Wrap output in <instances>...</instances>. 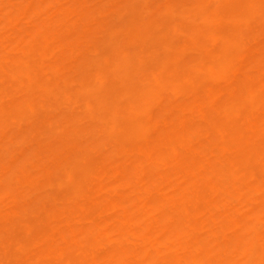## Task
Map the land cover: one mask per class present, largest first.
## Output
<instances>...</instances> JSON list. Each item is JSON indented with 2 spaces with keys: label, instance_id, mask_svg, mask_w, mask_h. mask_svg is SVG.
Here are the masks:
<instances>
[{
  "label": "rangeland",
  "instance_id": "obj_1",
  "mask_svg": "<svg viewBox=\"0 0 264 264\" xmlns=\"http://www.w3.org/2000/svg\"><path fill=\"white\" fill-rule=\"evenodd\" d=\"M11 1V2H10ZM15 0H0V39H1V41H0V50L2 51V50H4V53H6V55H7V57H9V55H11V57H12V59L14 58V57H16L17 56V53H16V51H18L17 49H19L20 48V46H22L23 47V45L25 46L24 48L25 49H27V50H29V46L31 45V44H33V45H31V47L32 46H36L37 44H38V40L41 38V36H43V34H45V36H44V41H41V39H40V41L39 42H43L44 44V46L49 50V48H51V47H54V49L53 48H51V50H47L48 51V53H47V58L45 59V60H47L48 59V62H46L45 60H44V52H45V55H46V50L44 49V50H42V53L43 54H40V53H38V52H36V53H38L39 55H40V58H42V60H39L40 58H39V56H38V59L36 58V56L34 55V54H32V52L34 51L35 52V48L34 49H30V51L29 52H31V55H32V57H33V55H34V57L33 58H35V59H37V60H35L34 61V59L32 60V62H33V64L31 63V62H29V63H31L32 64V66H34L35 64H37L38 63V61L39 62H41V63H43L44 64V66L46 67V65H47V67L49 66V69L50 70H48V68L46 69L45 67H43L42 66V64H41V67L43 68L42 70H43V72H44V76H46V78H44V76H41V75H43V73L42 74H40V79H41V77H42V81L44 80V79H49L50 77V79L52 80H54V82L55 81H57L55 84L57 85V89L55 88L56 86L54 85V82H53V85H52V81L50 82L51 84H49L48 82L50 81V79H49V81L48 80H46L47 82H42L41 81V84L42 83H48V84H46V88H44V84L42 85V88L43 89H45L46 90V92H47V94H46V92L44 91V93L42 94V95H40L39 97H42V99H40V98H38V99H40L39 101H37V103L39 102V104L40 105H38L37 106V103H35V104H30L31 102H33L34 100L33 99H35V97L37 96L36 94V90H37V87H41V86H39V85H37L36 86V89H34V92L36 93L35 94V96H34V94L32 93V89L34 88V86H32L33 88L29 91V90H27L26 89V91H25V85L23 86L22 85V82H20V85L18 84L19 82H17L16 80H18V78L20 77L18 74H16L17 76H19V77H17V79H15V82H14V78L16 77V75L14 76V74L12 73V75L14 76V78L12 77V76H6L9 72H7V73H5L6 75H4V69L7 67V68H9L10 66H8L7 64L9 63H7V60L9 59V60H11L10 59V57L7 59V57L6 58H3V60H6V62L5 63H7V64H5V65H7L6 67H5V65H3V60L1 61V63H2V65H3V68H2V66H0V68H2L3 69V71L4 72H2V71H0V100H2V101H0V103L3 105H5V107H4V105L1 107L2 109L1 110H5V111H8V112H5V113H3L4 111H2V113L4 114V116H7V118H5V117H2L3 115H1V117H0V139H4V140H0L1 142L3 141V144L2 145H0V159L1 160H3L4 162H2L1 160H0V163L1 164H4L5 163V161H6V163L4 164V166L3 167H5L3 170L2 169H0L1 170V172H0V174H1V176H0V183H1V178L3 179V177H4V179L6 178L5 176L7 175V177L9 178H7L8 179V182L10 183V181L12 182V181H14L13 179H15V181H18V178L20 177V175H18V176H16V177H14L12 174L13 173H11V172H13L14 170L15 171H17L16 169H14L13 171H12V166H10V167H8V165H11V163L10 162H15V159H17L16 157H17V155L16 156H14L13 155V152H12V150H14L13 149V147L15 148V150H16V148L20 145L19 143L21 142V141H23V139H24V141L23 142H25V143H21V145H22V147L24 146V144H25V148L27 149L28 148V145H30L29 146V148H32V149H28L30 152H31V150H34V149H37V151L36 150H34V152H32L31 154H34V156L32 155V158H34L33 160H32V158H31V154L29 155V152H28V155H29V158H27L25 155H24V157H22V159L21 158H19V157H21L22 155H23V150H21L20 149V146L17 148V151L19 152V153H17V154H20L19 156H18V162L16 163V165L13 163V166H17L18 168L20 167V168H22L23 166H24V169H25V165L26 164H28V161H29V163L30 164H28V165H26L27 167L29 166L31 169L34 167L35 168V166H33L35 163V165H41L42 163H40V161L41 162H44L43 164H47L46 166H48V164H50V163H52L53 161H56V159H57V164L55 163H53L55 166H53V164H52V167L49 165L48 167H51L52 169H55V168H57L58 166L61 168H59V171H57L58 169H55V172L52 170V169H50L49 168V170H50V172H51V170L54 172V174H55V176H53L52 174L53 173H47V168H46V170L44 169L45 167H42V165L41 166H39V168H38V166H36V168L35 169H32V171H34V173H32V174H34L33 176H35V177H33L32 175H31V173H30V175L29 174H27V175H29L30 176V178H34V179H37V178H40L39 179V181H36L37 183L39 182V183H41L42 181H40V180H43L41 177H43V178H45L46 180H48V179H51V180H53V178H51V176L50 175H52L53 177H54V181H56V180H58L57 182L58 183H56V184H54V185H56V186H54L53 185V183H54V181H53V183H49V184H51V185H49L48 184V181H47V184L45 183V184H37V185H47V188L48 189H50V191L48 190V191H46L47 190V188H45V187H43L44 189V191L43 192H47L46 194H44L43 195V192H41L40 193V191L41 190H39V192H37L40 196H39V198H37V199H39V200H41L42 198L43 199H45V200H47L48 198V196L50 197V196H52V194L54 195L53 196V200L54 199H56V198H59V199H56L57 200V202L59 201V203H60V201L61 200H63V204L62 203H60V205L59 204H55V202L56 201H52V202H50L49 204H48V201L46 202L45 200L43 201V200H41V201H39V200H37L36 198L33 200L32 198L33 197H31L30 196V198L28 197V198H26L25 200H27V199H30L31 201H39V202H41L40 204H38L37 202H35V203H37V204H35V207H38L37 209H34L33 210V212L31 211H28L29 210V206H27L28 208V210H26L25 209V207L23 206V204L25 203V201H23V203H21L20 205H19V203L18 204H16L17 206H18V209L20 210V207H21V205H22V212L23 211H25V213L23 212H21L20 211V213H22L23 215L21 216V214L19 215V216H17V217H19V218H17L16 216H13V217H15V222H14V218H12L13 219V221H12V219L10 218V216L14 213L15 215L16 214H19V213H17V212H19V210H17V206H15L14 204H13V206H11V202H13V199L14 198H17V197H19L20 195L22 196L23 194L22 193H19V191H22V190H18V192H14L15 191V188L17 189H21L22 187L21 186H19V184L16 182V184H18L17 186L15 185V188L14 187H12V185L13 184H9L8 183V187L9 186H11V190H9L8 188H7V186H5L7 183H4L3 182V180H2V182L3 183H1L0 185H1V187L0 188H6V190L7 191H5V192H8V193H10V192H12V193H10V195L13 197V196H15L14 194H16V195H18V193H19V196H16V197H13V198H11V196L8 194L7 195V193L5 194V192L4 193H2L1 194V189H0V194L3 196V195H7L8 197H10V198H8L7 196H3V197H6L7 199H8V202H9V200H10V203H8L7 202V199H5V198H2V196H0V203L2 204H0V218H1V220H0V222L2 223H0V226L2 227H0L1 229H3L2 231H4V233L3 232H1V230H0V236L2 237V234H5L6 235V237L7 238H4L3 239V237H2V239H0L1 241L0 242H2V243H4V245L3 244H1L0 245V248H1V250L0 251H2L1 253H4L5 251V255L4 256H2L3 254H0L1 256H0V258H1V261H0V264L1 263H6V264H16L17 262V264H32V262H34V261H30V260H36V259H38V261L36 262H34V263H36V264H40L41 262H43V264L44 263H46V264H101V263H103V262H105L106 261V263L105 264H118V261H119V264H132V262H134L135 264H167V261H168V263L169 264H175V263H177V264H205L206 263V261H207V263L206 264H222L223 262H224V259H222V258H225V257H230V260H232L233 261V263H234V261L236 262V263H234V264H241L242 262L244 263L245 261H247V264H248V259H249V257H250V254H251V248L250 247H246L245 245H244V241L243 242H238L239 240H243V237L241 238V235L242 234H246L247 236L250 234L251 235V237L256 233L255 232V230H256V226H258V228L260 227V229L262 230V233H261V230L260 231H257L258 230V228H257V232L258 233H256V234H259V233H261V235H254L255 237H257V236H262L261 238H262V240H263V238H264V232H263V230H264V193H263V191H264V185H262V184H264V167L262 166V165H259L260 164V162H259V159H262V161H261V163L264 165V152L261 150L263 147H264V145L262 146V139H264V136H262V135H264V132H263V134H262V131L264 130V123L263 124H261L262 122H264V99H261V98H263V96L262 95H264V47H262V46H264V1L262 0H254V2H253V0H234L235 2H237V3H235L233 0H219V1H221V2H219L218 0H212V2H214V4L211 2V0H204L203 1V3L205 4V6H201V5H203L202 4V2H200V6H198L200 9H201V7L203 8V7H206V9H208V7L209 6H211V7H209V9H211L212 8V6L214 7V5L216 6V5H218V3H219V5L221 4L222 5V7H223V9L221 8V5L219 6H216V7H218L217 9H218V11H220L221 10V13H223L224 11H225V14L224 15H227L228 13H230L231 11L234 13H232L233 15H236V13H238V12H240L241 13V11H247L249 14L251 13H255L256 12V14H254L255 16H257V18L252 14V15H249V14H247L246 12H245V14H246V16H245V14H242L241 13V15H243V16H245L246 18H247V22L246 23H248L247 25H246V23L244 22V24L245 25H243L242 24V22L241 21H236V20H233V19H227L228 21H230V22H228V21H223V23L221 22V20L219 21V22H217V24L219 23V25H216V24H214V25H216L217 27H215L217 30H216V32H218L219 34L221 33V37H223V39L225 38L224 36H226V33H227V36H229V37H227L226 39H228V38H230V35H231V37H232V35L234 36V37H232L233 38V40H235V39H238V38H240L241 36V38L239 39V43H238V40H237V42H236V40H235V43H234V46L236 45V43L238 44V47H234V48H236L235 50L237 51V53L235 54V52H234V54H233V56H232V53L230 54V56H229V59H231L232 57V62H233V65L235 66V67H237L235 70H234V66H232V70H231V75H230V73L228 72V70L230 71V69H228L227 70V74H226V76L227 75H229V76H227V78H228V82H229V80L230 81H234L235 83H244L243 85L245 86V80L247 79L248 80V78H246V77H249V79H251V82H250V80H248L249 81V83H252V86H253V88H255V93L257 92L258 93V91H256V90H259L260 91V95H261V97L259 96V99H258V94H255V96H256V98L255 99H258V101L256 100L255 101V103L257 102L258 103V105L256 104V107L255 106H253V108L252 107H250L251 109H256L257 107V109H256V111L254 110H245L244 109V107H243V111L241 110V112H242V114H241V116H242V118L240 117V119H238V121H237V119H235V118H233V116L231 117V120L229 119L228 121H230L229 123H226V122H223L224 121V119L222 118V116L218 113V110L219 109H217L215 106H217L220 102H222V103H224L223 101L224 100H226V99H223V101H220L221 100V98H222V96H221V98L219 99V97H216L217 99H215V101H219V102H217L216 104L217 105H214L213 107L211 106V105H213L212 103L209 105L208 104V102H209V100L207 99V104L205 103V101H206V98L208 97L207 95L209 94L208 92H209V90H208V88H209V86L210 87H212V89H217L218 90V87H219V85H220V82H223L224 80L223 79H221V80H217V81H219V85L218 84H215L214 82H213V84L217 87H214L213 85H211L212 84V82H210V80L208 79V78H206V81H207V79L209 80V81H207L208 83H209V85H208V83H205L204 81H205V79H204V76L202 75V77L200 78L198 75H197V77L195 78L194 76H196L195 74H197V73H194V72H192L193 71V69H192V67H191V65H192V63L195 61V63H198L199 61H200V63H202L203 62V57L204 56H206L207 54H209L208 52H207V50L211 53V51L212 50H214L213 49V46L215 45L214 43H216L215 42V40H216V36H219V34H217V33H210L209 34V31L212 29V28H214L213 26H210L209 27V31L207 32V29L206 28H208V26L206 25L207 23H204L205 25H202V26H205V27H203V29L205 28V30H206V32L209 34V36H208V34L206 35L205 33L203 34L202 33V31H200V30H202V26L200 25L201 23L203 24V22H201V23H199V27H198V22H196L194 25L196 26V28L194 29V25L193 24H191V25H189V26H192V27H189V28H192V31H193V29H194V31L193 32H195L196 30H199L198 32H197V34H196V32H195V34L197 35H195V37L193 36V37H191V38H196L197 37V39H193V40H195V42H193V43H191L192 41L191 40H189V38L187 39L186 37H188V36H184L187 40H189V41H186V39H184L183 38V36L180 38L179 37V35L178 34H176L175 35V37H176V39L178 38V40H180V42H181V40H185V41H182V45H181V43L177 46V42H173V44H174V52H171L172 53V55L174 54V53H177L176 54V56H175V59H173L172 57H174V56H172L171 54V56H170V60H172L173 59V64H172V66H171V64L169 63V61H167V64H170V66L171 67H173L174 69H175V67L174 66H178L179 64H178V61H180L181 59H179V58H182L183 57V55L185 56H188V62L187 61H185V59L184 58H186V56L185 57H183V61H185V62H183L182 60L180 61V67L178 68V70H177V68L175 69V70H177V72L176 71H174V74H175V76H176V78L178 79V80H180V81H177V82H181V83H183V84H180L179 83V85H178V87H181V85H182V90H181V88L177 91V93H174L175 95H173L174 97H177V94H178V96L179 97H181L180 95L181 94H183V93H185L186 94V92H183L182 93V91H183V85L185 84V82H188V83H190L191 84V86H189L190 84H185V88H184V91H186V88H187V90L190 88V87H192L193 85L192 84H195V83H198V82H201V83H199V84H197L196 85V87H197V89H198V91L194 88V90H193V88H192V92L193 91H195L196 93L197 92H199V93H201V92H203V94H204V96H206V98L205 97H201L202 95L201 94H199V95H196V93H194V95L195 96H199V97H196V99L197 98H199L201 101H199V99H197L196 101L198 102V104L196 103V101H195V104L192 106V102H191V104H190V106H192V109H191V107L190 108H188V106L186 105L187 103H189V101H188V97L190 96V97H192V98H195V97H193L192 96V94L190 93L191 91L190 90H188V93H187V95H189L188 97L185 95V94H183V95H185L186 96V99L187 100H184V99H182V98H185V96L184 97H182L181 99L182 100H184V102L186 101V103H183V101L181 102L183 105H179V102L175 99V101H177L178 103H176L175 104V101L173 100V103H174V107L173 106H171L172 104H171V98H173V97H168L169 99L168 100H170V101H165V99H166V93H168V91L169 90H171V89H169V90H167V92H164L167 88H165V90H164V88L163 89H161L162 91H163V95H161V94H158V95H161L160 96V98H156V100H155V103L157 104H153V106L151 107L150 106V108L152 109L153 108V110H154V108L155 107H157V108H155V110H159V111H161V107H163L162 108V111H163V113H165L164 115L163 114H160V112H159V115H163V116H158V114L156 113L155 114V112H152L153 110H151L150 109V111L151 112H149L145 117H146V120H147V122L149 121V120H151L152 119V121H150L149 123H151V124H154L153 125V127L155 128V129H153L152 127H150L149 126V128H151V129H149L150 131L148 132H146V134H145V136H143V138L144 139H132V140H126V139H123V138H120L119 136L118 137H116L118 134H119V131H117V133L115 134V135H113L112 137H113V139H114V137H115V139H117V140H115V142L113 141V139H111L109 142L110 143H108L107 141H108V139H110V137L107 139V137L104 135L103 137H102V131H100V130H103V129H101V128H103L104 126H112L113 125V123H115L113 126H114V128L115 129H120L121 128V126H122V128L124 127V126H126V122H128V119H127V117H126V115L125 114H123V115H125V117H126V119H124L125 117H119V115H118V113H114V114H111V116L112 115H115V116H117L115 119L113 118V120H111V122H109V124H107L108 122H103V123H101L102 125L101 126H103V127H99V129L100 130H97V129H93L94 127H95V125H91L92 124V121L93 120H104V118H102L101 116H99L100 118H97V117H95L94 115H96V116H98L97 114L99 113V115L101 114L102 115V113L104 112V113H106V111H103L104 109H106V106H107V104L109 105L110 104V102H111V104H112V101L115 99V98H117V95H114L116 92L115 91H113V92H115L114 94H113V96H115L114 97V99L113 98H110V96H109V94L112 96V90H114V86L115 85H113L112 84V80H110L109 82V84H108V86L109 85H111L110 87H108L107 86V84L105 85L106 86V88H105V90H103L102 92H100L102 95L103 94H105V93H103V92H106V91H108L109 93H106L107 95H108V97L110 98V99H113L112 101L111 100H109L108 98H107V100H105L106 99V97H107V95L106 96H102V98H100L101 99V101H99V102H101L102 104L101 105H103V100H105V101H107V102H109V103H107V102H104V104H106V106H105V108H104V106L102 107L100 104V106L97 104V106H96V103L98 102H91V103H93V105H94V103H95V107L93 106V107H91V103L89 104V102L92 100L91 98L93 97L92 95V93L93 92H91V98H90V100L89 99H87V95H88V92L86 93V92H83V93H81V92H79L78 91V89H77V86H78V81L80 80V79H78V81L75 83V81H73L74 79H75V77H77L76 76V71H77V69L78 68H72L73 66H74V64H75V66H77V65H82L83 67L82 68H84V65L86 64L85 62L83 63V61H85V60H90L91 58H93V60H91V62L90 61H86V62H88L87 64H89V62H90V64H92V65H96V62H97V59H98V61H99V63L97 62V67L100 69V67L99 66H101V65H99L100 63H101V61L100 60H103L104 61V59H99V58H102V55H103V51H104V49H106V48H104L103 49V47H102V49H103V51L101 50V49H98L99 47L98 46H106V44H108V43H106V42H108V41H106V42H103V41H105L104 39H106L107 40V38L109 39V35H107L109 32H111V31H113L116 35H119L120 36V34H122L121 36H123V35H125V32H126V34L127 33H129L128 31H130V28L128 29V31L125 29V31L122 29L124 26H122L121 25V23H123V25H125V24H127L128 23V21H129V19L131 18V15H132V13H130L129 12V10L128 11H124V10H122V11H124V12H122V11H119V13H126V15H124V14H121V20H120V17H119V14L118 13H116V15L114 16V10H113V8H115V7H117V9H118V7H120L122 4H125L126 3V1L127 0H120L121 1V3L120 2H118V0H114V2H112L113 0H64V2H63V0H47L46 2H43L42 0H35L36 1V5H35V2L33 1L32 2V0H30L31 1V3L34 5V6H36V8L39 10V8H38V6L41 4L42 5V2H43V4L45 5H42V11H38V12H40V13H38L36 10V8H34L35 9V11L36 12H34V9H33V11H32V9H30L31 10V12H30V10L28 9V12L29 13H26V9H25V7L24 6H29V3L27 4V0H21V2H23V3H21L19 0H16L17 2V5L15 4V2H14ZM29 1V0H28ZM41 1V3L39 4V5H37V3H39ZM55 1V2H54ZM59 1V2H58ZM92 1H94V2H92ZM105 1V2H104ZM117 1V2H116ZM130 1V0H129ZM151 1V2H150ZM150 1H148V2H150L151 3V7H150V12L149 13H151V14H155V15H160V14H158L159 13V9H161L162 10V7L164 8L165 7V5H166V0H164V1H162V0H158V2H157V0L155 1V4H157V3H159L160 4V2H165V3H162L160 6H162L161 8L160 7H158V12H157V6H159V4L158 5H153L152 4V2H154V1H152V0H150ZM171 1V2H170ZM183 1L184 0H169V5H170V3L171 4H173V7L174 8H176V10H179L178 8H180L181 10H184V7H186L185 9H186V13H194L195 14V17H194V19L196 18V17H198L199 19H201L200 17H199V15H201L202 14V12L204 11V9L205 8H203V11H202V9H201V12H199V13H201V14H199L198 13V11H200L199 10V8L195 5V4H193V3H195V1L193 2L192 0L190 1V2H188V0H185L186 2H188L187 4L184 2L183 3ZM199 1H202V0H199ZM206 1V2H205ZM223 1L225 2V3H223ZM249 1V2H248ZM258 1V5L256 4V2ZM12 2H14V6H12L13 5V3ZM26 2V3H25ZM91 2V3H90ZM97 2H98V5H97ZM108 2V3H107ZM110 2H112V3H114L115 4V6H112L113 4L112 3H110ZM122 2H124V3H122ZM128 2V1H127ZM173 2H175L177 5H175ZM178 2V3H177ZM183 4H182V3ZM192 2V3H191ZM218 2V3H217ZM244 2V3H243ZM259 2H261V3H259ZM20 3V4H19ZM62 3H65V4H62ZM73 3V4H72ZM104 3H106L105 5H104ZM118 3V4H117ZM119 3H120V5H119ZM189 3H191V5H190V7H189ZM207 3V4H206ZM224 5H223V4ZM253 3V4H252ZM3 4V5H2ZM8 4V5H7ZM11 4V5H10ZM22 4H24V5H22ZM61 4V5H60ZM84 4H86V5H84ZM101 4H103V5H101ZM118 6H117V5ZM212 4V5H211ZM227 4V5H226ZM7 7H6V6ZM16 5V6H15ZM40 5V6H41ZM72 5V6H71ZM92 6V8L90 7V6ZM111 5V6H110ZM164 5V6H163ZM175 5V6H174ZM182 6V8L180 7V6ZM186 5H188V6H186ZM193 5V6H192ZM226 5V6H225ZM229 5V6H228ZM236 5V6H235ZM237 5H239V6H237ZM247 5V6H246ZM250 5H252V6H250ZM254 5V6H253ZM257 5V6H256ZM11 6V7H10ZM23 6L24 8H21V7ZM51 6V7H50ZM59 6V7H58ZM66 6V7H65ZM78 6H80V7H78ZM83 6H84V8H83ZM87 6V7H86ZM156 6V7H155ZM172 6V5H171ZM176 6H179L178 8L176 7ZM195 6V7H194ZM256 6V7H255ZM3 7H5V8H3ZM14 7V8H13ZM45 7V8H44ZM78 7V8H77ZM89 7V8H88ZM107 7H112V10L111 9H105V8H107ZM155 7V8H154ZM189 7V8H188ZM196 9H198V10H196V13H198V15H196V13L194 12V8ZM216 7H214L215 9H216ZM230 7V8H229ZM262 9H261V8ZM18 8V9H17ZM56 8H58V10L60 11V9H61V11H64V12H61V14H58V13H60V12H58L57 11V9ZM71 8H74V14H76L75 16V19L77 18L79 21H80V19H81V17L83 18V19H81V22L78 24V23H76V24H78V25H76L75 24V28L73 27H70L71 26V23H73V22H67V23H65V21H68V20H64L63 18L66 16V18H67V14L69 15L70 14V12L68 11L69 9H71ZM76 8V9H75ZM190 8H192L191 10H189ZM214 8H213V10H214ZM239 8V9H238ZM250 8H251V10H250ZM6 9V10H5ZM11 9V10H10ZM15 9H16V11L17 12H20V13H18V14H21V10L22 11H24V10H26V11H24V14H25V16L23 15V12H22V15L20 16V15H16L15 13H17V12H15ZM20 9V11H18ZM98 9H100V10H98ZM115 10V11H118V10ZM189 11H188V10ZM205 9V10H206ZM208 9V10H209ZM86 10V11H85ZM102 10H104V12H105V14L108 12L109 13V15L112 17V19L114 18V17H116V18H114L113 20H111L110 19V17H108L109 15H108V13H107V15L105 16V15H102V14H104V12H102ZM111 10V11H110ZM160 10V11H161ZM222 10H223V12H222ZM230 10V11H229ZM254 10V11H253ZM258 10V11H257ZM3 11H4V14H3ZM14 11V12H13ZM52 11V12H51ZM67 13H66V12ZM71 12H72V9L70 10ZM78 11V12H77ZM87 11H90V12H88L87 13ZM94 11V12H93ZM191 11V12H190ZM193 11V12H192ZM236 11V12H235ZM8 12H10V13H13V14H15V17L14 18H16V19H14L13 18V14H11L10 15V18H11V16H12V18L14 19V20H17L16 22L14 21V20H12V19H10L8 16H6L7 15V13ZM57 13V14H55L54 15V13ZM101 12H102V14H101ZM110 12H113V13H110ZM129 12V13H128ZM153 12V13H152ZM31 13H33V14H31ZM42 13V14H41ZM63 13L64 14H66V15H64V17L63 16H60V15H63ZM79 13V14H78ZM84 13H85V15H84ZM149 13H148V15H149ZM161 13H162V11H161ZM227 13V14H226ZM240 13H238L239 15H240ZM261 13V14H260ZM26 14H29L28 15V17H26L27 15ZM81 14H83V15H81ZM87 14V15H86ZM93 14H94V20L93 19H91V18H93ZM97 14V15H96ZM128 14H130V15H128ZM150 14V15H151ZM163 14V17L165 16V14L164 13H162ZM237 14V15H238ZM9 15V14H8ZM31 15H35V17H33L32 16V19L30 18L31 17ZM37 15V16H36ZM57 15V16H56ZM117 15H118V17H117ZM155 15H151V16H153L154 18H161L163 21L166 19V21L167 22H169L170 20H172V19H174V16H176V17H178L179 18V16L180 15H174L173 17H171V16H167V14H166V16H165V18H162V15H160V17H157V16H155ZM228 15H230V14H228ZM260 15V16H259ZM4 16H6V17H4ZM23 16L25 17V18H23ZM44 16H46V17H44ZM49 16V17H48ZM55 16V17H54ZM60 16V17H59ZM71 16V15H70ZM79 16H81L80 18H79ZM128 16H130L129 17V19H128ZM150 16V21L153 19V21H154V18L153 17H151ZM191 16V15H190ZM192 16H193V14H192ZM250 16H253V18L251 17V19H253V20H251V21H249L250 20ZM44 17V18H43ZM89 17V18H88ZM123 17V18H122ZM126 17V18H125ZM7 18V20H5ZM30 18V19H29ZM33 18H35V19H33ZM38 18H41V19H38ZM70 18V17H69ZM72 18V20L74 19V16L73 17H71ZM99 18V19H98ZM103 18L105 19V21L104 22H102V23H104L105 24V22H106V26L104 25V24H102V23H100V24H102L103 26H105V27H103L102 25V29H97L96 28V26L99 24L98 23V21H103ZM125 18V19H124ZM148 18H149V16H148ZM181 18H183V17H181ZM249 18V19H248ZM25 19V20H24ZM28 19V20H27ZM55 19V20H54ZM63 19V20H62ZM68 19V18H67ZM89 20V22L87 21V20ZM102 19V20H101ZM119 19V20H118ZM123 19V20H122ZM186 19V18H185ZM199 19H197V20H199ZM259 19H261V20H259ZM8 20H9V22H8ZM20 20V21H19ZM38 20V21H37ZM44 20V21H43ZM78 20H75V21H77V22H79ZM92 22H91V21ZM127 21V22H124V21ZM157 20V19H156ZM156 20L154 21V24H159L158 22L157 23H155L156 22ZM160 19H158L157 21H159ZM161 20V21H162ZM169 20V21H168ZM174 20H178V21H176V22H178V24L180 23V18L179 19H177V18H175ZM196 20V21H197ZM223 20H225V19H223ZM263 20V21H262ZM10 21H11V23H10ZM31 21H33V22H30ZM54 21V22H53ZM62 21V22H61ZM69 21H71V19L69 20ZM113 21V22H112ZM122 21V22H121ZM148 21H149V19H148ZM153 21H151L150 23H152ZM161 21H159L160 22V24L163 22H161ZM181 21H182V19H181ZM200 21V20H199ZM235 23H234V22ZM8 22V23H7ZM39 22V23H38ZM70 24V26H69V24H68V26H66V27H68V30H67V28H66V30H65V28H63L65 31H63V29H62V27H65V24ZM97 23V25L95 26V24ZM165 22V21H164ZM162 23L161 25H157V27L159 28V29H161V27H162V29H164V27H166L165 29V32L167 31V25H168V29H169V24H167V23ZM183 22H184V24H186V23H188V22H186L184 19H183V21H182V25H184L183 24ZM186 22V23H185ZM190 22H191V20H190ZM193 22V21H192ZM191 22V23H192ZM225 22H227V23H230V24H227V23H225ZM260 22H261V24H260ZM15 23V25H12V24H14ZM35 23V24H34ZM37 23V24H36ZM48 23V24H47ZM63 23V24H62ZM75 23V22H74ZM73 23V24H74ZM87 23H91V25H92V27H94L93 29H95L96 30V32H93V34H92V36H91V32L93 31H91V32H89V33H87V34H89V35H87V37H86V34H85V32H87V31H85V30H83L84 28H87L88 29V27H90V26H88V25H90V24H87ZM170 23V22H169ZM233 23V25H231ZM237 23V24H236ZM3 24V25H2ZM17 24V25H16ZM22 24H24V26H22ZM51 24V25H50ZM54 24V25H53ZM87 24V25H86ZM108 24V25H107ZM148 24V23H147ZM153 23L151 24V27H148L147 28V30H152L153 31V29L155 28V25H154ZM164 24H167V25H164ZM190 24V23H189ZM235 24V25H234ZM250 24V25H249ZM2 25V26H1ZM58 25V26H57ZM62 25H64V26H62ZM85 25V26H84ZM150 25V24H149ZM148 25V26H149ZM163 25V26H162ZM181 25V24H180ZM182 25H181V27H180V29L181 28H183L182 27ZM187 25V24H186ZM232 26L231 28H230V26ZM254 25H256V26H254ZM257 25H259V26H257ZM4 26V27H3ZM8 26H9V28H8ZM18 26V27H17ZM27 26V27H26ZM29 26V27H28ZM46 26H47V28H46ZM50 26H51V28H50ZM73 26V25H72ZM88 26V27H87ZM121 26V27H120ZM126 26V25H125ZM152 26H154V27H152ZM237 26V27H236ZM245 28H244V27ZM251 26V27H250ZM21 27V28H20ZM55 27H57L56 29H59L58 31L56 30V32L54 31V34H52L53 32H52V30L55 28ZM84 27V28H83ZM99 27V26H98ZM129 26H127V28H128ZM184 27H185V25H184ZM226 27V28H225ZM238 27H241L240 29H243V31H244V29L246 30V32L244 31V34H246V38H243V37H245V35L243 34V33H239V32H241V31H239L240 29L238 28ZM253 27H254V29H253ZM261 27V28H260ZM2 28H4V30L5 31H3V29ZM8 30H7V29ZM18 28V29H17ZM20 28V29H19ZM22 28H23V32H24V28H26L27 30H28V33H30L29 31H31V33H32V31L34 30V28H35V30L33 31V33H34V36H36V34L35 33H37V36L39 35V33H40V31H41V33L44 31V33H42L40 36H38L37 38H39V39H37V42H36V40L34 39V38H31L29 35H31V34H28L27 32H25V34H27L26 36L28 37H26V36H24L23 37V35H20L19 34V30H22ZM28 28H32L31 30H29ZM106 28V29H105ZM121 28V29H120ZM149 28H152V29H149ZM158 28H155L156 29V34H157V31L159 30ZM188 28V27H187ZM197 28H199V29H197ZM201 28V29H200ZM221 28H222V30H221ZM225 28V29H224ZM228 28H230V29H233V30H230V29H228ZM234 28H238L236 31H234L235 29ZM247 28V29H246ZM10 29V30H9ZM25 29V30H26ZM51 29V30H50ZM79 29V30H78ZM110 31H109V30ZM155 29H154V31H153V33H148V34H150V35H152V34H155ZM158 29V30H157ZM185 29V28H184ZM184 29L182 30H177V32L179 33V32H181V31H183V34L187 31V33H188V30L190 31L191 29H188V30H186V31H184ZM252 29V30H251ZM261 29V30H260ZM18 30V31H17ZM94 30V31H95ZM120 30H122V31H120ZM204 30V31H205ZM214 30V29H213ZM230 30V31H229ZM248 30V31H247ZM255 30V33L253 32ZM17 32V34H19L20 36H22V37H19V39H21V38H23L22 40V43L21 42H19V45L18 44H15V43H17V42H14V41H12L13 40V38H14V36H15V38L17 37L18 38V36L17 35H15L16 33H14V32ZM38 31H39V33H38ZM49 31L50 32H52V33H49ZM60 31V33H58V34H60L61 35V37L58 35V34H56L57 32H59ZM72 31V32H71ZM82 31H85L83 34H82ZM109 31V32H108ZM117 31V32H116ZM118 31H120V32H118ZM152 31H149V32H152ZM160 31H162V30H160ZM159 31V32H160ZM212 31V30H211ZM210 31V32H211ZM221 31V32H220ZM232 31V32H231ZM237 31H239V32H237ZM258 31V32H257ZM260 31V32H259ZM10 32V33H9ZM13 32V33H12ZM49 33L50 35H48V36H50L51 37V35L52 36H54L55 35V37H54V39L56 38V36L58 37V38H56L55 40L52 38V40H51V38L49 37L48 38V36H46V34L47 33ZM65 32V33H64ZM69 32V34H67ZM102 32V33H101ZM106 32V33H105ZM158 32V33H159ZM162 32H164V31H162ZM164 32V33H165ZM168 32H169V30H168ZM167 32V33H168ZM200 32V33H199ZM212 32H215V31H212ZM224 32V33H223ZM226 32V33H225ZM236 32L237 33H239V34H236ZM249 32V33H248ZM250 32H251V34H250ZM33 33H32V35H33ZM61 33H63V35H67V38H69V36H71L70 37V39H66L65 38V36H63ZM71 33H73V34H71ZM95 33H96V35H95ZM118 33V34H117ZM167 33H165V34H167ZM169 33H171V32H169ZM190 33V32H189ZM188 33V34H189ZM201 33H202V35H204V36H202L201 35ZM260 33V34H259ZM85 34V35H84ZM160 34V33H159ZM165 34H162V35H158L157 34V36H159V37H157L156 35V37H152L151 36V38L149 37L150 35H148L147 37H148V39H146V40H143V38H140V39H138V38H135V41H137V40H143L144 42H142L141 41V43H138V42H140V41H137V43L140 45V46H135V48H137L138 47V49L139 50H141V49H143L144 47H145V44H146V46L147 47H145L144 49H145V54H147V55H149V51H147L146 50V48H148V47H150V42H148L149 40H151V43H152V41H153V43H154V45H152V47H150V48H148L149 50L151 49V50H154L155 49V53L157 54V55H159V53H157V51H156V48L158 49V47H161V46H158V47H155V45H157L154 41H156L157 40V38L158 39H161L162 40V38H163V35H165ZM174 34V33H173ZM180 34V36H181V34L182 33H179ZM191 34H192V32H191ZM217 34V35H216ZM222 34H225L224 36H222ZM235 34V35H234ZM249 34V35H248ZM7 35H8V37H7ZM31 35V36H32ZM82 35V36H81ZM95 35V36H94ZM170 35H172V34H170ZM192 35H194V34H192ZM236 35H239L238 36V38H235V37H237ZM251 35H252V37H254V38H251ZM255 35V36H254ZM258 35V36H257ZM88 36H90V37H88ZM97 36V37H96ZM98 36H99V38H98ZM120 36V37H121ZM126 36H128V35H126ZM125 36V37H126ZM154 36V35H153ZM162 36V38H160ZM166 36V35H165ZM167 36H169V35H167ZM189 36H191V35H189ZM199 36H201V40H199L200 39V37ZM206 36L208 37V38H206ZM219 36V37H220ZM2 37V38H1ZM103 37H106V38H103ZM124 37V38H125ZM172 37H174L173 35H172ZM199 37V38H198ZM263 39H262V38ZM14 38V39H15ZM16 38V39H17ZM30 38H31V40H30ZM36 38V37H35ZM47 38L49 39V44H51L50 45V47H48V43H47ZM59 38H60V40H61V42L60 41H57L56 42V40H59ZM73 38V39H72ZM123 38V39H124ZM130 38V37H129ZM129 38L127 37V39H128V41H129ZM145 38V37H144ZM150 38V39H149ZM152 38H154V39H156V40H152ZM180 38V39H179ZM183 38V39H182ZM211 38V39H210ZM243 38V39H242ZM256 38V39H255ZM19 39H17L18 41H19ZM32 39H33V41L34 42H32ZM66 39V41H65V43H68V44H65V45H69V44H71V45H69V48H68V50H67V48L65 47V45L63 44V42H64V40ZM84 39H86L88 42H90L91 43V41L93 42V43H91L92 44V46H91V44L90 43H88L86 40H84ZM103 41H102V40ZM121 39V38H120ZM122 39V40H123ZM171 39H173V38H171ZM170 39V40H171ZM176 39H173V41H175ZM212 39H213V41H212ZM215 39V40H214ZM222 39V40H223ZM226 39H224L223 41H226ZM241 39H242V42H241ZM258 39V40H257ZM6 40V41H5ZM17 40H15V41H17ZM26 40V41H25ZM29 40V41H28ZM46 40V41H45ZM71 42H70V41ZM74 40V41H73ZM84 40V41H83ZM133 41V49H134V43H135V41H134V39H132ZM207 40V41H206ZM218 40H220V39H218ZM218 40H217V43L219 44L221 41H219L218 42ZM229 40H231V39H229ZM255 40H257L258 41V44H256L257 43V41H255ZM31 41V42H30ZM50 41H51V43H50ZM79 41V42H78ZM126 43H124V42H122L121 41V43H123V47H125V49L127 48H129V46L131 47L132 46V44L130 45V44H128V41H126V40H124ZM203 41H204V43H203ZM245 41H248L247 43H245ZM250 41H251V43H250ZM11 42H14V44H12ZM54 42H56V44H54ZM81 42V43H80ZM84 42H87L86 44L84 43ZM156 42H158V41H156ZM159 42H160V40H159ZM189 42V43H188ZM234 42V41H233ZM240 42H241V45H240ZM6 43V44H5ZM10 43L12 44V45H10ZM28 43V44H27ZM37 43V44H36ZM45 43H47L46 45H45ZM59 43H60V45H59ZM78 43V44H77ZM96 43H98V44H96ZM105 43V44H104ZM130 43V42H129ZM143 43H145L144 45H141V44H143ZM175 43H177L176 44V47H177V50H178V52H176L175 50H176V47H175ZM196 43V44H195ZM211 43V44H210ZM254 43V44H253ZM263 43V45H261ZM9 44V45H8ZM20 44H22V45H20ZM57 44L59 45V47L58 48H63V49H65V50H58V48H57ZM61 44H63L64 46L62 47L61 46ZM89 44V45H88ZM125 44H128V45H125ZM149 44V45H148ZM161 44V43H160ZM183 44H185V45H183ZM189 44V45H188ZM191 44L193 45V46H191ZM214 44V45H213ZM217 44V45H218ZM252 44V45H251ZM14 45V46H13ZM19 46L18 48L16 47V46ZM53 45V46H52ZM55 45V46H54ZM96 47H95V46ZM125 45V46H124ZM187 45V47L186 48H188V49H191L190 51H193L194 49V51H198L199 53V57H197L198 56V54L196 53V52H192L193 53V57H191L192 56V54H191V52L188 50V49H186L187 51H184V46H186ZM202 47H201V46ZM217 45H215V46H217ZM240 45V46H239ZM12 46V47H11ZM43 46V47H44ZM80 46H82V47H80ZM86 46H88V47H86ZM91 46V47H90ZM109 46V45H108ZM144 46V47H143ZM180 46V47H179ZM196 46V47H195ZM198 46H200L199 48H198ZM209 46V47H208ZM214 46V47H215ZM219 46V45H218ZM217 46V47H218ZM242 46V49L240 48ZM14 47V48H13ZM21 47V48H22ZM27 47V48H26ZM72 47V48H71ZM141 47H143V48H141ZM178 47H179V49H180V51H179V49H178ZM183 49H182V48ZM190 47V48H189ZM192 47H193V49H192ZM211 47V48H210ZM250 47V48H249ZM19 49V50H25V49ZM71 48V49H70ZM83 48V50L84 51H81V49ZM88 48V49H87ZM89 48L91 49V50H89ZM97 48V49H96ZM162 48V47H161ZM201 48V49H200ZM204 48V49H203ZM207 48H209V49H207ZM238 48V49H237ZM14 49V50H13ZM74 49V50H73ZM85 49H87V50H89V53L91 52L92 54L94 53V52H96L97 50L99 51V52H96L97 54L99 53L100 54V52H101V57H98L97 58V56H99V54L98 55H95L94 57H93V55L92 56H90L89 54H88V52H87V50H85ZM108 49V48H107ZM126 49V50H127ZM129 49H131L134 53L136 52L137 53V51L138 50H133L132 49V47L131 48H129ZM205 49H207L206 51H205ZM217 49V48H216ZM241 49V50H240ZM260 49V50H259ZM108 50H110V49H108ZM108 50H106V52L108 51ZM159 50V49H158ZM161 50H163V49H161ZM251 50V51H250ZM21 51H18V52H20V54H21ZM59 51V52H58ZM129 51V50H128ZM128 51H127V53H128ZM202 51V52H201ZM240 51V52H239ZM22 52H24V51H22ZM25 54H29V52L28 51H26L25 50ZM79 52H80V54L82 55H80L79 54ZM85 52H87L86 54H85ZM105 52V51H104ZM105 52V54L106 55H109V52L108 53H106ZM143 52H144V50H143ZM143 52H140L138 55L139 56H136V58H137V62H139L140 61V59H142V58H140V55L143 53ZM158 52H160V50L158 51ZM162 52V51H161ZM160 52V53H161ZM185 52H186V54H185ZM188 52V53H187ZM190 52V53H189ZM205 52V53H204ZM207 52V53H206ZM263 52V53H262ZM2 53V52H1ZM8 53V54H7ZM60 53V54H59ZM68 53L70 54V55H68ZM82 53H84V54H82ZM151 53V52H150ZM153 53V52H152ZM155 53H153V54H155ZM179 53V54H178ZM184 53V54H183ZM196 53V54H195ZM203 53V54H202ZM239 53H241V54H239ZM24 54V53H23ZM24 54V56L28 59V60H31V59H29V56L30 55H25ZM65 54V55H64ZM75 54H77L76 56H75ZM104 54V55H105ZM129 55L131 54V53H128ZM162 54H164L163 52H162ZM162 54H160V56H163ZM205 54V55H204ZM238 54V55H237ZM260 54V56H261V59H260V56H258ZM6 55H4L3 54V56L2 57H4V56H6ZM83 55H85L84 56V58L85 59H83ZM89 57V59L87 58V56ZM103 55V56H104ZM133 55H135V54H133ZM144 56V57H146L145 58V60L144 61H146V62H149L150 63V65H151V62L153 63L155 60V58L153 59V57L151 56L150 57V59L151 60H149V61H147V59H149L148 58V56ZM152 55V54H151ZM175 55V54H174ZM197 55V56H196ZM203 55V56H202ZM238 57H237V56ZM240 55V56H239ZM132 56V55H131ZM182 56V57H181ZM190 56V57H189ZM196 56V57H195ZM235 56H236V58H235ZM245 56V57H244ZM74 57H75V59L78 61H76V60H74ZM81 57L82 58V60H81V58L79 59V58ZM154 57H155V55H154ZM157 57V56H156ZM194 57L195 58H197V60L198 59H200L198 62H196L197 60H194ZM87 58V59H86ZM131 58V61L133 62V64H135L134 63V61L132 60L133 58L132 57H130ZM161 57H159V59H160ZM190 58H191V60H190ZM205 58V57H204ZM158 59V57H157V59L156 60H159ZM178 59V61H175V60H177ZM187 59V58H186ZM206 60L208 59V55L206 56V58H205ZM237 59H238V61H237ZM252 59V60H251ZM263 59V60H262ZM8 60V61H9ZM51 60V61H50ZM143 60H142V62H140V64H144L145 66H144V68L143 69H146V70H148V67H149V63L148 64H146V62L145 63H143ZM190 60V61H189ZM194 60V61H193ZM202 60V61H201ZM243 60V61H242ZM260 60V61H259ZM261 60H262V62H261ZM57 61H59V62H57ZM80 61H82V62H80ZM102 61V62H103ZM136 61V60H135ZM192 61V62H191ZM205 61V60H204ZM229 61V60H228ZM34 62H37V63H34ZM45 62H46V65H45ZM65 62V63H64ZM74 62V63H73ZM83 63V64H77L76 65V63ZM136 62V63H137ZM156 62V61H155ZM171 62V63H172ZM177 64V65H175V63ZM187 62V63H186ZM189 62H191V63H189ZM232 62H230L229 64H231ZM12 63V62H11ZM11 63H9L10 65H11ZM105 63V64H104ZM188 64V65H186V64ZM241 63V64H240ZM257 63V64H256ZM39 64V63H38ZM57 64H59V66L57 65ZM67 64H69V65H67ZM73 64V65H72ZM89 64V65H90ZM154 64V63H153ZM183 66H182V65ZM185 64V65H184ZM228 64V65H229ZM238 64V65H237ZM52 65H53V67H52ZM94 65V67H92V68H95V70H97L98 68H96V66ZM106 66L107 64H106V62H103V66ZM136 65V64H135ZM196 65V64H195ZM254 65V66H253ZM37 66V65H36ZM39 66H40V64H39ZM61 66V67H60ZM68 66V67H67ZM74 66V67H75ZM78 66V67H79ZM103 66H101L102 68H104ZM155 66V65H154ZM169 65H168V68L170 67ZM186 66V67H185ZM189 66V67H188ZM194 66V65H193ZM231 66V65H230ZM230 66H228V67H230ZM240 66V67H239ZM242 66V67H241ZM250 66H253V67H250ZM261 66V67H260ZM35 67V66H34ZM62 68L63 67V69L61 70V69H59V68ZM67 67V68H66ZM85 67H87V65L85 66ZM89 67V66H88ZM87 67V68H88ZM143 67V66H142ZM151 67V66H150ZM153 67V66H152ZM184 69H183V68ZM190 67H191V69H190ZM244 67V68H243ZM56 69L57 70V73H55L54 71H51V70H53V69ZM69 68V69H68ZM81 67L79 68V71H84V73H86V70H84V69H82ZM90 68V67H89ZM101 68V69H102ZM173 68H169L170 70L171 69H173ZM181 68V69H180ZM189 68V69H188ZM194 68V67H193ZM206 68V67H205ZM239 68V69H238ZM241 68V69H240ZM246 68V69H245ZM249 68L250 69H252V71L251 70H249ZM255 68L257 69V68H259L258 70H260V71H262V72H260V71H258V70H255ZM262 68V69H261ZM68 69V70H67ZM73 69H75L76 71H73V72H71V70H73ZM186 69V70H185ZM254 69V70H253ZM1 70V69H0ZM47 70L48 71H51L50 73H51V75H50V73H49V75L50 76H48L47 74H48V72H47ZM95 70H91V71H95ZM169 70V74H170V72H172L173 73V71H170ZM180 70H181V72H180ZM185 70V71H184ZM189 70H191V71H189ZM235 72H234V71ZM246 70V71H245ZM65 71H66V73H65ZM79 71H77V72H79ZM82 71H81V73H82ZM189 71V72H188ZM232 71H233V73H234V76H236V78L235 77H233V73H232ZM244 71H245V73H244ZM248 71H251V75L250 74H247V73H249ZM254 71L256 72V75L254 74ZM45 72H47V74L45 73ZM68 72H69V75H68ZM176 72V73H175ZM189 74H191V75H193L194 74V78H192V79H194V81H196V82H194L193 80H191V75L188 77V75H185V77H183L184 75L183 74H187V73ZM253 72V73H252ZM53 73H55V75L56 74H61L62 73V75L63 74H67L68 76V79H67V77L66 76H60V80H61V78H66V79H62V81H60L59 82V78L58 77H56L55 75V78H54V76L52 77V74ZM71 73H73V75H75V77L73 76V75H71ZM87 73H88V70H87ZM91 73V72H90ZM193 73V74H192ZM229 73V74H228ZM237 73H238V75H239V77H238V75H237ZM242 73V74H241ZM244 73V74H243ZM261 73V74H260ZM10 74V73H9ZM80 74V73H79ZM177 74V75H176ZM179 74H181V75H179ZM240 74H241V77H240ZM247 74V75H246ZM253 74V75H252ZM3 75H4V77H3ZM78 75V74H77ZM200 75V74H199ZM246 75V76H245ZM250 75V76H249ZM263 75V77H261V76ZM59 76V75H58ZM69 76H71V78L69 79ZM78 76H81V74L80 75H78ZM85 76V75H84ZM86 76H87V74H86ZM91 76V75H90ZM90 76H88V77H90ZM93 76V75H92ZM173 75H171V76H169L170 78L172 77ZM175 76H173L172 78H174ZM178 76V77H177ZM189 78V79H187V77ZM87 77V78H88ZM233 77V78H232ZM242 77H243V80H241L242 79ZM260 77H261V79H260ZM44 78V79H43ZM77 78H80V77H77ZM77 78L75 79V80H77ZM86 78V79H87ZM92 78V77H91ZM91 78L89 79L90 81H91ZM171 78V80L172 81H174V82H176V78H174V80ZM181 78V79H180ZM182 78L184 79L183 81H182ZM200 78V79H199ZM238 78V79H237ZM253 78L255 79V81L253 80ZM259 78V79H258ZM7 79H9L11 82H4L3 80H7ZM20 79H21V81H23L25 78L23 77H20ZM19 79V80H20ZM55 79H57V80H55ZM176 79V80H175ZM199 79V80H198ZM234 79V80H233ZM237 79V80H236ZM240 79V80H239ZM9 80H7V81H9ZM13 80V81H12ZM18 80V81H19ZM66 80V81H65ZM68 80H69V83H68ZM85 80L84 79V77L82 76V79L79 81V82H83V81ZM1 81L3 82L2 84H1ZM65 81V82H64ZM88 81V80H87ZM108 81V80H107ZM239 81V82H238ZM263 81V82H262ZM17 82V83H16ZM61 83V85L60 86H62L63 85V87H65V88H63V87H60L59 86V83ZM66 82H67V84L68 85H66ZM194 82V83H193ZM227 82V81H226ZM228 82H227V84H228ZM234 82L232 83V82H229L230 84H224V86L226 85V86H228L229 88H233L234 89V87L236 88V87H239L240 86V84H236V86L235 85H233L234 84ZM256 82V83H255ZM7 83V84H6ZM65 83V84H64ZM73 83V86L72 85H69V84H72ZM113 83H115L116 84V82H113ZM211 83V84H210ZM231 83H232V85H231ZM248 83V82H247ZM247 83H246V87H247ZM5 84V85H4ZM15 84H17V85H19V86H21L20 88L18 87V86H16L15 87ZM76 84V85H75ZM178 84V83H177ZM208 85V87H207V89H204L205 87H203V86H205V85ZM256 84L258 85V86H256ZM222 86H223V83L221 84ZM231 85V86H230ZM243 85H241V88L242 87H244ZM5 86V88H3ZM7 86V87H6ZM9 86V87H8ZM22 86L24 87V88H22ZM48 86V87H47ZM53 86V87H52ZM59 86V87H58ZM67 86V87H66ZM69 86V87H68ZM72 86V87H71ZM113 86V87H112ZM225 86V87H226ZM232 86H234V87H232ZM251 86V85H250ZM251 86V87H252ZM256 86V87H255ZM12 87V88H11ZM107 87H108V89H107ZM189 87V88H188ZM194 87V86H193ZM214 87V88H213ZM15 88V89H14ZM19 88V89H18ZM28 88V87H27ZM51 88H52V90H51ZM59 88H63L64 90H62V89H60V90H62V91H65L62 95H63V97L64 98H59L60 96H62L61 94H58L59 95V99H58V102L60 103V104H57L58 102H56L57 101V99L56 100H54L53 99V101L52 100H50V99H52V98H55V95H57L56 94V92H57V90H59ZM113 88V89H112ZM115 88H116V90H117V85L115 86ZM200 88V89H199ZM220 88V87H219ZM229 88H225L224 89V87H222L221 89H223L222 90V92H218V91H214V92H217V93H215L216 94V96L217 95H221V93H222V95L224 94V92L223 91H225V95L224 96H227V94L229 93L230 94V90L231 89H229ZM258 88V89H257ZM5 89H6V91H5ZM24 89V90H23ZM28 89H30V88H28ZM40 89V88H39ZM55 89H56V91H55ZM76 90V95L78 94H80L79 96H80V99L78 98L79 96L77 95V96H75L74 95V93H73V91L72 90ZM110 89V90H109ZM112 89V90H111ZM201 89H202V91H201ZM210 89V88H209ZM221 89H219V91L221 90ZM237 89H239V88H237ZM237 89H235L236 91H237ZM244 89H246V88H244ZM243 89V90H244ZM8 90V91H7ZM15 90H16V92H22V91H24V95H23V93H21L20 95H19V98H17L18 96V94L19 93H15ZM18 90V91H17ZM20 90V91H19ZM41 90V91H42ZM53 90H54V92H55V95L53 94ZM60 90H59V92H60ZM161 90H159V92L161 93L162 91ZM181 90V92H179ZM201 92H200V91ZM204 90L206 91H208V92H206L207 93V95H205V93H204ZM241 90V89H240ZM243 90H241L240 92H242ZM262 90V91H261ZM40 91V92H41ZM78 91V92H77ZM190 91V92H189ZM228 91V92H227ZM235 91V92H236ZM239 91V90H238ZM12 93V95H16V96H12L11 95V93ZM13 92H14V94H13ZM28 92H31L32 94H33V97H31L32 96V94H30V96L28 95ZM40 92L38 93V94H40ZM66 92H67V94H66ZM158 92V93H159ZM170 92H172V90L170 91ZM180 94H179V93ZM86 93V94H85ZM96 93V92H95ZM98 93V92H97ZM100 93H98L99 95H101ZM219 93V94H218ZM237 93V92H236ZM3 96H2V95ZM46 94V95H45ZM69 94V95H68ZM90 94V93H89ZM97 94V95H98ZM166 94V95H165ZM170 94V93H169ZM173 94V93H172ZM45 95V96H44ZM54 95V96H53ZM73 95V96H72ZM96 95V96H97ZM165 95V96H164ZM182 95V96H183ZM219 95V96H220ZM11 96V97H10ZM49 96V97H48ZM50 96H51V98H50ZM53 96V97H52ZM96 96L94 95V99H99V98H96ZM169 96V95H168ZM223 96V97H224ZM8 97H10V98H8ZM13 97V98H12ZM22 97V98H21ZM46 97H48L49 98V100H45L46 99ZM82 97V98H81ZM104 97V98H103ZM201 97V98H200ZM8 98V99H7ZM15 98H17V99H15ZM33 98V99H32ZM44 98V99H43ZM47 98V99H48ZM68 98H69V100H70V102H69V100H68ZM178 98V97H177ZM203 98H205L203 101H204V109H202V108H200L201 106H202V104H201V102H203L202 101V99ZM5 99V100H4ZM10 99H11V101H12V103L14 104V106H12L13 104L10 102ZM16 101L15 103L13 102L14 100ZM19 99V101L20 100H24V99H26V100H29V102L30 103H28V102H26V103H24V101H21V102H19L18 103V106H19V104H21V108L20 107H18V109H17V100ZM31 99L33 100V101H31ZM37 99V100H38ZM60 99H65L64 101H68L67 103H65L64 104V101L63 102H61V100ZM99 99V100H100ZM157 99H159V102H158V100ZM160 99H161V101L163 102V103H160ZM164 99V100H163ZM180 99V98H179ZM189 99H191V98H189ZM60 100V101H59ZM83 100V101H82ZM89 102H88V101ZM109 100V101H108ZM116 100L117 99H115L114 100V102L113 103H116ZM167 100V99H166ZM192 100V99H191ZM195 99H193L192 101H194ZM4 101V102H3ZM8 102V103H6V102ZM41 101V102H40ZM103 101V102H102ZM165 101V102H164ZM42 102L43 103H46V105L44 104H42ZM51 102V103H50ZM54 102V103H53ZM73 102V103H72ZM82 102V103H81ZM98 102V103H99ZM117 102H118V100H117ZM160 103V104H158V103ZM167 102H168V104H170V106L169 105H165V104H167ZM259 102H260V104H259ZM261 102H263V103H261ZM47 103H49L48 105H50V106H48L47 105ZM57 105H56V104ZM62 103V104H61ZM72 103V104H71ZM210 103V102H209ZM0 104V105H1ZM25 104H26V108L28 109H26L25 108ZM29 104V105H28ZM42 104V105H41ZM53 104V105H52ZM69 104H71L70 106H69ZM84 104V105H83ZM110 104V105H111ZM177 104H178V106H177ZM184 104H185V106L189 109H187L185 106H184ZM197 104V105H196ZM200 104H201V106H200ZM221 104V103H220ZM8 105H10V106H8ZM23 105V106H22ZM32 105V106H31ZM64 106V109H63V111L61 110V108H63V106ZM67 105V106H66ZM73 105H75L74 106V109L76 110H74V111H71V109L70 108H73ZM109 105V106H110ZM114 105V104H113ZM12 106V107H11ZM15 106H16V108H15ZM35 106V107H34ZM43 106H47V107H45V108H48V109H43L44 107ZM52 106V110H54V108L57 106L59 109H56L55 108V110H54V112H52V111H50L49 109H51L50 107ZM60 106H62L61 108H60ZM70 107L69 109H70V111L68 110V111H64V110H66V108L67 107ZM78 106V107H77ZM84 106V107H83ZM99 106V107H98ZM112 106V105H111ZM110 106V107H111ZM159 106H160V108H159ZM166 106V107H165ZM179 106H184L187 110H185V108H183V107H181V109H183V111L182 112H186V111H188V113H189V111H190V109H191V111H190V113L188 114L187 112H186V114H188L187 116H185V114L183 113V114H181V115H179L178 114V112H180L179 111ZM197 106V107H196ZM211 106V107H210ZM261 106H262V108H261ZM3 107H4V109H3ZM9 107H11V108H9ZM24 107V108H23ZM41 110V111H39V109ZM66 107V108H65ZM76 107V108H75ZM110 107H108L107 109H109ZM171 107V109H172V111H173V109H174V114H177V115H175V117L176 116H183L184 118H182V117H179V118H182L183 119V121H184V119L186 120V121H182L181 119L179 120V124H181V121L183 122V124H185V126H183V129L185 128V127H190V132L191 133H189V131H188V128L186 129V132H188L189 134H191V135H189L188 133V135H189V137L187 136V138H188V142H186L187 140H185V138H186V136L185 137H183L182 138V136H183V132H185V131H183V129L182 128H179V124H178V120L177 119H179V118H173V117H171L172 115H173V113H171L170 111V109L168 110V109H165V108H170ZM208 107L210 108L209 109V111H208ZM219 107V106H218ZM5 108H8V109H5ZM24 110H23V109ZM33 108H36L35 109V111H36V114L34 113L35 111H33ZM92 108H97V110L96 111H98V109L99 108H101V110H102V108H104L102 111V113L100 112V110H99V112H97L96 114L94 113V112H96L95 111V109L93 110L94 112H93V114H92V110H90V109H92ZM159 108V109H158ZM178 109L177 111L175 110V109ZM213 110H212V109ZM215 108H216V113H214V110H215ZM262 110H261V109ZM19 109H22V110H19ZM25 109H26V111H28V112H26L25 111ZM260 109V110H259ZM1 110H0V112H1ZM47 110H48V112H47ZM60 110H61V112H63L62 113V116H61V114H56V112L57 113H61L60 112ZM73 110V109H72ZM166 110H168V114H166ZM204 111V112H201V111ZM86 111H87V114H86ZM89 111H91V112H89ZM162 111H161V113H162ZM175 111L177 112V113H175ZM197 111V112H196ZM246 111V112H245ZM263 111V112H262ZM39 112H41V113H39ZM44 112H45V114H44ZM68 113V114H66V113ZM70 112H71V114H70ZM88 112H89V116H88ZM156 112H158V111H156ZM192 112V113H191ZM240 112V113H241ZM252 112V113H251ZM255 112V113H254ZM2 113H0V114H2ZM8 113V114H7ZM18 114V115H20L21 114V116L22 115H24L25 116V114H26V116H25V119H24V117L22 116V118L24 119V120H22V118H21V120L23 121V123L21 122V120H18L16 123H18L15 127H14V125H15V123L13 124V122L15 121V118H14V115L11 117L10 116V114ZM33 113L35 114V115H33ZM43 113V114H42ZM48 113H51V114H48ZM64 113H65V115H66V117H67V119H66V121H64L65 120V115H64ZM74 113V114H73ZM103 113V114H104ZM154 113V114H153ZM7 114V115H6ZM55 114V115H54ZM78 116H77V115ZM120 115H122V113L120 112L119 113ZM152 114L154 115L153 116V118H152ZM195 114V115H194ZM214 114H216L217 115V117H218V119H217V117H215L216 115H214ZM246 114V115H245ZM18 115H17V118H18ZM28 115H30V116H28ZM42 115H44V118H45V121H44V118H42L43 116ZM45 115H47V116H45ZM48 115H49V117H48ZM53 115L55 116V117H53ZM71 115V116H70ZM74 115V116H73ZM81 115V116H80ZM105 115V114H104ZM104 115H103V117H104ZM149 115V116H148ZM151 115V116H150ZM156 115L158 116V117H156ZM167 115H171L170 117L172 118V120H170L168 117H167ZM248 115L250 116V117H248ZM30 117V118H26V117ZM32 116H33V118L35 117V116H38L37 118L39 119V118H41V119H39V120H36L37 118L35 117L34 119L35 120H33V118H32ZM50 116H52L53 117V119L54 120H52V117H50ZM59 116H61V117H59ZM72 116H73V118H72ZM107 116V115H106ZM105 116V117H106ZM110 115H108L107 116V118L108 117H111ZM165 116V117H164ZM213 116L215 117V119L217 120L216 122H215V127H213V125H212V122H213V120L212 119H214L213 118ZM236 117H238V116H240L239 114H237V115H235ZM15 117H16V115H15ZM48 117V118H47ZM59 117V118H58ZM63 117V118H62ZM71 117V118H70ZM74 117H76L77 118V120H76V118H74ZM160 117H163V119L162 118H160ZM186 117L188 118V119H190V120H188V119H186ZM193 117V118H192ZM49 118H51V120L49 119ZM60 118L61 119H63V122L60 120ZM95 118V119H94ZM102 118V119H101ZM154 118L156 119H158L159 120V123H156V121L154 120ZM169 120H168V119ZM192 118V119H191ZM233 118V119H232ZM4 119H8L7 120V122L9 123H11V126L12 127H14V128H17L18 129V127H19V125L21 124L25 129H18L19 130V133L21 132L20 130H24V132H23V134L25 133V131L26 130H28V132H29V135L27 136V132L24 134V137L25 136H27L26 138H27V140L23 137V136H19L17 133H18V131H16L15 132V130L13 129V128H11V126L10 125H7V122H6V120L5 121H3ZM31 119V120H30ZM57 119H59L58 121L59 122H57ZM80 119H81V121L83 120V122H81L80 123ZM110 119H112V118H110ZM120 121H119V120ZM163 121H162V120ZM167 119V120H166ZM173 119H174V121H173ZM175 119H176V121H175ZM2 120V121H1ZM17 120V119H16ZM27 120L28 121H30V126H29V128L27 129V123L29 124V122H27ZM42 120V121H41ZM74 120V121H73ZM77 122H76V121ZM96 120L95 121H93V124L96 122ZM106 120V119H105ZM108 121H110L109 119H107ZM188 120V121H187ZM241 120H244V121H241ZM25 121V122H24ZM53 121H55V122H53ZM114 121H116V122H114ZM169 121V127H173V125H174V127H175V129L173 128V130L171 129V131L172 132H170V128H168V127H166L165 128V130H169V132L167 131V132H165V133H169V135H171L172 133H175V132H173L174 130L175 131H177L178 133H176V135H174V136H176L175 138H177L178 137V135H180L181 136V134H182V136L180 137H178V139H179V141H180V138L181 139H183L182 141H184V143H186V144H184V146L182 147L181 146V144H180V142L178 141V140H176L175 142H178V143H176L178 146H180L181 148V150L179 149V151H176V147H177V145L173 142L174 141V137H172L173 139H170L171 138V136H170V138H169V136H167V134H166V136L170 139V140H173V141H170V140H168V138H164L165 137V133H164V131L163 132H161L164 136H162L161 135V133L159 132V128H158V126H157V129H158V132H159V134H157L158 132H156L155 130H156V125L157 124H159V126H162V125H164V123L162 124V122H165V124H166V122H168ZM189 121H190V123H189ZM21 122V123H20ZM37 122V123H36ZM41 122V123H40ZM43 122V123H42ZM54 123V125L55 126H57V127H55L54 125H53V123ZM67 124H66V123ZM113 122V123H112ZM125 122V123H124ZM153 122V123H152ZM155 122V123H154ZM177 123V126H175L176 125V123ZM205 122L208 124L209 123V125H207V124H205ZM220 122V124H218ZM223 122V123H222ZM9 123V124H10ZM44 123H46L45 124V126L47 127H50L51 125L53 126V127H55V128H53L52 126L50 127V129L52 128V129H56V130H58V131H56V130H50L51 132L49 133H47L45 130L48 128H44ZM65 123V125H63L62 126V124H64ZM85 123V124H84ZM97 123H98V121H97ZM106 123V124H105ZM172 123H174L173 125H172ZM224 123H225V125H224ZM33 124V125H32ZM35 124H37V125H35ZM43 124V125H42ZM51 124V125H50ZM60 124H61V126H60ZM79 125V127H78V125ZM96 124V123H95ZM120 124H122V125H120ZM205 124V125H204ZM218 124V125H217ZM222 124H223V126H225V127H223L227 132L229 131V129L231 128V129H233V128H235L236 126H239V128H241L240 130L242 131V132H240L239 130L238 131H236L237 129H238V127H236V129H233L232 131H236L235 132V134H232V133H229L230 134V136H234L235 135V139L234 140H236V137H237V140L240 138V137H238V135L240 134L241 135V138L242 139H244V140H246L245 139V136H246V134H247V136L248 137H246V138H251L252 139V141H251V139L250 140H248L247 139V142L249 141H251V142H254V140H255V142L254 143H258L259 144V146L261 147V149H259V150H261V151H259L258 149H257V147H258V144H253V143H251V145L253 144V146H250V147H252L253 149H255V150H252V148H251V151H250V153H251V155H255V157L256 156H258V154H259V159H258V161H257V159L255 158V160L256 161H253V160H251V163H257L259 166H260V170L258 171V172H256L259 168H258V165H257V168L255 167V166H253V164H251L250 163V165H249V162H250V160L248 161V160H243L242 159V161H240V163L238 164V162H237V165H239L240 166V168H239V166H237L235 163H232V161H231V159L234 157V155H236V157H237V155H239L238 153H239V150H238V152L237 151H235V150H233V151H235V152H233L232 151V147L230 146V144H229V142H228V144H229V146L228 145H225L226 143H227V140H226V143H223L222 142V140L224 141V139H229L230 138V136L227 134V132L225 131V133H224V130H223V128H222ZM235 124V125H234ZM82 125V126H81ZM99 126H100V123L98 124ZM120 126V127H118V126ZM170 125H172V126H170ZM193 125V126H192ZM211 125V126H210ZM220 125V126H219ZM248 125V126H247ZM9 126V127H8ZM41 126V127H40ZM85 126V127H84ZM92 126H94L93 128H91ZM117 126V127H116ZM166 125H164V126H162L163 128L165 127ZM181 127H182V124L180 125ZM204 126V127H203ZM207 126H209L210 128L212 127L213 129L215 128V129H219V130H221V131H223V134H225L224 136H226V138L224 137H222V133L220 134V132L221 131H217V130H213V129H210V128H208L209 129V133H208V131H207V133L205 132V130H208L207 129ZM235 126V127H234ZM242 126V127H241ZM36 127V133L34 132L35 131V128ZM39 127V128H38ZM63 127V128H62ZM65 127V128H64ZM84 127V128H83ZM176 127H178V129L176 128ZM193 127V128H192ZM206 127V128H205ZM220 127V128H219ZM233 127V128H232ZM244 127V128H243ZM251 127V128H250ZM9 128H10V130H9ZM79 128H80V130H79ZM85 128H86V130H89V132L90 131H99V133H100V136L98 137V134H97V132L96 133H94V134H91V135H94L92 138H90V136L91 135H89L90 133H85ZM95 128H98V126L96 125V127ZM168 128V129H167ZM195 128V129H194ZM197 128H199V129H201L200 131H199V129L197 130ZM203 128H205V130L203 129ZM262 128V129H261ZM11 129L14 131L13 133H12V135L14 134V133H16L17 135V138H18V136H19V138L21 137L22 138V140H20V142H19V140H18V142L19 143H15V141L16 140H11V139H13V136L11 135H9V132L11 131ZM16 129V130H17ZM34 129V130H33ZM39 129V135L41 136V133H42V137L43 138H41L38 134H37V130ZM40 129H42V130H40ZM45 129V130H44ZM49 129V128H48ZM65 129V130H64ZM80 131V133L81 132H83V135H82V137L80 136V135H78V130ZM153 129V130H152ZM180 129H182V130H180ZM203 129V130H202ZM228 129V130H227ZM250 129V130H249ZM9 130V131H8ZM31 130V131H30ZM84 130V131H83ZM154 131V132H156V134H157V136L156 137H154L155 139H153V141L155 142L156 141V139H157V144L155 143L154 144V142H153V144L151 145V148H150V146H149V142H152V139L150 140V138H151V135H152V131ZM162 130H164V129H162ZM179 130V131H178ZM198 131V133H197V131ZM245 130L246 131H248V132H245ZM6 131H8L7 133H8V135H6L7 133H6ZM42 131V132H41ZM49 131V130H48ZM60 131V132H59ZM64 131V132H63ZM67 131H69V132H67ZM73 131V132H72ZM201 131H202V133H201ZM204 131V132H203ZM212 131V132H211ZM217 131L218 133H219V136H217V133H216V137L214 136L215 135V132ZM4 132H5V135H4ZM44 132V133H43ZM56 134H55V133ZM66 132V133H65ZM116 132V131H115ZM154 132H153V135H154ZM230 132H231V130H230ZM240 132V133H239ZM11 133V132H10ZM22 133V132H21ZM33 133H34V135H35V140H33L34 139V135H33ZM45 133H47V138L45 137L46 135H45ZM66 134V137H65V135L63 136V134ZM76 133V135H74ZM79 133V134H80ZM93 133V132H92ZM104 133V132H103ZM150 133V134H149ZM197 135H196V134ZM201 133V135H198V134H200ZM206 133V134H205ZM211 133H214V134H211ZM259 133H261V134H259ZM44 134V135H43ZM48 134L50 135V137L48 136ZM70 135V137L69 138H71L70 140H68L69 138L67 137V135ZM155 134V135H156ZM184 134H186V133H184ZM196 135L197 137L199 136V137H202V138H197L196 137V139H195V136L194 135ZM207 134L209 135H211V136H214L213 137V139H216V141L218 142V143H220V144H217V146H216V148L218 149V148H220L221 146H222V144H224L225 145V147L224 146H222L221 147V149L223 148V150H224V148H225V150L224 151H226V150H228L229 151V153L231 154V152L232 153H235L234 155L232 154L231 156H227V153H228V151H226V153H224V151L223 150H220L219 149V153L221 152V154H219V155H221V157L220 156H218V154H216V156H215V154H214V157L216 158L217 156H218V163H217V165H216V168H213L215 171H216V169L218 168V169H220V168H222V173L224 172V174L222 175V179L220 178V173H221V169H220V172H219V170H217L216 171V173L214 174V172H211V171H213L212 169H210V168H212V167H214V166H210V164L213 162V160H214V164H216V160H215V158H213V156H212V154H211V152L212 151H214V150H210V154L211 155H208V156H210L211 158H212V161H211V158H209V157H204L203 159H201V156H203L205 153H203V155L201 154V150L203 151V150H208L207 148H208V146H209V144L208 143H210V145H211V143L212 142H208V143H205V142H207L208 140V138L206 139V138H203V136L204 137H207ZM242 134H243V136H242ZM250 134V135H249ZM256 134H258V135H256ZM21 135V134H20ZM60 135H62L61 137H63V139L64 140H62V138H60ZM154 135V136H155ZM158 135H160V136H158ZM172 135V136H173ZM193 135V136H192ZM237 135V136H236ZM239 135V136H240ZM245 135V136H244ZM255 135V136H254ZM16 136H14V139H16ZM31 136H33V138H31ZM53 136H54V138H53ZM75 136H78V138H79V140L75 137ZM162 136V137H161ZM191 136L192 137H194L193 139L191 138ZM211 136H208V137H210V139H211ZM259 136H261L260 138H259ZM4 137V138H3ZM10 137H12V138H10ZM37 137H39V139L37 138ZM95 137H96V139H95ZM101 137H102V141L100 142V140H101ZM157 137H161V138H164V139H161V144L163 143V144H166V149H165V147H164V145L162 144H160V139L158 140V138ZM244 137V138H243ZM51 138V139H50ZM82 138H83V140L84 141H82ZM98 138V139H97ZM100 138V139H99ZM107 140H106V139ZM147 138H149V139H147ZM186 138V139H187ZM221 138V139H220ZM8 139H9V141H8ZM33 142H31L30 140ZM41 139H42V141H41ZM48 139H50V140H48ZM53 139V140H52ZM61 139V140H60ZM93 139V140H92ZM168 141H167V140ZM189 139H191V141L189 140ZM199 139H202V141H203V139H204V142H201V143H199L200 142V140ZM205 139H206V141H205ZM8 142H7V141ZM37 140V141H36ZM97 141V142H93V141ZM98 140H99V142L100 143H98ZM106 141V143H102L103 141ZM119 140H122L121 142H123V143H121ZM140 140H142V142H143V144L145 145V146H147L148 145V147L150 148V149H147L148 147H145V146H143V144L142 145H140L141 143L139 142ZM149 140V141H148ZM162 140H163V142H162ZM165 140V141H164ZM199 140V141H198ZM12 141H14V143L15 144H13V142ZM34 141H35V143H34ZM39 141V142H38ZM41 141V142H40ZM55 141V142H54ZM61 141V142H60ZM65 141V142H64ZM80 141H82V142H80ZM111 141H113L114 143H112ZM130 141V142H129ZM136 141V142H135ZM145 141H147V142H145ZM159 141V142H158ZM166 141H167V143H166ZM173 142V143H171L172 144V146L169 144L170 142ZM193 141H194V143L197 145V146H200V148H202V149H200V148H198L194 143H193ZM210 141H212V139L210 140ZM264 141V140H263ZM0 142V143H1ZM11 142V143H10ZM17 142V141H16ZM30 143V144H26V143ZM53 142V143H52ZM56 142L60 145V144H62V145H60V146H58V144L56 145ZM60 142V143H59ZM71 142V143H70ZM83 142H85L86 143V145L85 144H82V146H81V144L80 143H83ZM125 142H127V144H128V146H127V144L125 143ZM145 142V143H144ZM169 142V143H168ZM190 142V143H189ZM217 142H215V143H217ZM225 142V141H224ZM6 143H8V144H6ZM32 143V144H31ZM45 143H46V145H45ZM48 143H50V144H48ZM125 143V144H124ZM129 143H130V146H129ZM133 143V144H132ZM139 143V144H138ZM146 143H148V144H146ZM182 143V142H181ZM203 143H205V144H203ZM215 143H213V145L215 144ZM11 144V145H10ZM19 144V145H18ZM33 144H34V146H33ZM40 146H39V145ZM55 144V145H54ZM66 144V145H65ZM69 144V145H68ZM73 144V145H72ZM167 144H168V146H167ZM173 144H175L176 145V147H174L173 146ZM183 144V143H182ZM200 144V145H199ZM264 144V143H263ZM13 145V146H12ZM18 145V146H17ZM43 145V146H42ZM48 145V146H47ZM50 145H53V146H50ZM79 145V146H78ZM99 145V147H97ZM113 145V146H112ZM121 145V146H120ZM132 145H134V146H132ZM137 145V147L138 148H136L135 146ZM154 145V146H153ZM155 145L157 146H159V147H155ZM170 145V146H169ZM188 145V146H187ZM191 145V146H190ZM196 146L195 148H194V146ZM203 145H206V149H203L205 146H203ZM216 145V144H215ZM215 145H214V147L213 148H215ZM219 145V146H218ZM254 145H255V147H254ZM6 148V149H10L9 150V153H10V151H11V153L10 154H12L13 155V159H14V161H12L13 159L10 157V159H11V161H10V159H8L7 160V158H9L8 157V155H6V154H8V151L6 152V149L5 150H3V148L4 147ZM8 146V147H7ZM15 146H17V147H15ZM32 146V147H31ZM39 146V147H38ZM65 146H67V147H65ZM112 146V147H111ZM119 146V147H118ZM124 146H127V148L125 147V149H124ZM132 146V148L130 149V147ZM142 147V148H144V149H146V150H148V152H146L147 154V156L145 157L146 158V160H145V162L147 161V163L148 162H151L150 164L151 165H149V163L147 164V166H146V164L145 163H143V165L145 166V167H143V168H141V169H143V171L145 172H142V170L140 169V168H138V166H141L140 164H142V162L144 161H140V160H142V159H140L139 160V154H138V156H137V160H136V162L138 163V164H135V165H138L136 168H135V171H134V169L131 171V173H130V175L128 176L129 178H127V179H122V177H121V175H120V170L122 169V168H120V166H122V167H124L125 165L127 166V165H130V163H131V161H135V159L133 158L134 156H132V155H136V153H137V150H138V152H140L141 154H142V152H141V150H139V147ZM186 146V147H185ZM193 146V147H192ZM229 148H228V147ZM21 147V148H22ZM34 147V148H33ZM53 147V148H52ZM60 147H62V148H60ZM86 147V148H85ZM140 147V148H141ZM170 149H169V148ZM190 147V148H189ZM210 148H211V146H209ZM260 147H258V148H260ZM24 148V149H25ZM73 148V149H72ZM76 148V149H75ZM88 148V149H87ZM130 150H129V149ZM155 148V150H153ZM161 148H162V151H161ZM164 148V149H163ZM187 148H189V149H187ZM198 148V149H197ZM235 147H233V149H234ZM23 149V148H22ZM25 149V150H26ZM46 149H47V151H46ZM54 149V150H53ZM57 149V150H56ZM69 149H71V150H69ZM81 149V150H80ZM95 149V150H94ZM212 149V148H211ZM216 149V150H217ZM230 149H231V152H230ZM239 149V148H238ZM27 150V151H28ZM42 150V151H41ZM52 152H51V151ZM67 150V151H66ZM78 150V151H77ZM85 150H86V152L87 153H85ZM129 150V151H128ZM133 152H132V151ZM186 150L188 151H190V153L189 152H186ZM192 150V151H191ZM209 150L208 151H205L206 153H209ZM236 150H237V147H236ZM257 150V151H256ZM263 150H264V148H263ZM17 151H15L14 153H16ZM43 151H44V153H43ZM61 151V152H60ZM84 151V152H83ZM97 151H98V153H97ZM131 151V152H130ZM150 151V152H149ZM151 151H154V152H159V153H157V154H154V152H152V154H154V156L153 157H155V155L157 156V155H159L160 154V152L162 153V152H164V154H162V155H159V156H162V157H165V156H171L172 155V157H170L171 159H169V157L167 158V157H165L166 159H168V160H175L174 162H178L179 163V165H175L176 163H174V165L173 166H175V167H173L172 168V171L171 170H169V172H172V175L174 174V177L170 174V173H168V170L167 169H170L172 166V164H170L169 163V161H168V163H167V160L166 159H161L160 158V160H159V158L158 159H154L153 158V160H157V162L155 163V166H156V169H154L155 168V166H152L153 164H154V161H152L151 160V158H152V156H151ZM168 151H170V153L168 152ZM255 151V152H254ZM25 153H26V151H24ZM42 152V153H41ZM60 154H59V153ZM72 153V155H71V153ZM90 152H91V154H90ZM104 152H105V154H104ZM129 152H130V154H131V156H130V154H129ZM177 152H179L178 154H177ZM204 152V151H203ZM215 152V151H214ZM217 152V151H216ZM217 152V153H218ZM70 153V154H69ZM96 153V154H95ZM116 153H118V154H116ZM182 153H184V154H182ZM192 153V154H191ZM194 153V154H193ZM198 153V154H197ZM224 153V158H222V154ZM10 154H9V156H10ZM27 154V153H26ZM50 155V158H49V156L48 155ZM51 154H54V156H56V157H54L53 155H51ZM86 154V155H85ZM88 154V155H87ZM107 154V155H106ZM143 154H145V153H143ZM167 154H169V155H167ZM177 154V156H181V159H179V160H182V162L184 163H182L181 162V164H180V162L179 161H177L178 160V158L175 156H173V155H176ZM191 155V156H189V155ZM229 154V155H230ZM257 154V155H256ZM2 155V156H1ZM6 155V156H5ZM37 155L39 156V158L37 157ZM45 157H44V156ZM64 155V156H63ZM68 155V157H66ZM100 155V156H99ZM116 155H118L117 156V158L118 157H120L121 159H117L116 158ZM149 155L151 156V158L149 157ZM199 155H201V156H199ZM47 156V157H46ZM59 156H61V157H66L67 159H65V160H68L70 163L72 162V163H74V162H76V164H78V163H80V162H83V161H85L86 162V160L88 161V160H90V161H88V163L86 164H84L83 166L84 167H87V169L89 168V170L91 171V169H92V167L94 168L93 169V172H91V174H90V171L88 170V172L87 173H89L88 175H87V177L89 176V175H92V173L94 174V175H92L93 177H98L100 174H102V176H101V178L102 177H105L107 180H108V182H109V180H110V183H104V184H108V186H104V185H102L103 184V182H102V186H104V187H110L109 188V191L108 190H106L107 188H103V187H100V185L99 184H95V186H96V188H97V186H98V191H100L99 190V188L100 189H103L102 190V192H104V193H102V192H100V194L102 193V195H97V193H98V191L96 192L95 190H96V188H94L92 185V183L89 181V179L88 178H85L86 176V172H85V170H86V168H83V166H80L82 163H80L78 166H80L79 168H78V166L74 169V167H75V164L73 165L72 163H71V165H70V163H68L70 166H72L73 165V168H72V170L74 171H71V167H69V165L67 164L66 165V163L67 162H65V165H63L64 164V159L63 158H61L62 160H60L59 162H61V163H58V158L57 157H59ZM88 156V157H87ZM141 156V155H140ZM158 156V157H159ZM187 156V157H186ZM193 156V157H192ZM204 156H206V155H204ZM225 156H227V158H229L230 159V161H229V159H226V157ZM253 156H251V159H252V157ZM5 157H7V158H5ZM84 157V158H83ZM91 157H92V161L93 162H95V163H93L92 162V164H91ZM130 159H129V158ZM136 157V156H135ZM144 157V156H143ZM143 157H141V158H143ZM148 157V158H147ZM176 158V159H174V158ZM189 157V158H188ZM196 157H197V160H196ZM231 157V158H230ZM261 157H263V158H261ZM3 158H5V159H3ZM23 158H26V160L25 159H23ZM41 158V159H40ZM43 158V159H42ZM101 158H102V161L104 160V158H105V162H107V164L105 163L104 164V161H103V163H101L102 161H101ZM111 158H112V160L113 161H111ZM134 159V160H131V159ZM180 158V157H179ZM193 158V159H192ZM198 158L201 160V162H199L198 161ZM221 158L222 159H224V161L226 160L227 162L225 163V165H221L222 164V162H224L223 160H221ZM238 158V157H237ZM239 158H240V156H239ZM37 159H39L38 160V162H37ZM48 160V162H47V160ZM52 159V160H51ZM70 159H72L73 161H70ZM75 159V160H74ZM107 159H110V163H108V160ZM124 159V160H123ZM147 159H150V160H147ZM187 159V160H186ZM190 159V160H189ZM209 159H210V161H209ZM236 158H234V160H235ZM254 159V158H253ZM22 161V160H25V161H27L26 162V164H24V165H22L21 163H20V165L22 166H18V163H19V161ZM30 160H32V161H30ZM43 160V161H42ZM83 160V161H82ZM130 160V161H129ZM163 160H165L166 162H164ZM34 161V162H33ZM117 161V165L116 164H114V162H116ZM120 161V162H119ZM121 161H123V162H121ZM195 161V162H194ZM206 161V162H205ZM221 161V162H220ZM244 161H245V163H244ZM90 162V163H89ZM153 162V163H152ZM164 162V163H163ZM202 163V162H205L206 164L207 163H209V164H207V165H205V164H203L204 165V167H208L209 168V166H210V170L209 169H207V171H205L206 170V168H202L200 171L198 170V168L199 167H202V164H198V163ZM211 162V163H210ZM242 162L244 163V164H242ZM248 162V163H247ZM23 163H24V161H23ZM34 163V164H33ZM37 163H39V164H37ZM63 163V164H62ZM101 163V165H99L98 166V164H100ZM121 163H123V165L121 164ZM124 163H128V164H125L124 165ZM177 163V164H178ZM189 163V164H188ZM220 163V164H219ZM227 163H229L228 164V167H226L227 165ZM8 164V165H7ZM59 164V165H58ZM89 164H91V165H89ZM102 164H104V167L102 166ZM119 164H121V165H119ZM131 164H134V163H131ZM159 166H158V165ZM166 164H168V166L166 165ZM170 164V165H169ZM183 164V165H182ZM186 164V166H184ZM196 164H197V167L198 168H196L195 166H196ZM213 163L211 164V165H214ZM232 164H234V165H236L237 167H238V171H236V173H237V175L235 174V171H232V168L231 167H233V169L234 168H236V166H231ZM241 164H242V166L243 167H241ZM245 164H246V166H247V168H245ZM58 165V166H57ZM86 165V166H85ZM107 165V166H106ZM110 165V166H109ZM180 165H182V166H180ZM188 165V166H187ZM201 165V166H200ZM1 166V165H0ZM69 167V168H67L66 169V167ZM89 166H91V168L89 167ZM117 166H119V167H117ZM134 166V165H133ZM150 166H152L151 167V169L153 168V170H150L149 168H150ZM164 166H166V167H164ZM179 166H180V168H179ZM218 166V167H217ZM220 166H223V167H220ZM230 166V167H229ZM253 166V167H252ZM2 167V166H1ZM27 167H26V169H27ZM28 167V168H29ZM42 167V168H41ZM82 167V168H81ZM106 170H104L103 168ZM108 167V168H107ZM158 167V168H157ZM161 167H163V168H161ZM183 167V168H182ZM253 168L252 170L251 169H249V168ZM255 167V168H254ZM261 167H263V168H261ZM7 168V169H6ZM14 168H16V167H14ZM17 168V169H18ZM19 168V169H20ZM30 168H29V170L28 171H30ZM64 168H65V170H64ZM80 168L82 169L81 171H83V169H85L84 170V173H86V174H84V176L82 175L81 176V174L83 173H81V174H79V171L77 172V169L78 170H80ZM107 168V169H106ZM144 168L146 169L147 168V171H148V173L150 174L149 176H148V173H147V171L146 170H144ZM160 168V169H159ZM166 168V169H165ZM175 168V169H174ZM176 168H178V169H176ZM189 168H190V171H188L189 170ZM193 168V170H191ZM231 170H230V169ZM243 168V169H242ZM23 170L22 171V169L20 170V171H22L25 175H26V171L27 170ZM41 169H43V172L44 171H46L45 172V174L47 173L48 175H43V173H42V170ZM137 169V170H136ZM194 169L195 170H198V171H194ZM229 169V170H228ZM242 169V170H241ZM254 169H257L256 171L254 170ZM11 172H10V171ZM36 170V171H35ZM41 171V173H39L38 171ZM104 170V173H106V174H104V173H100L99 174V171L100 172H102ZM111 170V171H110ZM141 170V171H140ZM161 170H162V172H161ZM163 170H165L164 172H163ZM174 170V171H173ZM178 170V171H177ZM237 170V169H236ZM243 170H247V171H243ZM262 170V171H261ZM4 171H6V172H4ZM14 171V172H15ZM17 172V174H19V173H22V172ZM25 171V172H24ZM32 171H30V172H32ZM72 172L71 174L73 175V173H74V181H75V183L73 182V183H71V186L72 187H70L69 185H70V182H69V184H68V181H69V177H68V172ZM96 171V172H95ZM167 171V173H168V175H171L172 177H170V178H173L174 180H172V179H168V177H167V179H168V182H169V184H172L171 182L172 181H174L173 182V185H172V187H181L184 183H187L188 185H190L191 184V186H189V188H190V190H186V187L183 185V187H181V188H185V189H183V190H181V188H180V194H179V192H176V193H178L177 195H172V197L170 196L171 194H172V192H171V194H168V192H170L169 191V187H167V186H169V184L167 185V180H164V176H165V172ZM192 171V172H191ZM195 173H194V172ZM231 171V172H230ZM249 171V172H248ZM250 171L251 172H254V174L256 173V175H252L253 173H250ZM2 172H4V173H2ZM49 172V171H48ZM76 172V173H75ZM117 172V173H116ZM137 174H136V173ZM174 172V173H173ZM177 172H180V176H181V174L184 176L183 177V180H181L182 178L181 177H179V178H181V179H179V178H177L178 177V174H177ZM204 172H210L209 174H206V175H209V177L210 176H213L214 175V179H215V177L217 176V173L219 172V174L218 175H220V176H217V178L219 177V179H217L216 178V180H218V182H219V184L220 183H222V182H224L223 184H224V186L225 187H227L228 185H232V186H230V188L229 187H227L226 189L228 190V191H230L229 189H232L231 191H230V193L227 191V190H225V187L224 186H222L223 184H216V186H217V188H218V186H220V188H223L224 190H222V192H221V194L222 193H226V195L223 197V199L225 198V197H227V201H228V203H227V201H223V199H220L219 198V196L221 197V194H219L220 192H218V195L219 196H217V193H215V191H217V190H215V189H217L216 187H215V185H214V183H218L216 180H213V181H215V182H212L210 179H209V177L207 176V178H205L206 177V175H202V174H204ZM240 172V173H239ZM246 172H248V174H250V175H248ZM260 172H262V173H260ZM29 173V172H28ZM35 173L37 174V173H39V176L37 177V175H35ZM61 173V174H60ZM79 174L80 175V180H82V178L84 179V181H83V183H81V181H80V183H76V181L78 180L77 178H79V177H77L76 178V175L75 174ZM141 174V175H143V174H147V176L145 175V176H143V177H141V175H140V177L141 178H143L142 179V181H143V184L145 183L147 186L145 187V184L143 185L145 188H142L141 187V185L142 184H140L139 185V183H141L140 181H141V178H138L139 177V175L138 174ZM161 173H163V174H161ZM166 173V174H167ZM176 173V174H175ZM185 173H187V174H185ZM201 173V174H200ZM213 173V174H212ZM221 173V174H222ZM230 173V174H229ZM232 173V174H231ZM244 173H246V174H244ZM258 173V174H257ZM260 173V174H259ZM4 174V175H3ZM15 174V173H14ZM17 174H15V175H17ZM23 174V175H24ZM56 174H57V176H56ZM96 174H97V176H96ZM99 174V175H98ZM103 174H104V176H103ZM133 175V178H132V175ZM155 174H157V175H155ZM197 176H196V175ZM212 174V175H211ZM235 174V175H234ZM262 174V175H261ZM10 175V176H9ZM65 175H67L66 177H65V183L66 184H64V180H63V183H62V177H64ZM107 175V176H106ZM120 175V176H119ZM138 175V177H136ZM160 175V176H159ZM234 175V177L235 178H233L232 179V176ZM259 175H260V179H259ZM22 176V175H21ZM32 176V177H31ZM41 176V177H40ZM46 176H50V178H47ZM157 176V177H156ZM159 176V177H158ZM177 176V177H176ZM190 176H191V178H190ZM194 176V178H192ZM200 176H202V178L200 177ZM245 176H247L249 179H251L252 180V178H254V176H257L256 177V181H258V179L259 180H262L261 182H256V183H253V184H255L257 187H254V185L252 186V185H250L252 182H250L251 180H249V179H246V177ZM252 176V177H251ZM10 177H14L12 180H11V178ZM93 177H91V179H93ZM131 177V178H130ZM146 177H148V179L150 178V180H148L149 182H150V187H149V183H148V181H146L147 179H146ZM185 177H186V179H185ZM197 177H199V179L197 178ZM225 177V178H224ZM229 177V178H228ZM251 177V178H250ZM62 178V179H61ZM100 178V180H102ZM153 178V179H152ZM166 178V177H165ZM175 178H177L178 180L176 181L175 180ZM197 178V179H196ZM203 178H205V179H203ZM211 178H213V177H211ZM226 178H228V180H226ZM231 178V180H232V182L229 180ZM242 178H244V179H242ZM262 178V179H261ZM34 179H31V180H34ZM44 179V180H45ZM68 181H67V180ZM85 179H87V182H85ZM140 179V180H139ZM160 179V180H159ZM189 179V181H186V180H188ZM200 179H201V181H200ZM226 180V181H224V180ZM239 179V180H238ZM242 179V180H241ZM31 180H29V182L31 181ZM38 180V179H37ZM45 180V181H46ZM59 180H60V182H59ZM95 180V182L94 183H97L98 181L97 180H99V178H97V180H96V178L94 179ZM99 180V181H100ZM105 180V179H104ZM157 180V181H156ZM158 180H159V183H157L158 182ZM164 180V181H163ZM179 180H181V181H179ZM184 180L186 181V182H184ZM194 180V181H193ZM197 180V181H196ZM200 182H199V181ZM202 180H204V181H202ZM210 180V181H209ZM222 180V182H220ZM249 180V181H248ZM254 180V179H253ZM103 181V180H102ZM106 181V180H105ZM104 181V182H105ZM138 181V182H137ZM177 183H176V182ZM183 181V182H182ZM196 181V182H195ZM242 181V182H241ZM245 181H246V183H245ZM6 182H7V180H6ZM19 182V181H18ZM28 182V183H29ZM51 182V181H50ZM78 182V181H77ZM87 183V184H89V183H91V188L93 187L95 190V192H96V195L95 194H93V195H95L96 197H94V200L96 199V201H97V197H100L101 198V201H97L98 203V205L97 204H95V201H93V196H92V192L94 193V191L92 190V192H91V188H90V186H88L87 184H85V183ZM93 182V181H92ZM178 182H181V183H179V185H178ZM190 184H189V183ZM192 182V183H191ZM206 182H208V183H206ZM226 182H227V184H228V182H229V184L226 186ZM241 182V183H240ZM254 182H255V180H254ZM20 183V182H19ZM32 183H34V187H36V185H35V182H32L31 181V184ZM43 183H44V181H43ZM101 183V182H100ZM165 183V185H163ZM206 183V184H205ZM210 183V184H209ZM211 183H212V186H214V187H212L211 186ZM2 184L5 186V187H3L2 186ZM30 184V183H29ZM28 184V185H29ZM60 184H62V186L60 185ZM68 184V185H67ZM73 184V185H72ZM79 184H80V187H82V188H80L79 187ZM82 184V185H81ZM83 184H85L86 186H84ZM175 184V185H174ZM176 184L178 185V186H176ZM200 184V185H199ZM202 184V185H201ZM205 184V185H204ZM208 184V185H207ZM239 184V185H238ZM248 184V185H247ZM258 184V185H257ZM21 185V184H20ZM52 185H53V187H52ZM90 185V184H89ZM110 185V186H109ZM159 185V186H158ZM181 185V186H180ZM186 185V184H185ZM194 185V186H193ZM247 185V186H246ZM259 185H261V186H259ZM33 186V185H32ZM74 186H76V187H74ZM153 186V187H152ZM171 186V185H170ZM187 186V185H186ZM206 186V187H205ZM236 186H239V187H236ZM248 186H249V191H248ZM250 186H252V188L250 187ZM28 186H25V188H23V190H25L26 188H27ZM29 187H31V185L29 186ZM42 188L41 186H38L37 188ZM51 187V188H50ZM58 187H62L61 189H58ZM84 187H87V188H84ZM90 189H89V188ZM172 187H170V189H172ZM188 187V186H187ZM233 187V188H232ZM245 187V188H244ZM263 187V188H262ZM39 188V189H40ZM54 188V189H53ZM73 188L75 189V190H77V193H79V194H81V195H79V196H84V197H82L83 198V200H81L80 201V199H82V198H78V197H76L77 196V193H76V191H73ZM84 188V189H83ZM92 188V189H93ZM146 188H149V189H151L152 191H151V193H153V194H151L148 190H145ZM165 188H167V190L165 189ZM189 188H187V189H189ZM196 188V189H195ZM209 188V189H208ZM213 188V189H212ZM218 189L219 191H221V189ZM244 188V189H243ZM256 190H255V189ZM4 189H2V192H3V190ZM14 189V190H13ZM28 189V188H27ZM26 189V190H27ZM31 189H32V187H31ZM31 189H28V191L30 190L31 191ZM34 189V188H33ZM46 189V190H45ZM51 189H53V191L51 190ZM63 189V190H62ZM82 189V190H81ZM161 189H163L165 192L167 191V193H164L163 194V190H161ZM191 189H192V191H191ZM208 189V190H207ZM234 189V190H233ZM245 189H247V190H245ZM250 189H252V190H250ZM260 190V192H262L263 193V195H261L262 193H260V197H259V190ZM262 189V190H261ZM9 190V191H8ZM25 190V191H26ZM36 189H34L33 191H35ZM56 190H58L57 192H56ZM59 190H60V193H59ZM78 190H80V191H78ZM179 190V189H178ZM178 190H176V191H178ZM210 190V191H209ZM236 190V191H235ZM242 190L245 192V193H247V194H249V195H247V194H244V192H242ZM254 190V191H253ZM17 191V190H16ZM28 191H27V193H28ZM87 191H89V192H91V194L89 193V192H87ZM105 191H107V192H105ZM147 191V192H146ZM182 191V192H181ZM186 191H188V192H186ZM224 191V192H223ZM235 191V193L237 194H235V193H232V192H234ZM248 191V192H247ZM252 191V192H251ZM13 192H14V194H13ZM48 192H50V194H48ZM51 192H53V193H51ZM55 192V193H54ZM143 192V193H142ZM186 194H185V193ZM191 192V193H190ZM203 192H205V193H203ZM208 192V193H207ZM210 192V193H209ZM227 192H228V194H227ZM240 192V193H239ZM249 192H251V195H250V193ZM31 193V192H30ZM33 193H35V192H33ZM59 193V194H58ZM87 193V194H86ZM109 193V194H108ZM144 193H149V194H151V195H147V197L149 198V199H158L159 198V200H155V202H156V204H153L152 202L151 203H149V207H147V204L148 203H146V202H148L149 200H148V198L146 197V195L144 194ZM155 193H159V194H155ZM190 194L189 196H187L188 194ZM198 193V194H197ZM256 193V194H255ZM38 194H36L35 193V195L38 197ZM83 194H85V195H83ZM88 194H90V195H88ZM154 194H155V198H154ZM165 194H167V195H165ZM184 195V197H183V195ZM204 194V195H203ZM216 194V195H215ZM232 194V196H233V194H235L233 197L231 196V197H229L228 195H231ZM253 194H255V195H253ZM34 195V196H35ZM42 195H43V197H42ZM47 195V196H46ZM57 195H58V197H57ZM65 195V196H64ZM88 195V196H87ZM111 195V196H110ZM145 195V196H144ZM153 195V196H152ZM165 195V196H164ZM192 195V196H191ZM208 195V196H207ZM210 195V196H209ZM224 195V194H223ZM241 195H242V197H243V195H245V197L242 199V197H241ZM24 196V195H23ZM26 196V195H25ZM27 196H28V194H27ZM35 196V197H36ZM56 196V197H55ZM61 196V197H60ZM86 196H87V198H89L90 196H92V200L90 201V199L88 200L87 198H86ZM152 196V197H151ZM167 196V197H166ZM180 196V197H179ZM197 196H198V198H199V201H198V198H197ZM201 196H203V197H201ZM206 196V197H205ZM215 196H217L219 199H220V201L222 200V202H219V204L221 203V205H218L217 203H218V201H217V203L215 202L216 200L215 199H217L218 200V198L216 197L215 199H214V197ZM46 197V198H45ZM55 197V198H54ZM168 197H169V199H168ZM184 198V199H182V198ZM186 197H187V200H189V201H185L186 200ZM189 197V198H188ZM190 197H191V199H190ZM193 197V198H192ZM213 197V198H212ZM229 197V198H228ZM41 198V199H40ZM68 198H70L69 200H68ZM78 198V199H77ZM99 198V199H100ZM172 198V199H171ZM178 198H179V200H178ZM211 198V199H210ZM246 198V199H245ZM261 198V199H260ZM18 200H19V198H17ZM20 199H21V197H20ZM49 199H51L52 200V198H49ZM107 199V200H106ZM166 199H168V201L166 200ZM181 199V200H180ZM235 199H236V201H235ZM12 200V201H11ZM30 200H27L26 202H28V205H29V202H30ZM51 200H49V201H51ZM66 200H68L67 202H66ZM109 200V201H108ZM117 202H116V201ZM146 200V201H145ZM148 200V201H147ZM152 200H150V201H152ZM174 200V201H173ZM182 200H184V202L182 201ZM192 200V201H191ZM195 200V201H194ZM208 200L210 201L208 204H206L207 202H208ZM212 200H214L213 202H215L217 205H215L214 203H212ZM259 200V201H258ZM15 201H16V199H15ZM65 201V202H64ZM88 201H90V202H88ZM92 201H93V203L95 204H93L92 203ZM105 201V202H104ZM119 201L121 202V204H123L122 206L120 205V203H119ZM124 201H126L127 203V205H128V207H127V205H125V202ZM159 201V202H158ZM180 201V202H179ZM235 201V202H234ZM241 201V202H240ZM252 201H253V203H252ZM43 202V203H42ZM56 202V203H57ZM111 202V204H108V203H110ZM116 202V204H114V203ZM130 202L132 203V204H130ZM192 202V203H191ZM10 204L9 206H8V204ZM47 204V205H45V204ZM80 203H83V204H80ZM87 205H86V204ZM112 203H113V205H112ZM159 203V204H158ZM210 203H212V204H210ZM223 203H225L226 205H224ZM230 203V204H229ZM231 203H234V204H231ZM245 203V204H244ZM26 204V203H25ZM33 204V203H32ZM31 204V205H32ZM55 204V205H54ZM69 204H71V206H68ZM79 204V205H78ZM90 204H92V205H90ZM154 206H153V205ZM178 204V205H177ZM183 204H185L186 206L188 205V209H192V212H193V216H191L192 214V212L190 213L191 215H190V218H188L187 216L189 215H187V211L185 210V209H187ZM198 204V205H197ZM210 204V206H208ZM227 204H229V205H227ZM36 205H38V206H36ZM43 205V206H42ZM50 205H53V206H56V205H58V206H56V208H57V210H58V207H59V209L62 207L63 208V211H62V208L59 210L60 212H58V213H53L52 212V210L54 209H56L55 207H50ZM94 205V206H93ZM112 205V206H111ZM116 205V206H115ZM117 205H118V207H117ZM131 205V206H130ZM133 205V206H132ZM159 205H161V208H163V206H165L164 208H166V209H162L161 210V208H160V206ZM163 205V206H162ZM190 205V206H189ZM200 205V206H199ZM215 205V206H214ZM223 205V206H222ZM245 205V206H244ZM4 206H7V207H11V210H10V208L9 209H7V207H5L4 208ZM32 206H34V205H32ZM40 206H42L41 208H40ZM63 206H65V207H63ZM72 206H73V208H72ZM116 207V208H118V210H120V215L119 214H117V212L119 213V211L117 210V209H113L114 210V214L115 215H113L112 216V214H111V216L112 217H115L113 220H111L112 218L111 217H109V214H110V212H109V209H110V211L112 210V208L111 207ZM124 206H126V210H127V212L125 211V209H124ZM130 206V207H129ZM137 206V207H136ZM153 206V207H152ZM158 206V207H157ZM182 206H183V208H182ZM192 206H194L193 208H192ZM199 207V208H197V207ZM227 206V208L225 209L224 207H226ZM229 206V207H228ZM233 206V207H232ZM259 206V207H258ZM261 206V207H260ZM16 208V209H12V208ZM35 207H32V208H35ZM70 207V208H69ZM122 207H123V209H122ZM190 207V208H189ZM205 207V208H204ZM242 207V208H241ZM32 208H30V209H32ZM47 208H50V212H52V214H54V215H52V218H50V216H51V213L49 212V209H48V212L46 211L47 210ZM108 208V209H107ZM132 210L131 212H139L140 214V217L141 218H139V219H144V220H142V221H138L136 224L134 223V222H136V220H131V221H129V218L130 217H128V218H126V220H127V222L125 223V219H124V216L122 217V213H124L125 212V216L127 217V216H130L129 214L131 213L130 212V209ZM139 208V209H138ZM158 208H160V210L161 211H159V209ZM179 208V209H178ZM203 208V209H202ZM212 208V209H211ZM214 208V209H213ZM215 208H217L216 210H215ZM220 208H221V210H220ZM233 208V209H232ZM251 208H253V210L251 209ZM52 209V210H51ZM66 209H67V211H66ZM78 209V210H77ZM88 209V210H87ZM148 209V210H147ZM150 209H151V212H150ZM158 209V211L157 212H155L156 210ZM176 209V210H175ZM183 209V210H182ZM187 209V210H188ZM255 209V210H254ZM257 209V210H256ZM8 210V211H7ZM13 210H15L14 212H13ZM16 210H17V212H16ZM37 210H39L38 212H37ZM44 210L46 211V214L44 213ZM66 212H65V211ZM70 210H71V212H70ZM106 210H108V211H106ZM112 210V211H113ZM115 210H117V212L115 211ZM136 210V211H135ZM154 210V211H153ZM167 210V211H166ZM172 210V211H171ZM181 210V211H180ZM194 210V211H193ZM201 210V211H200ZM246 210V211H245ZM11 212L12 214H8V212ZM28 211V212H27ZM43 211V212H42ZM77 211H79L78 213L76 212V214H75V212ZM124 211V212H123ZM175 211V213H173ZM176 211H178L177 212V216H174V214L176 215ZM189 211V210H188ZM206 211H207V213H206ZM210 211V212H209ZM218 211V212H217ZM235 211H237V212H235ZM256 213H254V212ZM256 211H258V212H256ZM55 212H57V211H55ZM88 212V213H87ZM122 212V213H121ZM162 212V213H161ZM164 212H167V214L166 213H164ZM216 212V213H215ZM230 212H232L234 215H232ZM246 212H247V214H246ZM249 212V213H248ZM253 212V213H252ZM5 213V215H4V217H7L8 215H9V219H7L9 222H14V223H17V224H19V226L18 225H14V223H13V225L12 224H9V222L7 221V223H8V225H6V223H3L4 221L6 222V220H3V219H5L4 217L2 218V216H3V214ZM33 213H35V215L33 214ZM36 213H37V216L39 217H37L36 216ZM49 213V214H48ZM66 213V214H65ZM111 213H113V212H111ZM205 215H204V214ZM236 213V214H235ZM6 214H7V216H6ZM28 214H30L29 215V217L31 218L30 219V221L32 220V218L35 216V219H34V221L32 220V222H31V224H34V228H36V230L35 231H33V228L30 226V221H28L27 219L29 218L28 217ZM40 214V215H39ZM59 214V215H58ZM60 214H62V215H60ZM65 214V215H64ZM151 214H154V215H151ZM173 214V215H172ZM178 214H179V216H178ZM198 214V215H197ZM200 214H201V216H200ZM203 214V215H202ZM256 216H255V215ZM33 215V217H31ZM87 215H88V217H87ZM181 215V216H180ZM187 215V216H186ZM263 215V216H262ZM45 216H47V218H45ZM55 216V217H54ZM70 216V217H69ZM75 216V217H74ZM81 216V217H80ZM89 216L91 217V218H89ZM116 216H120V217H122L123 219H121L120 217H116ZM154 216V218H152ZM156 216V217H155ZM163 217V222H164V219L166 220V218L168 219V220H166V222H167V226L165 225V227H166V229L165 228H163L165 231L163 232V230H161L162 228H161V226H159L158 228H157V230L155 231L156 232V235H154L153 237H155V238H153L152 236L150 237V238H148L145 234L143 235V232L142 233H140L141 231L140 230H142V228H140V230H139V227H141L142 225H145V223H147V222H149L150 224H152L151 222H153V224L152 225H154V224H156L157 222H159L158 220H160V222H159V224L161 223V221H162V219H160L159 217ZM238 216V217H237ZM23 217V218H22ZM28 217V218H27ZM41 217H44V218H41ZM49 217V218H48ZM161 217V218H162ZM173 217H175V219L173 218ZM181 217V218H180ZM187 219H186V218ZM233 217H235V219H231V218H233ZM26 218V219H25ZM55 218V219H54ZM117 218V219H116ZM150 218H152V219H150ZM171 218V219H170ZM173 218V219H172ZM261 218V219H260ZM10 219H11V221H10ZM37 219V220H36ZM86 219V220H85ZM105 219H107V221L109 220V222L107 223V221L105 220ZM149 219V220H148ZM154 219V220H153ZM177 219H178V221H177ZM181 219V220H180ZM188 219H192V221L191 220H188ZM236 219H239L240 220V222H238V223H240V225L237 223V221L238 220H236ZM251 219V220H250ZM20 220H22V221H20ZM38 220H39V222H38ZM43 220H45V221H43ZM52 220V221H51ZM55 220H57V221H55ZM153 220V221H152ZM174 220V221H173ZM235 220L236 222L234 223L233 221ZM254 220L255 221H257L256 222V225H255V223H253L254 222ZM20 221V222H19ZM43 221V222H42ZM61 221H62V223H61ZM103 221H104V223H103ZM112 221V222H111ZM120 221H121V223H120ZM133 221V222H132ZM175 221H177V222H182V224H181V227H178L177 225H175ZM189 221V222H188ZM224 221V222H223ZM251 223H250V222ZM260 221V222H259ZM34 222V223H33ZM73 222V223H72ZM82 222H84V223H82ZM113 224V226H112V224ZM122 222H124V224L122 223ZM142 222H144V224L142 223ZM165 222V223H166ZM173 222H174V225L176 226H172V224H173ZM176 222V223H177ZM180 222V223H181ZM185 222V223H184ZM194 222V223H193ZM196 222V223H195ZM232 222L234 223V225H232ZM24 223V224H23ZM37 223V224H36ZM53 223H54V225H53ZM75 223H76V225H75ZM116 223H117V225H116ZM139 223H140V226H136V225H139ZM165 223H163V224H165ZM170 223H172L171 224V226H170ZM180 223L178 224L179 226H180ZM187 223H188V225H187ZM220 223V224H219ZM222 223V224H221ZM224 223V224H223ZM225 223H226V225H225ZM242 223L244 224V226L242 225ZM41 226H40V225ZM46 224H49L48 226L46 225ZM51 224V225H50ZM59 224V225H58ZM63 225V229H61V225ZM64 224H65V226H64ZM71 224V225H70ZM82 224V225H81ZM107 224L109 225H111V226H107ZM186 224V225H185ZM198 224V225H197ZM249 224V225H248ZM23 225V226H22ZM26 227H25V226ZM71 227H70V226ZM72 225H75L74 227L72 226ZM79 225V226H78ZM104 225V226H103ZM124 225H125V227H124ZM129 225V226H128ZM183 225H185V227L183 226ZM191 225V226H190ZM200 225V226H199ZM205 225H206V227H205ZM222 225H224L225 227H221ZM228 225V226H227ZM236 225V226H235ZM246 225V226H245ZM11 227V228H9L10 230H9V232L7 231V227ZM18 226V227H17ZM36 226H38V227H36ZM76 226L78 227V228H76ZM118 226V227H117ZM164 226V225H163ZM186 226L187 227H189V228H186ZM195 226V227H194ZM214 226H215V229H214ZM227 226V227H226ZM235 226V227H234ZM242 226H243V228H242ZM255 227V230H254V228H251V227ZM6 227V231H7V233H5V228ZM21 227V229L19 230V228ZM23 227H24V232L25 233H27V234H24V232L22 233V235H21V232L23 231ZM27 227H31L32 228V232H34L33 234H30V233H32L31 231H30V233H28L29 232V230L31 229V228H27ZM40 227V228H39ZM44 227V228H43ZM54 227V228H53ZM55 227H57L56 229H55ZM58 227H60L59 228V230H60V232H59V230H57L58 229ZM103 227V228H102ZM106 227H108L107 228V233L108 234H110V237H109V235L106 237V235H107V233L105 232V230H106ZM216 227H217V229H216ZM247 227H248V229H247ZM14 229V230H11V229ZM73 228V229H72ZM90 228V229H89ZM92 228V229H91ZM97 228V229H96ZM118 228L120 229V232H118L119 230H118ZM121 228H123V229H121ZM125 228V229H124ZM171 228H177V230L179 231V232H181V231H183V232H181V233H184L185 234V236H184V234H183V238L186 240V241H188V242H192V243H194V246H195V251H196V253H198V256H204L205 258H203L204 260H205V263L204 262H197V259H199V260H201L197 255V258H195V257H190V255H189V253H190V251H191V249L190 248H188V246H184V245H181V244H177L176 243V239H175V235L172 237V233H174V231H171ZM196 228V229H195ZM204 228V229H203ZM220 228V229H219ZM222 228V229H221ZM43 229H45V230H43ZM50 229H51V231H50ZM65 229V230H64ZM72 229V230H71ZM93 229H94V231H93ZM105 229V230H104ZM138 229V230H137ZM170 229V231L172 232H169L168 230ZM173 229V230H174ZM188 229H190V230H188ZM213 229V230H212ZM219 229V230H218ZM243 229V230H242ZM244 229H246V230H244ZM250 229V230H249ZM252 229V230H251ZM22 230V231H21ZM39 230V231H38ZM52 230H53V232H52ZM85 230V231H84ZM99 230V231H98ZM122 230H124V231H122ZM135 230V231H134ZM137 230V231H136ZM198 230H200V233H199V231ZM226 231L225 233L227 234H224V231ZM17 231H19V232H17ZM46 231V232H45ZM55 231H57L55 234H54V232ZM62 231V232H61ZM95 231H96V233H95ZM127 231V232H126ZM167 231H168V233H167ZM196 231L199 233V236H198V233H196ZM205 231H207V232H205ZM238 231L240 232V233H238ZM16 232V233H18V234H14V233ZM39 232V233H38ZM44 232V233H43ZM54 234V235H51L52 233ZM87 232V233H86ZM88 232L91 234L90 236H89V234H88ZM100 232H103V234H101ZM136 232V233H135ZM139 232V233H138ZM189 232H190V234H189ZM193 232V233H192ZM204 232V233H203ZM246 232H248L249 234H247ZM253 232H254V234H253ZM10 233H12L13 235H15V236H17L16 238H15V236L14 237H12L13 235L11 234L10 235ZM36 233V236L38 237H36V236H34V234ZM38 233V234H37ZM48 235H47V234ZM50 233V234H49ZM59 233V234H58ZM73 233H74V235H73ZM83 233H86L87 234V236L89 237H87L85 234H83ZM158 233H159V235H158ZM196 233V234H195ZM215 233H217V234H215ZM223 233V234H222ZM230 233V234H229ZM239 235H238V234ZM242 233V234H241ZM7 234H9V236H11V238H15L14 239V241H12L13 239H11V238H9V236L7 235ZM30 234V235H29ZM40 234H43V236H42V238L44 237V235H45V240H44V238L43 239H39V237L41 238V236H40ZM64 235V236H61V235ZM119 234V235H118ZM137 234H139L140 235V237H139V235H138V237H137ZM188 236H187V235ZM235 234V235H234ZM23 235H25V237L27 236V235H29V236H27L26 238H23L24 236ZM31 235L32 236H34V238L36 239L37 238V241H35V239L34 240H32V238H31ZM39 235V236H38ZM56 235V236H55ZM77 235V236H76ZM86 236V238H87V241H88V243L85 241V240H83V238H85V236ZM113 237H112V236ZM121 235V236H120ZM135 235V236H134ZM141 235H142V237H141ZM195 235V236H194ZM204 235V236H203ZM206 235H208V237H206ZM212 235V236H211ZM221 235V236H220ZM243 235V236H244ZM245 235V237L247 238V236ZM249 235V236H250ZM4 236V235H3ZM52 236L53 237H55V238H52ZM61 236V237H60ZM78 236H79V239L78 240H76L75 242L76 243H78L77 241H80L79 243H78V246L77 247H79L78 249H77V247H76V243L74 242L73 243V241H74V239H76V238H74V239H72L73 237H77L78 238ZM81 236V237H80ZM99 236V237H98ZM145 236H146V238H145ZM202 236V237H201ZM239 236V237H238ZM249 236H248V238H249ZM0 237V238H1ZM5 237V236H4ZM62 237H65V238H63V240H61V238ZM66 237H67V239H66ZM71 237V238H70ZM90 237H92L93 239H91ZM97 237V238H96ZM104 237V238H103ZM109 237V238H108ZM157 237H158V239H157ZM189 237V238H188ZM196 237V238H195ZM231 237V238H230ZM233 237V238H232ZM29 238H31V239H29ZM50 240H49V239ZM53 240H52V239ZM57 238V239H56ZM70 238V239H69ZM82 238V239H81ZM101 238H102V240H101ZM114 238V239H113ZM140 238V239H139ZM143 238V239H142ZM151 238H153L152 240H151ZM217 238L219 239V240H222V241H224V239H225V241H229L228 239H230V240H232V241H230L229 242V244H230V246H231V249H229L230 250V252H233V254L231 253V254H228L229 253V250L228 251H225V253H223L222 252V254L223 255H221V254H218V252H216V251H207L206 250V246L209 244V245H215V244H217V243H219V244H221L222 243V241H216L217 240ZM239 238V239H238ZM241 238V239H240ZM261 238H257V239H260L261 240ZM55 239V240H54ZM68 240L67 242H65L66 240ZM96 239V240H95ZM106 239V240H105ZM109 239V240H108ZM111 239H113L112 241H111ZM155 239V240H154ZM238 239V240H237ZM4 240H6L7 241V243H5L6 241H4ZM17 240L18 241H20L21 243L19 244H17ZM48 240V241H47ZM65 240V241H64ZM71 240V242L69 243V241ZM73 240V241H72ZM93 240V241H92ZM104 240V241H103ZM116 240V241H115ZM118 240H119V242L120 241H122V242H120V243H124V244H120V243H117L118 242ZM197 240H198V242H197ZM212 240V241H211ZM214 240V241H213ZM234 240V241H233ZM8 241H10V242H12L11 244L12 245H8V244H10ZM15 241H16V244H15ZM45 241V242H44ZM52 241V242H51ZM54 241H56V244H55V242ZM63 243H62V242ZM83 241V242H82ZM84 241H85V243H84ZM99 241V242H98ZM115 241V243H113ZM236 241V242H235ZM40 242V243H39ZM90 242V243H89ZM97 242V243H96ZM102 242V243H101ZM128 242V243H127ZM234 242V243H233ZM30 243H31V245L33 246L34 245V247H29V245H30ZM61 243V244H60ZM72 244V246L70 245L69 246V244ZM84 245H83V244ZM87 243V244H86ZM104 243V244H103ZM111 243V244H110ZM117 243V244H116ZM236 243V244H235ZM238 243H240V244H238ZM23 244H25L24 246H27L26 248H24V249H26V250H22V247H24L23 246ZM79 244H81V246L79 245ZM246 244V243H245ZM16 245H18V246H16ZM30 245V246H31ZM55 245V246H54ZM59 245H60V247H59ZM73 245H75V246H73ZM116 245V246H115ZM241 245V246H240ZM248 245V244H247ZM3 246H5V249H4V247ZM11 246V247H10ZM21 246V247H20ZM39 246H40V248L42 249V247H44V248H46L45 250H43V251H41V253H40V250L41 249H39ZM54 248V250L57 248V250H51L52 249V247ZM69 246V247H68ZM82 246H83V248H84V250H83V248H82ZM18 247V249H20L19 251H18V254H19V252H20V255L18 256V254H17V252L15 251V249ZM56 247V248H55ZM59 247V248H58ZM112 247H116V249H120V253H118V254H107L106 252L107 251H109V249H111ZM29 248H32L33 249V251H32V249H29ZM49 248H50V251L51 252H48V253H45L46 251H48L49 250ZM62 249V252H59L58 254H60V258H59V256L57 255V252H58V250L59 249ZM250 248V249H249ZM4 249V250H3ZM48 249V250H47ZM82 251H81V250ZM9 250H11V251H9ZM31 250V251H30ZM35 250H39L37 253L35 252ZM80 250V251H79ZM86 250H87V253H86ZM171 250V251H170ZM4 251V252H3ZM13 251V252H12ZM26 251V252H25ZM54 251V252H53ZM61 251V250H60ZM168 251H170L171 253H175L174 255L176 256V254H177V256H178V254H180V257L182 256V258H181V260H179V258L178 257H176V258H178V260L177 261H179V262H177L176 260H175V257H174V255L173 254H171V253H168ZM173 251V252H172ZM33 253V256H35V258L34 257H31V254ZM53 252V254H51ZM102 252V253H101ZM15 255H14V254ZM23 253V254H22ZM36 253V254H35ZM39 253V254H38ZM42 253H45V257L43 256V258H42V256L40 255V254H42ZM50 253V254H49ZM103 253H105V254H103ZM22 254V255H21ZM27 254H30V256H28ZM47 254H48V257H47ZM55 254V255H54ZM101 255V258H99L98 260H96V258L98 257L97 255ZM102 254H103V256H102ZM130 254V255H129ZM165 254H166V256H165ZM186 254H187V256L189 257H187L186 256ZM26 255V256H25ZM38 256V258H37V256ZM44 255V254H43ZM49 255H51V256H49ZM87 255V256H86ZM107 255V256H106ZM170 255H171V257H170ZM25 257V258H22V257ZM120 256L122 257L123 256V258L121 259L120 258ZM136 256V257H135ZM172 256H173V259H172ZM214 256V257H213ZM217 256V257H216ZM219 256V257H218ZM221 256H223L222 258H221ZM8 257H9V259H8ZM11 257V258H10ZM13 257H14V259L16 258L17 259V261H16V259L14 260L13 259ZM39 257H40V259H39ZM47 257V258H46ZM52 257H55L54 259L52 258ZM59 258V260H58V258ZM103 257H105V258H103ZM107 257H109V258H107ZM134 257V258H133ZM139 257V258H138ZM165 257H167V259L165 258ZM168 257H170V258H168ZM187 257V258H186ZM212 257V258H211ZM20 258H21V260H20ZM32 258V259H31ZM42 258V259H41ZM44 258H46V259H44ZM51 258V259H50ZM62 258V259H61ZM114 258L116 259L117 258V263H116V261L114 260ZM118 258H120V259H118ZM128 258V259H127ZM132 258V259H131ZM143 258V259H142ZM191 258V259H190ZM217 260H215V259ZM12 259V260H11ZM30 259V260H29ZM44 259V260H43ZM91 259H93V260H91ZM136 261H135V260ZM146 259V260H145ZM166 259V260H165ZM170 259H171V261H170ZM185 259H186V261H185ZM189 259H190V261H189ZM213 259V260H212ZM220 261H219V260ZM221 259L223 260L222 262H221ZM40 260H42L41 262H40ZM63 260H65V261H63ZM127 260V261H126ZM196 260V261H195ZM237 260V261H236ZM11 261H16V262H11ZM22 261V262H21ZM30 261V263H28ZM46 261V262H45ZM54 261V262H53ZM57 261V262H56ZM59 261V262H58ZM129 261V262H128ZM140 261H142V262H140ZM144 261H145V263H144ZM166 261V262H165ZM174 261V262H173ZM240 261H242L241 263H240ZM8 262H10V263H8ZM138 262V263H137ZM140 262V263H139ZM193 262V263H192ZM226 262V261H225ZM33 263V264H34ZM133 263V264H134ZM230 263H232V262H230ZM232 263V264H233ZM242 263V264H243ZM224 264V263H223ZM227 264V263H226ZM229 264V263H228ZM245 264V263H244Z\"/></svg>",
  "mask_w": 264,
  "mask_h": 264
},
{
  "label": "bare ground",
  "instance_id": "obj_2",
  "mask_svg": "<svg viewBox=\"0 0 264 264\" xmlns=\"http://www.w3.org/2000/svg\"><path fill=\"white\" fill-rule=\"evenodd\" d=\"M19 1L21 2V0H19ZM22 1H23V0H22ZM33 1L35 2V5H36V1H35V0H32V2H33ZM42 1H43V2H46L47 0H42ZM105 1H106V0H105ZM105 1H104V2H105ZM110 1H111V0H110ZM124 1H125V0H124ZM127 1H128V2H127ZM127 1H126L125 4H122L120 7H118V9H117V7L113 8V10H114V9H115V10L117 9L118 11H115V10H114V11H113L114 13H113V12H110V13H113L114 16L116 15V13H118V14H119V17L121 16V14H124V13H122V12H124L126 9H127L126 11L129 10V12L132 13L130 19H129L130 16H128L129 21H128L127 24H125L126 26L123 25V23H121V25L124 26V27L122 28L124 31H125V29L128 31V29L130 28V31H128L129 33L126 34V32H125V35H123V36H121L122 34H120V36H121V37H120L119 35H116L113 31L109 32L110 30L108 29V30H109V31H108L109 33H108L107 35L110 34V35H109V39H108V38H107V40L104 39L105 41H103V40L101 39L103 42L108 41V42H106V43H108V44H106L105 47H104L103 45H102L101 47L98 46V47H99L98 49H101L102 51H103L104 48H106V49H104L105 52H106V50L110 49V50H108V51L106 52V53L109 52V55H106L105 52L103 51V55H104V54H105V55H104V56L102 55V58H99V59H104V61H103V60H100L101 63H100L99 65L103 66V62H106L107 65H106V66L104 65V66H105V67L103 66L104 68H102L101 66H99V67H100V69H99V68L97 67V65H98L97 62L99 63V61H98V59H97L96 65H95V64H94V65H95L96 68H98V69L95 70V68H92V67H94V65L90 64L91 60H93V58H91L90 60H85V61H83V63H84V62L86 63V64L84 65V68H82V67H83L82 65H80V66L77 65V64H83V63H80V62H82V61H80L79 63H76L77 66H75V64H74L75 67H74V66L72 67V68H78L77 71H79V68L81 67L82 69L86 70V73H84V71H82V70H81L82 73H81V71L77 72L75 69L71 70V72L76 71V73H77L78 75L81 74V76H78V75L76 74L77 77H80V78H77V77H75V75H73L74 72L71 73V75H73V76L75 77V79L77 78V80H75V79L73 80V81H75V83L78 81V79L81 80V79H82V76L84 77L85 80H84V81L82 80L83 82H79L80 80L78 81L77 89H78V91L81 92V93H83V92H86V93H87V92H88L87 99H89V100H90V98L93 96V97L91 98L92 100H91L90 102L87 100V101L89 102V104H90L91 102H97V101L99 102V101H101L100 98H102L103 95L106 96V95H107L106 93H109L108 91H106V92H103V93H105L106 95H105V94L102 95L100 92H102L103 90H105V88H106L105 85L107 84V86H108V84L110 83V82H109L110 80H112V84H113V85H115V86L117 85V90H116V88H115V86H114V90H112L113 88L111 89V90H112V91H111V92H112V93H111L112 96H111L110 94H109V96H110V98H113V99H114L115 96H113V94L116 92L114 95H117V98H115V99H117L118 102H117V100H116V103H113L115 99H114V100H113V99H110V98L108 97V95H107V97H106L105 100H107V98H108L109 100H111V101L113 100V101H112V104H111V102H110V104H111L112 106L109 104L111 107H110L108 104H107V106H106V104H104V102H107V101H105V100H103L104 102L102 101V102H103V105H101V104H102L101 102H99V103L97 102V103H96V106H97V104H98V105L100 104L102 107L104 106V108H105V106H106V109L102 108V110L104 109L103 111H106V113H104V112L101 110V108H99L98 111H96L97 108H92V109H90V110H92V114H93V112H94V111H93L94 109H95V111H96V112H94L95 114H96L97 112H99V110H100L101 113L103 112V113L105 114V115H104V114L102 113V115H101V114L99 115V113H98V114H97L98 116L94 115V116L97 117V118H100L99 116H101L102 118H104L103 121H102V120L99 121V120H96V119L94 118V119L96 120V122H95L96 124H95V123L93 124V121H95V120L92 121V124H91V125H95V127H96V125H97L98 128H95L94 126H92L91 128L94 127L93 129H97V130H100L99 127H103V126H101V125H102L101 123H103V122H108L107 124H109V122H111V120H113V118L115 119V118L117 117V116H115V115H112V116H111V114L118 113L119 117H121V116H122V117H125V115H126V117H127V119H128V122H126V126H124L123 128H122V126H121L120 129H118V130L115 129L114 126H115L116 124L113 123V122H112L113 125L115 124L114 126H113V125H112V126H107V125H106V126H104L103 128H101V129H103V130H100V131H102V137H103L104 135L107 137V139L110 137V139H108V141H107L108 143H110L109 141H110L111 139H113L112 136L115 135V134L117 133V131H119V134L117 133L118 135H117V136L115 135V136H116V137L119 136L120 138H123V139H126V140H132V139H135V140H136V139H144L143 136H145L146 132H147V131L149 132V131H150L149 129H151V128H149V126L152 127L153 129H155V128H154L155 126L153 127L154 124L149 123L150 121H152V119L149 120V121L147 122L145 116H146L149 112H151V111H150V109H151L150 106H151V105L153 106V104H154V105L156 104V103H155L156 98H157L158 96H159L158 98H160V96L163 95V91L165 90V88H167V89H166L164 92H167V90H169V89L172 90V92H170L171 90H169L168 93H166L167 95L165 94V95L167 96V97H166L167 100L165 99V101H170V100H168V99H169L168 97H170V96L172 95L171 97H173V98H171V101H170V102H171V104H172L171 106L174 107L175 105H174V103H173V100H174V101H175V99H176L177 101L179 100V101H180V102L178 101V102H179V105H180V104L183 105L181 102L183 101V103H186V101L184 102V100H187V99H186V96H187V97L189 96V95H187L188 90L191 91L192 88H193V90H194V88L196 87V85L199 84V83H201V82H198V83L192 84L194 87H193V86L190 87V88L188 87L189 89L187 90V88H186V91H184V88H185L188 84H190V83H188L189 81H188V82H185V84H187V85H186V86H185V84L183 85V91H182V93H183V92H186V94L183 93V94H185L186 96L183 95V94L180 95L181 97H179L178 94H177V97H178V98L173 96V95H175L174 93H177V91H178L180 88H181V90H182V85H181V87H178L179 83H180V84H183V83H181V82H177V81H180V80H178V79L176 78V76H175V74H174V71L177 72L178 68L180 67V66H179V65H180V61H181V60L183 61V57L186 56V55H185V56L183 55V57L181 56L182 58H179V59H181L180 61H178V59L175 60V61H178V64H179L178 66H174L175 69L178 67L177 70H175L173 67H171L172 64H173L172 61H173V59H175V56H176V54H177V53H174L175 55H174V54L172 55V53H171V52H174V50H173V49H174V44H173V42H177V43H178V44L175 43V47H176V44H177V46H178L180 43H181V45H182V41H185L184 39H186V38H187V39L189 38V40L192 41L191 43L195 42V40H193V39H197V37H196V38H191V37H193V36L195 37V35H196L197 32L199 31V30H196V31H195L196 34H195V32H193L194 29H195L196 26H197V25H196V26L194 25L196 22H198V23H197V24H198V27H199V23H201V22H203V24H202V23L200 24L201 26H202V25H205L204 23H207L206 25L208 26V28H206V29H207V32H208L210 26H213V27L215 26V27H217L216 25H219V23H220L219 21H220V20H221V22L223 23V21H228V20H227L228 18H229V19L236 20V21H241L242 24L245 25L244 22L246 23V22L248 21L247 18H246L248 15L246 16L245 12H246L247 14H249L247 11H241V13L243 12L242 14H245V16H246V17H245V16L241 15L240 12H238V13H240V15H239L238 13H236V15H233L234 13L231 11L233 14L230 12V13H228V14H230V15H228L227 13H226L227 15H224V14H225V11L223 12V10H222V12L224 13V14H223V13H221V10L218 11L219 8L216 7V6L219 5L218 2H217L218 5H216V6L214 5V7H216V9H215L213 6H212L211 9H209V7H211V6H209V7H208L209 10H208V9H206V7H207V6H206V7H203V8L206 9V10L204 9V11H203V8L201 7V9H202V11H203L202 14H201V13H199V12H201V9H200L198 6H200V2H202V4H203V5H201V6H205V4L203 3L204 0H202V1L194 0L195 3H193V4H195V5L199 8L200 11H198V13L201 14V15H199V17H200L201 19H199L198 17H196V18L194 19L195 14H194V13H189V12L186 13V12H185V11H186V9H185L186 7H184V10H181L180 8H178V7L180 6V5H179V6H176L179 10H176V8L173 7V4L170 3V5H169V0H166L167 3H166V5H165V7L163 8V7L160 6V5H161L162 3H165V2H160V4H159V3L155 4V1H156V0H152V1H154V2H152V4L154 3L153 5H158V4H159V6H157V12H158V7H160V8L162 7V10L159 9V13H158V14L162 15V18H165L166 14H167V16H171V17H173L174 15H180V16H179V18H180V20H179L180 23L178 24V22H176V21H178V20H174L175 18L179 19V18L176 17V16H174V19H172V20H170V21L168 20L170 23L167 22L166 19L164 20V21H165V22H164L161 18H154L153 16H151V15H155V14H154L153 12H152L153 14L149 13V12L151 11V10H150V7H151V3H150L151 1H150V0H130V1L127 0ZM148 1H150V2H148ZM159 1H160V0H159ZM162 1H164V0H162ZM172 1H173V0H172ZM190 1H191V0H188V2H190ZM192 1H193V0H192ZM194 1H193V2H194ZM218 1H219V0H218ZM224 1H225V0H224ZM224 1H223V3H225ZM233 1H234V0H233ZM236 1H237V0H236ZM240 1H241V0H240ZM243 1H244V0H243ZM261 1H262V0H261ZM263 1H264V0H263ZM10 2H11V1H10ZM14 2H15V4L17 5V3H16L17 1L15 0ZM14 2H12V3H13L12 6H14ZM29 2H30V3H29ZM43 2H42V5H44ZM54 2H55V1H54ZM58 2H59V1H58ZM63 2H64V0H63ZM92 2H94V1H92ZM112 2H114V0H113ZM112 2H110V3H112ZM116 2H117V1H116ZM118 2L121 3L120 0H118ZM157 2H158V0H157ZM170 2H171V1H170ZM184 2H185L186 4L188 3V2H186L185 0L183 1V3H184ZM205 2H206V1H205ZM211 2H212V0H211ZM219 2H221V1H219ZM234 2H235V1H234ZM244 2H245V1H244ZM244 2H243V3H244ZM248 2H249V1H248ZM253 2H254V0H253ZM21 3H23V2H21ZM25 3H26V2H25ZM28 3H29V6H27V7L24 6L25 9L27 10V11L24 10V11H26V13H29V12H28V9H29V10L32 9V11H33V9L36 8V6H34V5L31 3L30 0H29V1L27 0V4H28ZM40 3H41V1H40L39 3H37V5H39ZM90 3H91V2H90ZM107 3H108V2H107ZM120 3H119V5H120ZM122 3H124V2H122ZM173 3H174L175 5H177L175 2H173ZM177 3H178V2H177ZM181 3H182V2H181ZM183 3H182V4H183ZM191 3H192V2H191ZM191 3H189V7H190ZM212 3L214 4V2H212ZM223 3H222V4H223ZM235 3H237V2H235ZM257 3H258V1L256 2V4H257ZM259 3H261V2H259ZM19 4H20V3H19ZM62 4H65V3H62ZM72 4H73V3H72ZM105 4H106V3H104V5H105ZM112 4H113L112 6H115L114 3H112ZM117 4H118V3H117ZM117 4H116V5H117ZM206 4H207V3H206ZM237 4H238V3H237ZM252 4H253V3H252ZM2 5H3V4H2ZM7 5H8V4H7ZM10 5H11V4H10ZM16 5H15V6H16ZM22 5H24V4H22ZM40 5H41V4H40ZM40 5L38 6V8L40 7L39 10L36 8V9H37V10H36L37 12H38V11H42V10H41V9H42V5H41V6H40ZM60 5H61V4H60ZM84 5H86V4H84ZM97 5H98V2H97ZM101 5H103V4H101ZM171 5H172V6H171ZM175 5H174V6H175ZM211 5H212V4H211ZM220 5H221V4H220ZM220 5H219V6H220ZM223 5H224V4H223ZM226 5H227V4H226ZM226 5H225V6H226ZM257 5H258V4H257ZM257 5H256V6H257ZM5 6H6V5H5ZM44 6H45V5H44ZM71 6H72V5H71ZM89 6H90V5H89ZM110 6H111V5H110ZM117 6H118V5H117ZM163 6H164V5H163ZM186 6H188V5H186ZM192 6H193V5H192ZM228 6H229V5H228ZM235 6H236V5H235ZM237 6H239V5H237ZM246 6H247V5H246ZM250 6H252V5H250ZM253 6H254V5H253ZM256 6H255V7H256ZM258 6H259V5H258ZM6 7H7V6H6ZM10 7H11V6H10ZM20 7H21V6H20ZM24 7L22 6L21 8H24ZM50 7H51V6H50ZM58 7H59V6H58ZM65 7H66V6H65ZM78 7H80V6H78ZM78 7H77V8H78ZM86 7H87V6H86ZM90 7L92 8V6H90ZM155 7H156V6H155ZM155 7H154V8H155ZM180 7L182 8V6H180ZM189 7H188V8H189ZM194 7H195V6H194ZM194 7H193V8H194ZM3 8H5V7H3ZM13 8H14V7H13ZM44 8H45V7H44ZM83 8H84V6H83ZM88 8H89V7H88ZM108 8L112 10V7H107V8H105V9L107 10ZM213 8H214V10H213ZM217 8H218V9H217ZM221 8L223 9L222 5H221ZM229 8H230V7H229ZM260 8H261V7H260ZM17 9H18V8H17ZM56 9H57L58 12H60V13H58V14H61V12H64V11H61V9H60V11L58 10V8H56ZM71 9H72V12L70 11ZM71 9L68 10V11L70 12L69 15L67 14V18H68V19L66 18V16L64 17V15H66V14H64V13H63V15H60V16H63V17H64V18H63L64 20H68V21H65V23H67V22H69V23H70V22H73V23H74V22H75L74 24L71 23V26H70V24L68 23L69 26L73 28V27L75 26V24H76V23L79 24V23L81 22V19H83V18H82L81 16H79V18L81 17L80 21H79L77 18L75 19V17H76L75 15H76V14L73 13V12H74V8H71ZM75 9H76V8H75ZM109 9H108V10H109ZM191 9H192V8H190L189 10H191ZM238 9H239V8H238ZM261 9H262V8H261ZM5 10H6V9H5ZM10 10H11V9H10ZM22 10H23V9H22ZM22 10H21V14H18V13H20V12H17L16 9H15V12H17V13H15V14L21 16V15H22V12H23V15L25 16L24 11H22ZM98 10H100V9H98ZM111 10H110V11H111ZM122 10H124V11H122ZM160 10L162 11V13L165 14L164 17H163V14L161 13ZM187 10H188V9H187ZM189 10H188V11H189ZM196 10H198V9H197V8H196V9L194 8V12H195V13H196ZM250 10H251V8H250ZM18 11H20V9H19ZM36 11H35V9H34V12H36ZM85 11H86V10H85ZM119 11H122V12L119 13ZM126 11H125V12H126ZM229 11H230V10H229ZM253 11H254V10H253ZM257 11H258V10H257ZM13 12H14V11H13ZM30 12H31V10H30ZM42 12H43V11H42ZM51 12H52V11H51ZM65 12H66V11H65ZM77 12H78V11H77ZM88 12H90V11H87V13H88ZM93 12H94V11H93ZM102 12H104V10H102ZM102 12H101V14H102ZM129 12H128V13H129ZM190 12H191V11H190ZM192 12H193V11H192ZM235 12H236V11H235ZM38 13H40V12H38ZM66 13H67V12H66ZM107 13H108V12H107ZM107 13L105 14V12H104V14H102V15H105V16H106ZM148 13H149V15H148ZM198 13H196V15H198ZM3 14H4V11H3ZM8 14H9V15H8ZM11 14H13V13L8 12L6 16H8V17L10 18V15H11ZM15 14L12 15L13 18L15 17ZM31 14H33V13H31ZM41 14H42V13H41ZM55 14H57V13L55 12L54 15H55ZM58 14H57V15H58ZM78 14H79V13H78ZM150 14H151V15H150ZM192 14H193V16H192ZM237 14H238V15H237ZM252 14H253V13H252ZM252 14L250 13L249 15H252ZM254 14H256V12H255ZM254 14H253V15H254ZM260 14H261V13H260ZM26 15H27L26 17H28L29 14H26ZM57 15H56V16H57ZM70 15H71V16H70ZM81 15H83V14H81ZM84 15H85V13H84ZM84 15H83V16H84ZM86 15H87V14H86ZM96 15H97V14H96ZM108 15H109V13H108ZM124 15H126V13H125ZM128 15H130V14H128ZM160 15H158V16L155 15V16L160 17ZM190 15H191V16H190ZM6 16H4V17H6ZM12 16H11V18H10V19H12V20H14V19L17 18V17H16V18L13 19ZM24 16H23V18H25ZM32 16H33V15H31V17H30L31 19H32ZM36 16H37V15H36ZM60 16H59V17H60ZM73 16H74V19L72 20L71 17H73ZM148 16H149V18H148ZM150 16L154 18V21H155L156 19H157V20L160 19L159 21L162 20L164 23L169 24V29H168V25H167V24H164V25H167V31L165 32V30H166L165 28H166V27H164V29H162V27H161V29H159V28L157 27V25H161V24L163 23L162 21H161L162 23L160 24V22L156 20L155 23H157V22L159 23V24L156 25V24H154L153 19L151 20V21H153L152 23L155 25V28H158V29H159V30L157 29V30H158V31H157V34H158V35L165 34V33L168 32V30H169V32H171V33L168 32L167 34H165L166 36L163 35V38H162V36H161L160 38H162V40H161V39H158V38H157V40L154 39V38H152V40L154 39V40L158 41V42L154 41L156 44L158 43L157 45H155V47L161 46L162 48H161V47H158V49L160 50V52L162 51L164 54H162V52H161V53L158 52L159 50H158L157 48H156V51H157V53H159V55H157V54L155 53V49H154V50H151V49L149 50V49H148V48L152 47V45H154L153 41H152L153 44L151 43V40L148 41V42H150V47L146 48V50L149 51V55L145 54L146 52H145V49H144V48L147 47L145 43L141 44V45H144V44H145V47L143 46L144 48L141 47V48H143V49L139 50L138 47L135 48V46H136L138 43H141V41L144 42L143 40L148 39L147 36L150 35V34H148V33H153V31H154V29H155V28H154L153 31H152V30H147V28H148V27H151V24H152V23H150V22H151V21H150ZM254 16H255V15H254ZM259 16H260V15H259ZM33 17H35V15H34ZM44 17H46V16H44ZM44 17H43V18H44ZM48 17H49V16H48ZM54 17H55V16H54ZM69 17H70V18H69ZM108 17H110L111 20H113L114 18H116V17H114V18L112 19L113 16L111 17L110 15H109ZM117 17H118V15H117ZM181 17H183V18H181ZM248 17H249V16H248ZM251 17L253 18V16H250V20H249V21L253 20V19H251ZM255 17L257 18V16H255ZM30 18H29V19H30ZM46 18H47V17H46ZM88 18H89V17H88ZM122 18H123V17H122ZM125 18H126V17H125ZM125 18H124V19H125ZM185 18H186V19H185ZM33 19H35V18H33ZM38 19H41V18H38ZM63 19H62V20H63ZM70 19H71V21H69ZM91 19L94 20V14H93V18H91ZM98 19H99V18H98ZM148 19H149V21H148ZM181 19H182V21H183V19H184L186 22H188V23L185 22L187 25L184 24V22H183V24L185 25V27H184V25H182V21H181ZM197 19H199L200 21L197 20ZM223 19H225V20H223ZM245 19H246L247 21H246ZM248 19H249V18H248ZM5 20H7V18H6ZM24 20H25V19H24ZM27 20H28V19H27ZM54 20H55V19H54ZM75 20H78L79 22H77V21H75ZM86 20H87V19H86ZM101 20H102V19H101ZM118 20H119V19H118ZM120 20H121V17H120ZM122 20H123V19H122ZM190 20H191V22H192V21H193V22L191 23ZM196 20H197V21H196ZM259 20H261V19H259ZM14 21L16 22L17 20H14ZM19 21H20V20H19ZM37 21H38V20H37ZM43 21H44V20H43ZM87 21L89 22V20H87ZM90 21H91V20H90ZM104 21H105V19L103 18V21H98V23H99V22L102 23V22H104ZM230 21H231V20H230ZM230 21H228V22H230ZM262 21H263V20H262ZM8 22H9V20H8ZM8 22H7V23H8ZM29 22H30V21H29ZM31 22H33V21H31ZM31 22H30V23H31ZM53 22H54V21H53ZM61 22H62V21H61ZM91 22H92V21H91ZM112 22H113V21H112ZM121 22H122V21H121ZM124 22H127V21L125 20ZM217 22H219V23L217 24ZM231 22H232V21H231ZM233 22H234V21H233ZM10 23H11V21H10ZM38 23H39V22H38ZM63 23H64V22H63ZM63 23H62V24H63ZM65 23H64V24H65ZM95 23H96V22H95ZM100 23H99L98 25H97V23L95 24V26L97 25V26H96L97 29H98V28H99V29H102L101 27L103 26L102 24H104V23H102V24H100ZM147 23H148V24H147ZM189 23H190V24H189ZM225 23H227V22H225ZM234 23H235V22H234ZM248 23H249V22H248ZM248 23H246V25H247ZM34 24H35V23H34ZM36 24H37V23H36ZM47 24H48V23H47ZM68 24H65V27H62V29L65 28V30H66V28H67V30H68V27H66V26H68ZM78 24H76V25H78ZM87 24H90V25H88V26H90V27L87 26L88 29L83 27V28H84L83 30H85V31H87V32L82 31V34L85 32L86 37H87V35H89V34H87V33L91 32L92 30H93V31L91 32V36H92L93 32H96V30H95L96 28L93 29L94 27H92L93 24H92V25H91V23H87ZM87 24H86V25H87ZM105 24H106V22H105ZM105 24H104V25H105ZM149 24H150V25H149ZM180 24H181L182 27H183V28H181L182 30H183L184 28H185L186 30L191 29L190 31L188 30V33H189V32H190V33L188 34L187 31L184 29V31H186V32H185L184 34H183V31L179 32V33H182L181 36H180V34L177 32V30H181V29H180V27H181ZM191 24H193V25L195 26L194 29H193V31H192V28H193V27H192V26H189V25H191ZM214 24H216V25H214ZM227 24H230V23H227ZM236 24H237V23H236ZM260 24H261V22H260ZM263 24H264V23H263ZM2 25H3V24H2ZM2 25H1V26H2ZM12 25H15V23L12 24ZM16 25H17V24H16ZM50 25H51V24H50ZM53 25H54V24H53ZM72 25H73V26H72ZM101 25H102V26H101ZM107 25H108V24H107ZM148 25H149V26H148ZM206 25H205V26H206ZM231 25H233V23H232ZM234 25H235V24H234ZM249 25H250V24H249ZM22 26H24V24H22ZM57 26H58V25H57ZM62 26H64V25H62ZM84 26H85V25H84ZM98 26H99V27H98ZM100 26H101V27H100ZM105 26H106V25H105ZM105 26H103V27H105ZM127 26H129V27L127 28ZM162 26H163V25H162ZM205 26H202V30H200V31H202L203 34L206 32L205 28L203 29V27H205ZM207 26H206V27H207ZM219 26H220V25H219ZM229 26H230V25H229ZM254 26H256V25H254ZM257 26H259V25H257ZM3 27H4V26H3ZM17 27H18V26H17ZM26 27H27V26H26ZM28 27H29V26H28ZM106 27H107V26H106ZM120 27H121V26H120ZM125 27H126V28H125ZM152 27H154V26H152ZM187 27H188V28H187ZM189 27H192V28H189ZM215 27L211 29L212 31H215V32H212V31L210 30L211 32L209 31V34H210V33H211V34H212V33H213V34H214V33L219 34V33H218L219 31L216 32L217 29H216ZM231 27H232V26H230V28H231ZM236 27H237V26H236ZM243 27H244V26H243ZM250 27H251V26H250ZM8 28H9V26H8ZM20 28H21V27H20ZM20 28H19V29H20ZM46 28H47V26H46ZM50 28H51V26H50ZM56 28H57V27H55V28L52 30L53 33L50 32V31H49V33L54 34V31L56 32V30H57V31L59 30V29H56ZM74 28H75V27H74ZM124 28H125V29H124ZM225 28H226V27H225ZM225 28H224V29H225ZM230 28H228V29H230ZM238 28L240 29L241 27H238ZM238 28H237V29H238ZM244 28H245V27H244ZM260 28H261V27H260ZM2 29H3V31H5L4 28H2ZM6 29H7V28H6ZM17 29H18V28H17ZM25 29H26V28H24V32H23V28H22V30H19V31L17 30V31L19 32L20 35H23V37H24V36L27 35V34H25V32L28 33V30H27V29L25 30ZM28 29L31 30L32 28H31V29L28 28ZM51 29H52V28H51ZM51 29H50V30H51ZM105 29H106V28H105ZM120 29H121V28H120ZM149 29H152V28H149ZM197 29H199V28H197ZM200 29H201V28H200ZM213 29H214V30H213ZM234 29H235L234 31L237 30L236 28H234ZM239 29H238V30H239ZM246 29H247V28H246ZM253 29H254V27H253ZM7 30H8V29H7ZM9 30H10V29H9ZM32 30H33V29H32ZM34 30H35V28H34ZM34 30H33V31H34ZM65 30L63 29V31H65ZM67 30H66V31H67ZM78 30H79V29H78ZM90 30H91V31H90ZM94 30H95V31H94ZM160 30L164 31L165 33L162 32V31H160ZM204 30H205V31H204ZM221 30H222V28H221ZM230 30H233V29H230ZM230 30H229V31H230ZM251 30H252V29H251ZM260 30H261V29H260ZM0 31H1V30H0ZM33 31H32V33H33ZM41 31H42V30H41ZM41 31H40V33H39V31H38V33H39L38 36H40L42 33H44L45 30H44L42 33H41ZM66 31H65V32H66ZM120 31H122V30H120ZM120 31H118V32H120ZM149 31H152V32H149ZM159 31H160V32H159ZM239 31H241V32H239ZM239 31H237V32H239V33H243V34H244V31L246 32L245 29H244V31H243V29H240ZM247 31H248V30H247ZM29 32H30V33H28V34H31V35H32L31 31H29ZM65 32H64V33H65ZM71 32H72V31H71ZM116 32H117V31H116ZM147 32H148V33H147ZM158 32H159L160 34H159ZM191 32H192V34H194V35H192ZM207 32H206V33H207ZM220 32H221V31H220ZM231 32H232V31H231ZM237 32H236V34H239V33H237ZM253 32L255 33V30H254ZM257 32H258V31H257ZM259 32H260V31H259ZM9 33H10V32H9ZM12 33H13V32H12ZM14 33H16L15 35L18 36V38L16 37L17 39H19V37H22V36H20L19 34H17L16 31H15ZM46 33H47V32H46ZM49 33H47L46 36L50 35ZM58 33H60V31L57 32L56 34H58ZM101 33H102V32H101ZM105 33H106V32H105ZM173 33H174V34H173ZM175 33L178 34L180 38L183 36L184 39L182 38L183 40H181V42H180V40H178V38L176 39L177 36L175 37V35H176ZM199 33H200V32H199ZM202 33H201V35H202ZM206 33H205V34H206ZM223 33H224V32H223ZM225 33H226V32H225ZM227 33H228V32H227ZM227 33H226V36H227ZM248 33H249V32H248ZM35 34H36V36H34V33H33L32 36H31V35H29V36H30L31 38H34V39L36 40V42H37V39H39V38H37V37H38V36H37V33H35ZM61 34L63 35V33H61ZM67 34H69V32H68ZM71 34H73V33H71ZM85 34H84V35H85ZM117 34H118V33H117ZM157 34H156V29H155V34H152V35H150L149 37H150V38H151V36H152V37H156ZM170 34H172L174 37H172V35H170ZM207 34H208V33H207ZM207 34H206V35H207ZM209 34H208V36H209ZM211 34H210V35H211ZM217 34H216V35H217ZM250 34H251V32H250ZM259 34H260V33H259ZM58 35L61 37L60 34H58ZM73 35H74V34H73ZM95 35H96V33H95ZM95 35H94V36H95ZM126 35H128V36H126ZM153 35H154V36H153ZM155 35H156V36H155ZM167 35H169V36H167ZM189 35H191V36H189ZM220 35H221V33L219 34V36H220ZM224 35H225V34H222V36H224ZM234 35H235V34H234ZM244 35H245V37H243V38H246V34H244ZM248 35H249V34H248ZM27 36H28V35H27ZM27 36H26V37H27ZM44 36H45V34H43V36H41V38H40L41 41H44ZM63 36H65V35H63ZM81 36H82V35H81ZM125 36H126V37H125ZM184 36H188V37L185 38ZM196 36H197V35H196ZM202 36H204V35H202ZM219 36H216V40L214 39L215 42H216V43H214L215 45L218 44V43H217V40L220 39V40H218V42L221 41V42L218 44L219 46L217 45L218 47L215 46V45L213 44V45L215 46V47L213 46V49H214V48H215V49L212 50L211 53L207 50V49H209V48L205 49V51L207 50V52L209 53V54H207V55H208V59H207V60L205 59L207 55L204 56L205 58L203 57V59H204L205 61L203 60L202 63H200V61H199L200 59L197 60V58H195L197 55L194 57V60H197L196 62L199 61L198 63H195V61L193 60L194 62H193L192 65H191V67H192V69H193L192 72L197 73V74H195L196 76H194L193 73H192L193 75H191L190 73L188 74V73L186 72L187 74H183V75H184L183 77H185V75H188V77L191 75V76H192V77H191V80L194 81V79L197 77V75H198L200 78H201L202 75H203V76H204V79H205L204 82H205V83H208L207 81L210 80V82H212V84H211V83H210V84L213 85L214 87H216L217 85L215 86V85L213 84V82L215 83L217 80H221V79H223L224 81H223V82H220V85L218 84L219 81H217V82L215 83V84H218L219 87H220V88H219V87L217 86V87H218V90H217V89L214 90V89H212V87H210V86H209L210 89L208 88L209 92H208L207 90H206V91L204 90L205 95H207L206 92L209 93V94L207 95V96H208L207 98H206V96H204L203 92H201L202 89H201V91L199 90L201 93H199V92L196 93L195 91H193V92H192V91H191V92L189 91V92H190L191 94L193 93L192 96L194 95V93H196V95H199V94L202 95V94H203L201 97H205V98H206L205 103L207 104V99H208L209 102H210V103L208 102V104L210 105V104L212 103V104H213V105H211L212 107H213L214 105H217L216 103L219 102V101H215V99H217L216 97H219V99H220L221 96H222V98H221L220 101H223V99H226V98H227L226 100L223 101L224 103L220 102L221 104L219 103V104H218L217 106H215V107H216L217 109H219V110H218V113H219V114L221 113L220 115H221L222 118L224 119L223 122L229 123L230 121H228V120H229V119L231 120V117H232V116H233V118H235V119H237V118L240 119V117L242 118V116H241V114H242L241 110L243 111L244 109L246 110L247 108H248L247 110H250V109H251L250 107H252V108H253V106L256 107V104L258 105V103H257V102L255 103V101H256V100L258 101L259 96L261 97V95H260V91H259V90H256V91H258V93H257V92L255 93V91H254L255 88H253L252 83H249V81H248V80H250V82H251V79H249V77H246V78H248V80H247V79L245 80L246 83L248 82V83H247V87H246V83H245V86H244V85H243L244 83H241V82H240L241 84H240V83H235L234 81H230V80H229V82H232V83L234 82L233 85L236 86V84H240V86H239V87H236V88H235L234 86H232V87H234V89H233V88L231 89V88H229V87L226 86V85H225L226 87L224 86V84H227V82H228V78H229V77L227 78V76H229V75L226 76V74H227V70L231 68L230 71L228 70V72L230 73L231 70L233 69L232 66L235 65V64L233 65V62L231 61L232 58L234 57V56H233L234 52H235V54H236L237 51H238V50L236 51V50H235L236 48H234L236 45H237L236 47H238V44H237V43H236V45L234 46L235 40H236V42H237V40H238V43H239V39H240L242 36H241L240 38H238L239 35H236L237 37H235V38H238V39H235V40H233V38H232V37H234L233 35H232V37H231V35H230V38H228V39H226V38L229 37V36H227V37L224 36V37H225L224 39H226V41H223V40H224L223 37H221V36L219 37ZM254 36H255V35H254ZM257 36H258V35H257ZM263 36H264V35H263ZM7 37H8V35H7ZM35 37H36V38H35ZM49 37H50V36H48V38H49ZM54 37H55V35H54V36L51 35V37H50L51 40H52V38L54 39ZM70 37H71V36H69V38H67V35L65 36V38H66L67 40L70 39ZM88 37H90V36H88ZM96 37H97V36H96ZM124 37H125V38H124ZM127 37H128V38L130 37V38H129V41H128ZM144 37H145V38H144ZM157 37H159V36H157ZM199 37H200L199 40H201V36H199ZM199 37H198V38H199ZM1 38H2V37H1ZM8 38H9V37H8ZM14 38H15V36H14ZM14 38H13L12 41L17 42V43H15V44H18V45H19V42L22 43V41L24 40L23 38H21V39H19V41H18L16 38H15V39H14ZM24 38H25V37H24ZM27 38H28V37H27ZM31 38H30V40H31ZM48 38H47V43L49 44V42H48L49 39H48ZM56 38H58V37L56 36ZM56 38H55V39H56ZM98 38H99V36H98ZM103 38H106V37H103ZM120 38H121V39H120ZM123 38H124V39H123ZM135 38H138V39L143 38V40H137V41H140V42L137 43V41H135ZM150 38H149V39H150ZM171 38L176 39V40L173 41V39H171ZM180 38H179V39H180ZM206 38H208V37L206 36ZM243 38H242V39H243ZM251 38H254V37H252V35H251ZM261 38H262V37H261ZM263 38H264V37H263ZM263 38H262V39H263ZM22 39H23V40H22ZM40 39L38 40V44L36 43V44H37L36 46H32V47H31V45H33L34 43L31 44V45L28 47L29 50H27V49L24 48L26 45H25V46L23 45V47L20 46V48L22 47L21 49H25L26 51L29 52L30 49H34V48L36 47V48L34 49L35 52L33 51L32 54H34L35 56L37 55L36 58L38 59V56H39V58H40V55H39L38 53L41 52L40 54H43V53H42V50H44V49L46 50V49H47V48L43 45V44H44L43 42H39ZM55 39H54V40H55ZM66 39H65L64 42H63L64 45H65V44H68V43H65ZM72 39H73V38H72ZM99 39H100V38H99ZM122 39H123V40H122ZM132 39H134V41H135V43H134V49H133V42H132L133 40H132ZM170 39H171V40H170ZM187 39H186V41H189V40H187ZM210 39H211V38H210ZM222 39H223V40H222ZM229 39H231V40H229ZM242 39H241V42H242ZM246 39H247V38H246ZM255 39H256V38H255ZM15 40H17V41H15ZM84 40H86V39H84ZM84 40H83V41H84ZM124 40L128 41V44H130V45L132 44V46H131L132 49H133L134 51H135V50H138L137 53H136V52L134 53L131 49H129V48H131L130 46H129L128 49L126 48V49H127V50H126L125 47H123V43H121V41L124 42V43H126ZM159 40H160V42H159ZM257 40H258V39H257ZM257 40H255V41H257ZM0 41H1V39H0ZM5 41H6V40H5ZM25 41H26V40H25ZM28 41H29V40H28ZM45 41H46V40H45ZM57 41H60V42H61L60 38H59V40H56V42H57ZM69 41H70V40H69ZM73 41H74V40H73ZM86 41H87V40H86ZM186 41H185V42H186ZM206 41H207V40H206ZM212 41H213V39H212ZM233 41H234V42H233ZM14 42H11V43L14 44ZM30 42H31V41H30ZM32 42H34L33 39H32ZM56 42H54V44H56ZM70 42H71V41H70ZM78 42H79V41H78ZM87 42H88V41H87ZM87 42H84V43L86 44ZM129 42H130V43H129ZM241 42H240V45H241ZM247 42H248V41H245V43H247ZM11 43H10V45H12ZM47 43H45V45H46ZM50 43H51V41H50ZM57 43H58V42H57ZM80 43H81V42H80ZM88 43H90V42H88ZM91 43H93V42L91 41ZM91 43H90V44H91ZM136 43H137V44H136ZM160 43H161V44H160ZM188 43H189V42H188ZM203 43H204V41H203ZM205 43H206V42H205ZM205 43H204V44H205ZM250 43H251V41H250ZM5 44H6V43H5ZM27 44H28V43H27ZM48 44H47V45H48ZM63 44H61L62 47L64 46ZM77 44H78V43H77ZM96 44H98V43H96ZM104 44H105V43H104ZM128 44H125V45H128ZM151 44H152V45H151ZM195 44H196V43H195ZM210 44H211V43H210ZM253 44H254V43H253ZM256 44H258V41H257ZM8 45H9V44H8ZM18 45L16 46L17 48L19 47ZM20 45H22V44H20ZM47 45H46V46H47ZM50 45H51V44H49L48 47H50ZM59 45H60V43H59ZM59 45L57 44V48L59 47ZM69 45H71V44H69ZM69 45H65V47L67 46V47L69 48ZM88 45H89V44H88ZM108 45H109V46H108ZM125 45H124V46H125ZM148 45H149V44H148ZM183 45H185V44H183ZM188 45H189V44H188ZM240 45H239V46H240ZM251 45H252V44H251ZM261 45H263V43H262ZM13 46H14V45H13ZM43 46H44V47H43ZM52 46H53V45H52ZM54 46H55V45H54ZM91 46H92V44H91ZM91 46H90V47H91ZM94 46H95V45H94ZM96 46H97V45H96ZM96 46H95V47H96ZM137 46H140V45L138 44ZM191 46H193V45L191 44ZM200 46H201V45H200ZM200 46H198V48H199ZM233 46H234V47H233ZM11 47H12V46H11ZM33 47H34V48H33ZM67 47H66V48H67ZM80 47H82V46H80ZM86 47H88V46H86ZM102 47H103V49H102ZM179 47H180V46H179ZM179 47H178V49H179ZM186 47H187V45L184 46V51H187L186 49H188V48H186ZM195 47H196V46H195ZM201 47H202V46H201ZM208 47H209V46H208ZM262 47H264V46H262ZM13 48H14V47H13ZM20 48H19V49H20ZM26 48H27V47H26ZM51 48L54 49V47H51ZM51 48H49V50H51ZM68 48H67V50H68ZM71 48H72V47H71ZM71 48H70V49H71ZM107 48H108V49H107ZM181 48H182V47H181ZM185 48H186V49H185ZM189 48H190V47H189ZM210 48H211V47H210ZM216 48H217V49H216ZM240 48L242 49V46H241ZM249 48H250V47H249ZM19 49H17V50H18V51H21V50H19ZM59 49H60V48H58V50H59ZM80 49H81V48H80ZM87 49H88V48H87ZM87 49H85V50H87ZM96 49H97V48H96ZM161 49H163V50H161ZM182 49H183V48H182ZM192 49H193V47H192ZM200 49H201V48H200ZM203 49H204V48H203ZM237 49H238V48H237ZM241 49H240V50H241ZM13 50H14V49H13ZM25 50H22V51H24V52L21 51V54H20V52L16 51L17 56L14 57L13 59H12L11 55H9V57H10L11 60L8 59L9 57H7L6 53H4V50H2V51L0 50V66H2V68H3V65L7 64L8 62H9V63L12 62L11 65H10L9 63L7 64L8 66H10L9 68L6 67L7 65H5L6 68H5V67H4L5 69L3 68L5 72L3 71L2 68H0V69H1L0 71L4 72V75H6L5 73L9 72L10 74L8 73L6 76L9 75V76H12L13 78H14V76H15L16 74H18V75H19L20 77H22V78L24 77L25 79H24L23 81H21L20 77L16 75V77L14 78V82H15V79H17V77H19L18 80H19V79H20V80H19V81L16 80V81L19 82V83H18L19 85H20V82H22V85H23V86H24V85L26 86V87H25V91H26V89L30 91V90L33 88L32 86H34V88L32 89L33 91H32V90H31V91H32V93L34 94V96H35V94L37 93V94H36L37 96L35 97V99L32 98L34 101L31 99V101H33V102L30 103L29 100H26V99H24L25 101H24L23 99L19 101V99H20V98H19V95H20L21 93H23V95H24V91H22V92L19 93V92H16V90H15V93H16V94L19 93V94L17 95L18 97H17L16 95H12V93L10 92L11 95H12L13 97L16 96L17 98H19V99L17 100V101H18V102H17V109H18V107L21 108V104H19V106H18V103H19V102L24 101V103L28 102V103H30V104H32V103L35 104V103H37V101H39V100L42 99V97H43V96H42V97H39V96L42 95V94L44 93V91L46 92V90L42 88V85L44 84V83L41 84L42 77H41V79H40V74L43 73V75H41V76H44V75H45L44 72H43V70H42L43 68L41 67V64H42L43 67H45V66H44L43 63H41L42 61H41V62L38 61V63L40 64V66H39V64H38L37 62H34V63H37V64L34 65L35 67L32 66V64H33L32 60L34 59V61H35V60H37V59L33 58L34 55H33V57H32L31 52H29V54L27 53L28 55H30V56H29V59H31V58H32V59H31V60H28V59L24 56V54L26 53ZM47 50H48V49H47ZM47 50H46V51H47ZM49 50H48V51H49ZM54 50H55V49H54ZM60 50H65V49L61 48ZM73 50H74V49H73ZM89 50H91V49L89 48ZM89 50H87V52H88V54H89L90 56H92V55L94 54V55H93V57H94L95 55H98V54H99V53H98V54L96 53V52H99L98 50H97L96 52H94L93 54L91 53L92 51L89 53ZM128 50H129V51H128ZM143 50H144V52H143ZM188 50L190 51L191 49H188ZM194 50H195V49H194ZM194 50H193V51H190L191 54H192L191 57H193V53H192V52H196V51H194ZM259 50H260V49H259ZM48 51L46 52V55H45V52H44V56H43V57H44V60L47 58V53H48ZM81 51H84L83 48L81 49ZM127 51H128V53H131V54L129 55V54L127 53ZM175 51L178 52L177 47H176V50H175ZM179 51H180V49H179ZM181 51H182V50H181ZM181 51H180V52H181ZM198 51H199V50H198ZM198 51L196 52L197 54L199 53ZM233 51H234V52H233ZM250 51H251V50H250ZM1 52H2V53H1ZM36 52H38V53H36ZM58 52H59V51H58ZM87 52H85V54H86ZM140 52H143V53L140 55V58H142V57H143V58L140 59L139 62H137V58H136V56H139L138 54H139ZM150 52H151V53H150ZM152 52L155 53V54H153ZM190 52H189V53H190ZM201 52H202V51H201ZM207 52H206V53H207ZM232 52H233V53H232ZM239 52H240V51H239ZM23 53H24V54H23ZM187 53H188V52H187ZM196 53H195V54H196ZM204 53H205V52H204ZM231 53H232V56H233V57H232L231 59H229V56H230ZM262 53H263V52H262ZM3 54L6 55V56L2 57ZM7 54H8V53H7ZM27 54H25V55H27ZM59 54H60V53H59ZM79 54H80V52H79ZM82 54H84V53H82ZM91 54H92V55H91ZM133 54H135V55H133ZM151 54H152V55H151ZM160 54H162L163 56H160ZM170 54H171L172 56H174V57H172V58H173L172 60H170V59H171V58H170V56H171ZM178 54H179V53H178ZM183 54H184V53H183ZM185 54H186V52H185ZM202 54H203V53H202ZM239 54H241V53H239ZM1 55H2V56H1ZM64 55H65V54H64ZM68 55H70V54L68 53ZM76 55H77V54H75V56H76ZM80 55H81V54H80ZM100 55H101V52H100L99 56H97V58H98V57H101ZM131 55H132V56H131ZM146 55H147L148 58H149V59H147V61L151 60L150 57L152 56L153 59L155 58L154 60H155L156 62L154 61V62H153L154 64L151 62V65H150L149 62L144 61L145 58H146V57H144V56H146ZM154 55H155V57H154ZM204 55H205V54H204ZM237 55H238V54H237ZM237 55H236V56H237ZM81 56H82V55H81ZM84 56H85V55H83V59H85ZM86 56H87V55H86ZM156 56L158 57V59H159V57H161V58H160L159 60H156V59H157ZM202 56H203V55H202ZM236 56H235V58H236ZM239 56H240V55H239ZM258 56H260V54H259ZM6 57H7V59L9 60V61L7 60V63H5L6 60H3V58H6ZM30 57H31V58H30ZM95 57H96V56H95ZM95 57H94V58H95ZM130 57L133 58L132 60L134 61V63H135L136 65L133 64V62L131 61V58H130ZM189 57H190V56H189ZM197 57H199V54H198ZM237 57H238V56H237ZM244 57H245V56H244ZM78 58H79V57H78ZM80 58H81V57H80ZM80 58H79V59H80ZM87 58L89 59L88 56H87ZM87 58H86V59H87ZM186 58H187V59H186ZM186 58H184L185 61L188 60V56H186ZM143 59H144V60H143ZM260 59H261V56H260ZM2 60L4 61V62H3V65H2V63H1ZM39 60H42V58H40ZM74 60H76L75 57H74ZM77 60H78V59H77ZM77 60H76V61H77ZM81 60H82V58H81ZM135 60H136V61H135ZM142 60H143V63H145V62H146V64L149 63L148 70L143 69L145 65H144V64H140V62H142ZM169 60H170V61H169ZM190 60H191V58H190ZM190 60H189V61H190ZM228 60H229V61H228ZM251 60H252V59H251ZM262 60H263V59H262ZM262 60H261V62H262ZM45 61L48 62V59L45 60ZM50 61H51V60H50ZM86 61H90V62H89L90 65L87 64L88 62H86ZM93 61H94V60H93ZM102 61H103V62H102ZM167 61H169V63L171 64V66H170V64H167ZM185 61H183V62H185ZM201 61H202V60H201ZM237 61H238V59H237ZM242 61H243V60H242ZM259 61H260V60H259ZM29 62H31L32 64L29 63ZM46 62H45V65H46ZM57 62H59V61H57ZM77 62H78V61H77ZM136 62H137V63H136ZM171 62H172V63H171ZM187 62H188V61H187ZM187 62H186V63H187ZM191 62H192V61H191ZM191 62H189V63H191ZM230 62H232V63L229 64ZM263 62H264V61H263ZM64 63H65V62H64ZM73 63H74V62H73ZM174 63H175V62H174ZM186 63H185V64H186ZM104 64H105V63H104ZM185 64H184V65H185ZM195 64H196V65H195ZM228 64H229V65H228ZM240 64H241V63H240ZM256 64H257V63H256ZM36 65H37V66H36ZM57 65L59 66V64H57ZM67 65H69V64H67ZM72 65H73V64H72ZM86 65H87V67L89 66L90 68H89V67H88V68L85 67ZM154 65H155V66H154ZM168 65L170 66L169 68H173V69L170 70V69L168 68ZM175 65H177V64L175 63ZM181 65H182V64H181ZM186 65H188V64H186ZM193 65H194V66H193ZM230 65H231V66H230ZM237 65H238V64H237ZM78 66H79V67H78ZM142 66H143V67H142ZM150 66H151V67H150ZM152 66H153V67H152ZM182 66H183V65H182ZM228 66H230V67H228ZM253 66H254V65H253ZM253 66H250V67H253ZM52 67H53V65H52ZM60 67H61V66H60ZM67 67H68V66H67ZM67 67H66V68H67ZM185 67H186V66H185ZM185 67H184V68H185ZM188 67H189V66H188ZM191 67H190V69H191ZM193 67H194V68H193ZM205 67H206V68H205ZM239 67H240V66H239ZM241 67H242V66H241ZM260 67H261V66H260ZM45 68H46V69L48 68V70L51 69V68L49 69V66L47 67V65H46ZM58 68H59V67H58ZM101 68H102V69H101ZM182 68H183V67H182ZM184 68H183V69H184ZM236 68H237V67L234 66V70H235ZM243 68H244V67H243ZM52 69H53V68H52ZM59 69L62 70L63 67H62V68H59ZM68 69H69V68H68ZM68 69H67V70H68ZM180 69H181V68H180ZM188 69H189V68H188ZM192 69H191V70H192ZM238 69H239V68H238ZM240 69H241V68H240ZM245 69H246V68H245ZM258 69H259V68H257V69L255 68V70H258ZM261 69H262V68H261ZM48 70H47L48 74H47V72H45L48 76L51 75V73H50L51 71H54L55 73H57V70H56V69H53V70H51V71H48ZM87 70H88V73H87ZM91 70H95V71L93 72V71H91ZM169 70H170V71H173V73L170 72V74H169ZM185 70H186V69H185ZM185 70H184V71H185ZM191 70H189V71H191ZM234 70H233V71H234ZM236 70H237V69H236ZM249 70L252 71V69H250V68H249ZM253 70H254V69H253ZM6 71H7V72H6ZM189 71H188V72H189ZM233 71H232V73H233ZM245 71H246V70H245ZM245 71H244V73H245ZM251 71H248L249 73H247V74H250ZM258 71H260V70H258ZM41 72H42V73H41ZM90 72H91V73H90ZM176 72H175V73H176ZM180 72H181V70H180ZM234 72H235V71H234ZM260 72H262V71H260ZM12 73L14 74V76L12 75ZM49 73H50V75H49ZM55 73L52 74V77L55 75ZM65 73H66V71H65ZM79 73H80V74H79ZM177 73H178V72H177ZM229 73H228V74H229ZM244 73H243V74H244ZM252 73H253V72H252ZM74 74H75V73H74ZM86 74H87V76H86ZM199 74H200V75H199ZM241 74H242V73H241ZM241 74H240V77H241ZM247 74H246V75H247ZM254 74L256 75V72H255V71H254ZM260 74H261V73H260ZM4 75H3V77H4ZM58 75H59V76H58ZM61 75H62V73H61V74H56V75H55L56 77L59 78V82L62 81V79L64 78V77H63V78H61V80H60V76H61ZM68 75H69V72H68ZM68 75H67V74H63L62 76H66V77H67ZM84 75H85V76H84ZM90 75H91V76H90ZM92 75H93V76H92ZM171 75L175 76L174 78L177 79V80L175 79L176 82H174V81L171 80V78L173 77V76H172V77L170 78L169 76H171ZM176 75H177V74H176ZM179 75H181V74H179ZM230 75H231V73H230ZM237 75H238V73H237ZM246 75H245V76H246ZM250 75H251V74H250ZM250 75H249V76H250ZM252 75H253V74H252ZM55 76H54V78H55ZM88 76H90V77H88ZM193 76H194L195 78H194ZM231 76H232V75H231ZM256 76H257V75H256ZM260 76H261V75H260ZM87 77H88V78H87ZM91 77H92V78H91ZM177 77H178V76H177ZM186 77H187V76H186ZM188 77H187V79L190 78V77H189V78H188ZM205 77L208 78L209 80L207 79V81H206V78H205ZM233 77L236 78V76H234V73H233ZM233 77H232V78H233ZM238 77H239V75H238ZM261 77H263V75H262ZM261 77H260V79H261ZM44 78H46V76H44ZM44 78H43V79H44ZM50 78H51V77H50ZM50 78H49V79H50ZM70 78H71V76H69V79H70ZM86 78H87V79H86ZM90 78H91V81L89 80ZM174 78H172V79L174 80ZM192 78H194V79H192ZM200 78H199V79H200ZM202 78H203V77H202ZM49 79H44L43 81H44V82H47L46 80L49 81ZM64 79H66V78H64ZM64 79H63V80H64ZM67 79H68V77H67ZM71 79H72V78H71ZM180 79H181V78H180ZM199 79H198V80H199ZM237 79H238V78H237ZM237 79H236V80H237ZM258 79H259V78H258ZM7 80H9V79H7ZM7 80H6V81L3 80V81H4V82H11L10 80H9V81H7ZM55 80H57V79H55ZM87 80H88V81H87ZM107 80H108V81H107ZM183 80H184V79L182 78V81H183ZM233 80H234V79H233ZM239 80H240V79H239ZM241 80H243V77H242ZM253 80L255 81L254 78H253ZM12 81H13V80H12ZM43 81H42V82H43ZM51 81H52V85H53V82H54L53 79H52V80L50 79V81H49L48 83L51 84V83H50ZM57 81H58V80H57ZM57 81L54 82V85L56 86V87H55L56 89H57V85H56L55 83H56ZM65 81H66V80H65ZM65 81H64V82H65ZM226 81H227V82H226ZM243 81H244V80H243ZM17 82H16V83H17ZM59 82H58V83H59ZM113 82H116V84L113 83ZM194 82H196V81H194ZM194 82H193V83H194ZM229 82H228V84H230ZM238 82H239V81H238ZM262 82H263V81H262ZM2 83H3V82L1 81V84H2ZM48 83H45V84H44V88H46V84H48ZM61 83H62V82H61ZM61 83H59V86L61 85ZM68 83H69V80H68ZM177 83H178V84H177ZM222 83H223V86L221 85ZM232 83H231V85H232ZM255 83H256V82H255ZM6 84H7V83H6ZM49 84H48V85H49ZM64 84H65V83H64ZM228 84H227V85H228ZM4 85H5V84H4ZM19 85L15 84V87L18 86V87L20 88L21 86H19ZM37 85H39V86H41V87H37V90L35 91V92H36V93H35V92H34V89H36V86H37ZM66 85H68L67 82H66ZM69 85H72V86H73V83H72V84H69ZM75 85H76V84H75ZM208 85H209V83H208ZM208 85L206 84L205 86H203V87H205L204 89H207ZM231 85H230V86H231ZM241 85H243L244 87L241 88ZM250 85H251L252 87H251ZM23 86H22V88H24ZM59 86H58V87H59ZM72 86H71V87H72ZM110 86H111V85H109L108 87H110ZM184 86H185V87H184ZM189 86H191V84H190ZM206 86H207V87H206ZM256 86H258V85L256 84ZM256 86H255V87H256ZM6 87H7V86H6ZM8 87H9V86H8ZM27 87L30 88V89H28ZM47 87H48V86H47ZM52 87H53V86H52ZM60 87H63V85L60 86ZM66 87H67V86H66ZM68 87H69V86H68ZM73 87H74V86H73ZM108 87H107V89H108ZM112 87H113V86H112ZM214 87H213V88H214ZM217 87H216V88H217ZM222 87H224V89H225V88H229V89H231V90H230V94L228 93L227 96H224L226 93H225V91H223L224 94L222 95V93H221V95H220L219 93L222 92V90H223V89H221ZM3 88H5V86H4ZM11 88H12V87H11ZM16 88H17V87H16ZM19 88H18V89H19ZM39 88H40V89H39ZM41 88H42L44 91H43ZM63 88H65V87H63ZM63 88H59V90H60V89L64 90ZM163 88H164V90L162 91L161 89H163ZM237 88H239V89H237ZM244 88H246V89H244ZM263 88H264V87H263ZM1 89H2V88H1ZM1 89H0V90H1ZM14 89H15V88H14ZM20 89H21V88H20ZM46 89H47V88H46ZM56 89H55V91H56ZM195 89L198 91L197 87H196ZM199 89H200V88H199ZM219 89H221V90L219 91ZM235 89H237V91H236ZM240 89H241V90L244 89V90H243L242 92H240V91H241ZM257 89H258V88H257ZM23 90H24V89H23ZM41 90H42V91H41ZM51 90H52V88H51ZM59 90H57L56 94L58 93V94H61V95H62V94L65 92V91H62V90H60V92H59ZM109 90H110V89H109ZM159 90H161L162 92L160 93ZM181 90H180L179 92H181ZM238 90H239V91H238ZM5 91H6V89H5ZM7 91H8V90H7ZM17 91H18V90H17ZM19 91H20V90H19ZM40 91H41V92H40ZM72 91H73V93L75 92V93H74L75 96L78 95V94L76 95V90L73 89ZM78 91H77V92H78ZM113 91H115V92H113ZM214 91H218V92H219L218 94H219L220 96H219V95L216 96L215 93H217V92H214ZM235 91H236L237 93H236ZM261 91H262V90H261ZM0 92H1V91H0ZM26 92H27V91H26ZM39 92H40V94H38ZM62 92H63V93H62ZM91 92H93V93H92V94H93L92 96H91ZM95 92H96V93H95ZM97 92L100 93L101 95H99ZM158 92H159V93H158ZM179 92H178V93H179ZM227 92H228V91H227ZM263 92H264V91H263ZM32 93H31V92H28V95L30 96V94H32ZM41 93H42V94H41ZM86 93H85V94H86ZM89 93H90V94H89ZM169 93H170V94H169ZM172 93H173V94H172ZM13 94H14V92H13ZM33 94H32L31 97H33ZM46 94H47V92H46ZM46 94H45V95H46ZM53 94L55 95L54 90H53ZM58 94L55 95V98H52V99H50V100H52V101H53V99L56 100V99L59 97ZM66 94H67V92H66ZM97 94H98V95H97ZM158 94H161V95H158ZM179 94H180V93H179ZM188 94H189V93H188ZM255 94H258V95H257V96H258V99H255V98H256ZM1 95H2V94H1ZM45 95H44V96H45ZM54 95H53V96H54ZM68 95H69V94H68ZM79 95H80V94H79ZM79 95H78V96H79ZM94 95H95V96L97 95L96 98H99L100 100H99V99H94V98H95ZM165 95H164V96H165ZM168 95H169V96H168ZM182 95H183V96H182ZM2 96H3V95H2ZM53 96H52V97H53ZM57 96H58V97H57ZM72 96H73V95H72ZM184 96H185V98H182V97H184ZM199 96H200V95H199ZM199 96H195V95H194L193 97H195V98H192V97H190V96L188 97V101L190 100L189 103L186 104V105L188 106V108L191 107V109H192V106L195 104V101H196L197 99H199V98L196 99V97H199ZM223 96H224V97H223ZM262 96H263V98H261V99H264V95H262ZM10 97H11V96H10ZM10 97H8V98H10ZM13 97H12V98H13ZM37 97L40 98V99H38ZM48 97H49V96H48ZM48 97H46L45 100H49ZM56 97H57V98H56ZM61 97L64 98L65 96L63 97V95H62V96H60L59 98H61ZM89 97H90V98H89ZM201 97H200V98H201ZM8 98H7V99H8ZM17 98H15V99H17ZM21 98H22V97H21ZM47 98H48V99H47ZM50 98H51V96H50ZM59 98H58V99H59ZM78 98L80 99V96H79ZM81 98H82V97H81ZM103 98H104V97H103ZM179 98H180V99H179ZM181 98L184 99V100H182ZM189 98H191L192 100H193V99H195V100L192 101V100L189 99ZM205 98H203L202 101H203ZM37 99H38V100H37ZM43 99H44V98H43ZM58 99H57L56 102H58ZM172 99H173V100H172ZM4 100H5V99H4ZM13 100H14V99H13ZM50 100H49V101H50ZM60 100H61V102H63L65 99H60ZM60 100H59V101H60ZM68 100H69V98H68ZM109 100H108V101H109ZM157 100H158V102H159V99H157ZM163 100H164V99H163ZM181 100H182V101H181ZM217 100H218V99H217ZM0 101H2V100H0ZM82 101H83V100H82ZM165 101H164V102H165ZM177 101H175V104L178 103ZM197 101H198V100H197ZM197 101H196V103L198 104ZM199 101H201V100L199 99ZM3 102H4V101H3ZM5 102H6V101H5ZM10 102L12 103L11 99H10ZM13 102L15 103L16 101L14 100ZM34 102H35V103H34ZM40 102H41V101H40ZM67 102H68V101H67ZM67 102L64 101V104L67 103ZM69 102H70V100H69ZM69 102H68V103H69ZM158 102H157V103H158ZM191 102L193 103L192 106H190ZM6 103H8V102H6ZM21 103H22V102H21ZM50 103H51V102H50ZM53 103H54V102H53ZM72 103H73V102H72ZM72 103H71V104H72ZM81 103H82V102H81ZM107 103H109V102H107ZM160 103H163V102L161 101V99H160ZM160 103H158V104H160ZM203 103H204V101L201 102L202 106H201V104H200V106H201L200 108H202V109H204V104H203ZM261 103H263V102H261ZM0 104H1V103H0ZM12 104H13V103H12ZM22 104H23V103H22ZM33 104H32V105H33ZM42 104H43V105H44V104L46 105V103H43V102H42ZM42 104H41V105H42ZM48 104H49V103H47V105H48ZM55 104H56V103H55ZM57 104H60V103L58 102ZM57 104H56V105H57ZM61 104H62V103H61ZM71 104H69V106H70ZM113 104H114V105H113ZM197 104H196V105H197ZM259 104H260V102H259ZM3 105H4V104H3ZM3 105H2V104L0 105V110L2 109L1 107H2ZM28 105H29V104H28ZM32 105H31V106H32ZM35 105H36V104H35ZM38 105H40L39 102L37 103V106H38ZM52 105H53V104H52ZM83 105H84V104H83ZM90 105H91V107H93V106L95 105V103H94V105H93V103H91ZM92 105H93V106H92ZM100 105H99V106H100ZM156 105H157V104H156ZM165 105H166V106H167V105L170 106V104H168V102H167V104H165ZM8 106H10V105H8ZM12 106H14V104H13ZM12 106H11V107H12ZM22 106H23V105H22ZM48 106H50V105H48ZM62 106H63V105H62ZM62 106H60V108H61ZM66 106H67V105H66ZM69 106H68L67 108L65 107L66 110H64V111H68V110L70 111V109H71V111H74V110H75V109H74V106H75V105H73V108H70ZM99 106H98V107H99ZM101 106H100V107H101ZM152 106H151V107H152ZM166 106H165V107H166ZM177 106H178V104H177ZM184 106H185V104H184ZM184 106H179V111H180V112H178V114L181 115V114L184 113L185 116H187V115L190 113L191 109H190L189 113H188V111H186V112L188 113V114H186V112H182L183 109H181V107H183V108L186 107V106H185V107H184ZM189 106H190V107H189ZM211 106H210V107H211ZM218 106H219V107H218ZM4 107H5V105H4ZM4 107H3V109H4ZM11 107H9V108H11ZM34 107H35V106H34ZM43 107H44V108H43L44 110H45V109H48V108H45V107H47V106H43ZM77 107H78V106H77ZM83 107H84V106H83ZM94 107H95V106H94ZM108 107H110V108L107 109ZM153 107H154V106H153ZM167 107H168V106H167ZM196 107H197V106H196ZM243 107H244V109H243ZM15 108H16V106H15ZM23 108H24V107H23ZM23 108H22V109H23ZM25 108H26V104H25ZM37 108H38V107H37ZM50 108H51V109H49V110L52 111V112H54L55 108H56V109H59L57 106L54 108V110H52V109H53L52 106H51ZM69 108H70V109H69ZM75 108H76V107H75ZM155 108H157V107H155ZM155 108H154V110H153V108H152L151 110H153L152 112H155V114L157 113L158 116H163V115L165 114V113H163V111H162V108H163V107H161V111H162V113H161V111H159V110H160V109H159L160 106H159V108H158L159 110H155ZM186 108H187V107H186ZM186 108H185V110L188 109V108H187V109H186ZM216 108H215V110H214V113H216ZM257 108H258V107H257ZM257 108H256V109H257ZM261 108H262V106H261ZM261 108H260V109H261ZM5 109H8V108H5ZM22 109H19V110H22ZM26 109H27V108H26ZM26 109H25V111H26ZM35 109H36V108H33V111H35ZM38 109H39V108H38ZM63 109H64V106H63V108H61V110L63 111ZM67 109H68V110H67ZM72 109H73V110H72ZM165 109H168V110L170 109V110H171L170 112L173 113L172 116H171V115H167L168 118H169L170 116H171V117L174 116L173 118H176V117H177V118H179V117L184 118V117H185L184 115H183L184 117H183V116H179V115L175 117V115H177V114H174V112H173L174 109H173V111H172L171 107H170V108H165ZM209 109H210V108L208 107V111H209ZM211 109H212V108H211ZM256 109H254V110L256 111ZM260 109H259V110H260ZM8 110H9V109H8ZM23 110H24V109H23ZM27 110H28V109H27ZM61 110H60V112H61ZM76 110H77V109H76ZM76 110H75V111H76ZM168 110H166V114L169 113ZM175 110L177 111L178 109L176 108ZM188 110H189V109H188ZM212 110H213V109H212ZM247 110H246V111H247ZM251 110H253V109H251ZM254 110H253V111H254ZM261 110H262V109H261ZM2 111H4L3 113L8 112V111H5V110H1L0 113H2ZM39 111H41V110L39 109ZM45 111H46V110H45ZM156 111H158V112H156ZM176 111H175V113H177ZM246 111H245V112H246ZM26 112H28V111H26ZM47 112H48V110H47ZM89 112H91V111H89ZM89 112H88V116H89ZM120 112L122 113V115L119 114ZM159 112H160V114H163V115H159ZM167 112H168V113H167ZM196 112H197V111H196ZM201 112H204V111L202 110ZM240 112H241V113H240ZM262 112H263V111H262ZM3 113L0 114V117H1V115H3L2 117L7 118V116H4ZM34 113L36 114V111H35ZM34 113H33V115H35ZM39 113H41V112H39ZM62 113H63V112H61V113H57V112H56L57 115H58V114H61V116H62ZM65 113H66V112H65ZM65 113H64V115H65ZM180 113H181V114H180ZM191 113H192V112H191ZM251 113H252V112H251ZM254 113H255V112H254ZM263 113H264V112H263ZM7 114H8V113H7ZM7 114H6V115H7ZM42 114H43V113H42ZM44 114H45V112H44ZM48 114H51V113H48ZM66 114H68V113H66ZM70 114H71V112H70ZM73 114H74V113H73ZM86 114H87V111H86ZM123 114H125V115H123ZM153 114H154V113H153ZM153 114H152V118H153V116H154ZM237 114H239L240 116L236 117L235 115H237ZM13 115H14V118H15V121L13 122V124L15 123L14 127L18 124V123H16V122H17L18 120H21L22 116L24 117V119H25V116H26V114H25V116H24V115L21 116V114L18 115V114H15V113H14V114H10L11 117H12ZM15 115H16V117H15ZM17 115H18V118H17ZM54 115H55V114H54ZM54 115H53V117H55ZM76 115H77V114H76ZM78 115H79V114H78ZM78 115H77V116H78ZM103 115H104V117H103ZM106 115H107V116L110 115L111 117H108V118H107ZM194 115H195V114H194ZM214 115H216V114H214ZM245 115H246V114H245ZM28 116H30V115H28ZM28 116L26 117L27 119L30 118V117H28ZM42 116H43L42 118H44V115H42ZM45 116H47V115H45ZM61 116H59V117H61ZM70 116H71V115H70ZM73 116H74V115H73ZM73 116H72V118H73ZM80 116H81V115H80ZM105 116H106V117H105ZM148 116H149V115H148ZM150 116H151V115H150ZM158 116L156 115V117H158ZM35 117L37 118L38 116H35ZM35 117H34V118H35ZM48 117H49V115H48ZM48 117H47V118H48ZM50 117H52V116H50ZM53 117H52V120H54ZM59 117H58V118H59ZM122 117H121V118H122ZM126 117H125L124 119H126ZM164 117H165V116H164ZM171 117L169 118L170 120H172ZM215 117H217V115H216ZM215 117L213 116L214 119H212V120H213V122H212L213 127H215L214 124H215V122L217 121V120L215 119ZM248 117H250V116L248 115ZM32 118H33V116H32ZM34 118H33V120H35ZM62 118H63V117H62ZM70 118H71V117H70ZM74 118H76V117H74ZM102 118H101V119H102ZM110 118H112V119H110ZM160 118L163 119V117H160ZM168 118H167V119H168ZM182 118L177 119V120H178V121H177L178 124L180 123V122H179L180 119L183 121ZM192 118H193V117H192ZM192 118H191V119H192ZM233 118H232V119H233ZM16 119H17V120H16ZM24 119L22 118V120H24ZM39 119H41V118H39ZM39 119L37 118L36 120H39ZM49 119L51 120V118H49ZM66 119H67V117H66V115H65V120H64V121H66ZM105 119H106V120H105ZM107 119H109L110 121H108ZM162 119H161V120H162ZM164 119H165V118H164ZM164 119H163V120H164ZM167 119H166V120H167ZM169 119H168V120H169ZM186 119H188V118L186 117ZM217 119H218V117H217ZM238 119H237V121H238ZM5 120H6V119H4L3 121H5ZM7 120H8V119H7ZM7 120H6V122H7ZM22 120H21V122L23 123ZM30 120H31V119H30ZM58 120H59V119H57V122H59ZM60 120L63 122V119L60 118ZM76 120H77V118H76ZM76 120H75V121H76ZM115 120H116V119H115ZM118 120H119V119H118ZM154 120H155V121L157 120L156 123H159V120H158L157 118H156V119L154 118ZM163 120H162V121H163ZM188 120H190V119H188ZM188 120H187V121H188ZM218 120H219V119H218ZM1 121H2V120H1ZM39 121H40V120H39ZM41 121H42V120H41ZM44 121H45V118H44ZM73 121H74V120H73ZM97 121H98V123H97ZM119 121H120V120H119ZM173 121H174V119H173ZM175 121H176V119H175ZM182 121H181L182 127L180 126L181 124H179L178 126H179V128H182V129H183V126H185V124H186L184 121H186V120L184 119V121H183L185 124H183ZM214 121H215V122H214ZM241 121H244V120H241ZM21 122H20V123H21ZM24 122H25V121H24ZM27 122H29V124L27 123V129H28L29 126H30L31 124H30V121L27 120ZM45 122H46V121H45ZM53 122H55V121H53ZM53 122H52V123H53ZM76 122H77V121H76ZM81 122H83V120L81 121V119H80V123H81ZM114 122H116V121H114ZM223 122H222V123H223ZM9 123H10V122H9ZM9 123L7 122V125H10V126H11V123H10V124H9ZM22 123H21V124H22ZM36 123H37V122H36ZM40 123H41V122H40ZM42 123H43V122H42ZM65 123H66V122H65ZM65 123L62 124V126L65 125ZM99 123H100V126L98 125ZM124 123H125V122H124ZM152 123H153V122H152ZM154 123H155V122H154ZM163 123H164V125H166L164 128L162 127V126H164V125H162V126H159V124L156 125V130H155L156 132H158L157 126H158V128L160 129V130H159L160 133L163 132V131H164V133L167 132V131L169 132V130H165L166 127L170 128V132H172L171 129H172V130H173V128L175 129V127H174V125H173L174 123H172V125H173L172 128L168 126V125H169V124H168L169 121L166 122V124H165V122H162V124H163ZM175 123H176V122H175ZM189 123H190V121H189ZM263 123H264V122H262L261 124H263ZM21 124L19 125L18 129H19L20 127H21L20 129H22V128L25 129V128H24L25 126L23 127ZM45 124H46V123H44V128H47L48 126L46 127ZM66 124H67V123H66ZM84 124H85V123H84ZM105 124H106V123H105ZM205 124H207V123L205 122ZM205 124H204V125H205ZM218 124H220V122H219ZM218 124H217V125H218ZM32 125H33V124H32ZM35 125H37V124H35ZM42 125H43V124H42ZM46 125H47V124H46ZM50 125H51V124H50ZM53 125H54V123H53ZM77 125H78V124H77ZM120 125H122V124H120ZM172 125H170V126H172ZM207 125H209V123H208ZM224 125H225V123H224ZM234 125H235V124H234ZM51 126H52V125H51ZM51 126H50V127H51ZM54 126H55V125H54ZM57 126H58V125H57ZM57 126H55V127H57ZM60 126H61V124H60ZM81 126H82V125H81ZM117 126H118V125H117ZM117 126H116V127H117ZM175 126H177V123H176ZM192 126H193V125H192ZM210 126H211V125H210ZM219 126H220V125H219ZM225 126H226V125H225ZM225 126H223V124H222V128L225 127ZM239 126H240V125H239ZM239 126H236V127H238V129H237L236 131L239 130L240 132H242V131L240 130L241 128H239ZM247 126H248V125H247ZM8 127H9V126H8ZM14 127L11 126V128H13V129L15 130V132L18 131V133H17V132H16V133H17L19 136H23V137H24V134H25L26 132L28 133L27 136L29 135L28 130H26L25 133L23 134L24 130H23V131L20 130L22 133H21V132L19 133V130H18L17 128H14ZM30 127H31V126H30ZM40 127H41V126H40ZM50 127H48L49 129L47 128L46 130H45V129H44V130H45L47 133H48V132L50 133L52 130H56V129H52V128L50 129ZM52 127H53V126H52ZM55 127H53V128H55ZM78 127H79V125H78ZM84 127H85V126H84ZM84 127H83V128H84ZM118 127H120V126H118ZM190 127H191V126H190ZM190 127H189V128H188V127H185V128L183 129V131H185V132H183V136H182V134H181L182 138L185 137V136H186V138H187V136L189 137V135H191V134H189V133H191L193 130L190 132V131H189V130H190ZM203 127H204V126H203ZM234 127H235V126H234ZM236 127H235V128L232 127V128H233V129H236ZM241 127H242V126H241ZM38 128H39V127H38ZM62 128H63V127H62ZM64 128H65V127H64ZM168 128H167V129H168ZM176 128L178 129V127H176ZM187 128H188L189 133L186 132V129H187ZM192 128H193V127H192ZM205 128H206V127H205ZM205 128H203V129L205 130ZM208 128H210V127L207 126V129H208ZM219 128H220V127H219ZM243 128H244V127H243ZM250 128H251V127H250ZM16 129H17V130H16ZM34 129H35L34 132L36 133V127H35ZM34 129H33V130H34ZM153 129H152V130H153ZM162 129H164V130H162ZM182 129H180V130H182ZM194 129H195V128H194ZM198 129H199V128H197V130H198ZM203 129H202V130H203ZM210 129H213V128L211 127ZM233 129L230 128L229 131L227 132V131L223 128L224 133H225V131H226L227 134H228L229 136H230L229 133H232V132H233L232 134H235L236 131H235V132L232 131ZM261 129H262V128H261ZM9 130H10V128H9ZM9 130H8V131H9ZM40 130H42V129H40ZM48 130H49V131H48ZM50 130H51V131H50ZM64 130H65V129H64ZM77 130H78V129H77ZM79 130H80V128H79ZM79 130H78V131H79ZM85 130H86V128H85ZM152 130H151V131H152ZM175 130H176V129H175ZM175 130L173 131V132H175V133H172L171 135H169V133H165V134H164V135H165L164 138H168L167 136H169V138H170V136H171L170 139H173L172 137L175 138V137L177 136L176 133H178V132L175 131ZM197 130H196V131H197ZM200 130H201V129H199V131H200ZM213 130H217V131H218L219 129H215V128H214ZM221 130H222V129H221ZM221 130H219V131H221ZM227 130H228V129H227ZM230 130H231V132H230ZM249 130H250V129H249ZM8 131H6V133H7ZM30 131H31V130H30ZM56 131H58V130H56ZM83 131H84V130H83ZM87 131H88V132H87ZM115 131H116V132H115ZM178 131H179V130H178ZM207 131H208V133L210 132L209 129H208V130H205L206 133H207ZM217 131H216V132L214 131V132H215V135H214L215 137H216V133H217V136H219V133H218L219 131H218V132H217ZM10 132H11V133H10ZM10 132H9V135H10V134L12 135V133H13L14 131L11 129ZM41 132H42V131H41ZM59 132H60V131H59ZM63 132H64V131H63ZM67 132H69V131H67ZM72 132H73V131H72ZM86 132H87V133H90L89 135L94 134V133L97 132L98 137L100 136L99 131H96V132H95V131H90V132H89V130H86L85 133H86ZM92 132H93V133H92ZM103 132H104V133H103ZM153 132H154V131H152V135H151L150 140H151L152 138L155 139L154 137H156L157 134H159V132H158L157 134H156V132H154V135L156 134V135L154 136V135H153ZM203 132H204V131H203ZM211 132H212V131H211ZM240 132H239V133H240ZM245 132H248V131L245 130ZM263 132H264V130L262 131V134H263ZM16 133H14V134L12 135V136H13V139H11V140H16L17 142L15 141V143H19L20 140H22V138L20 137V138H21V139H20L19 136H18V138H17V136H16L17 134H16ZM38 133H39V129L37 130V134H38ZM43 133H44V132H43ZM47 133H45V135H46L45 137H46V138H47ZM54 133H55V132H54ZM56 133H57V132H56ZM56 133H55V134H56ZM65 133H66V132H65ZM65 133L63 134V136L65 135V137H66V134H65ZM79 133H80V131L78 132V135H80V136L82 137L83 132H81L80 134H79ZM87 133H86V134H87ZM184 133H186V134H184ZM187 133H188L189 135H188ZM192 133H193V132H192ZM197 133H198V131H197ZM201 133H202V131H201ZM201 133L198 134V135H201ZM206 133H205V134H206ZM221 133H222V137H223V138H224V137L226 138L227 135L224 136L225 134H223V131H221L220 134H221ZM20 134H21V135H20ZM149 134H150V133H149ZM166 134H167V136H166ZM173 134L176 135V136H174ZM195 134H196V133H195ZM211 134H214V133H211ZM259 134H261V133H259ZM4 135H5V132H4ZM6 135H8V133H7ZM11 135H10V136H11ZM33 135H34V133H33ZM35 135H36V134H35ZM35 135H34V139H33V140L36 139V138H35ZM38 135H39V134H38ZM43 135H44V134H43ZM70 135H71V134H70ZM70 135L68 134L67 137L69 138ZM74 135H76V133H75ZM94 135H95V134H94ZM94 135H91L90 138H92ZM161 135L164 136L162 133H161ZM172 135H173V136H172ZM193 135H194V134H193ZM193 135H192V136H193ZM196 135H197V134H196ZM196 135H194V136H195V139H196V137H197ZM239 135H240V134H239ZM239 135H238V137H240V138H239L238 140H237V137H236V140H234V139H235V138H234L235 135H234V136H230L229 139H227V138L224 139L225 142L222 140L223 143H226V140H227V143H226L225 145H228V146H229V144H230V146L232 147V151L235 150V151L238 152V150H239V153H238L239 155H237L238 158L236 157V155H234L235 153H232V152H231V149H230L231 154L229 153L228 150H226V151H228L227 156H231V155L233 154L234 157L231 159V161H232V163H235L236 165H237V162H238V164H239L240 161H242V159H243V160L245 159V160H248V161L250 160V162H249V165H250L251 160L256 161L255 158H256V159H257V158L259 159V154H258V156H256V157H255V155H254V156L251 155L250 151H251V148H252V147H250V146H253V144H258V143H254L255 140H254V142H251V141H252L251 138H250L251 141H250V142H249V141L247 142V139L250 140L249 138H246V137H248L247 134H246V136L244 135L246 140L242 139V138H241V135H240V136H239ZM249 135H250V134H249ZM256 135H258V134H256ZM14 136H16V139H14ZM27 136L24 137L26 140H27V138H26ZM39 136H40V135H39ZM48 136L50 137L49 134H48ZM61 136H62V135H60V138H62V140H64L63 137H61ZM95 136H96V135H95ZM158 136H160V135H158ZM162 136H161V137H162ZM179 136H180V135H178V137H179ZM181 136H180V137H181ZM192 136H191V138L193 139L194 137H192ZM208 136H211V135H210V134H209V135L207 134V137H204V136H203V138H206V139L208 138V139H207L208 141L205 142V143L212 142L211 145H210V143H208L209 146H211L212 149H211L209 146H208L207 149H208V150H209V149H210V150H214V149H215V150H214L215 152H214V151L211 152L213 158H215V157H214V154H215V156H216V154H218V156L221 157V155H219V154H221L222 151H221L220 153H219L218 151H219V149H220V150H223V148L221 149V147H222V146L225 147V145L222 144V146H221L220 148L217 149L216 146H217V144H220V143H218V142L216 141V139H213L214 136H211L212 141H210L211 139H210V137H208ZM236 136H237V135H236ZM242 136H243V134H242ZM254 136H255V135H254ZM262 136H264V135H262ZM0 137H1V136H0ZM40 137L43 138V137H42V133H41V136H40ZM75 137H76L78 140H79V138H80V137L78 138V136H75ZM102 137H101L100 142L102 141ZM161 137H160V138L157 137L158 140L160 139V144H161V139H164V138H161ZM178 137L175 138L174 141H173V140H170L169 138H168V140L173 141V142L176 144V143H178V142H175V141H176V140L179 141ZM215 137H214V138H215ZM260 137H261V136H259V138H260ZM3 138H4V137H3ZM10 138H12V137H10ZM31 138H33V136H31ZM37 138L39 139V137H37ZM53 138H54V136H53ZM103 138H104V137H103ZM186 138H185V140H187L186 142H188V138H187V139H186ZM189 138H190V137H189ZM197 138H202V137H199V136H198ZM243 138H244V137H243ZM261 138H262V137H261ZM19 139H20V140H19ZM50 139H51V138H50ZM50 139H48V140H50ZM70 139H71V138H69L68 140H70ZM80 139H81V138H80ZM95 139H96V137H95ZM97 139H98V138H97ZM99 139H100V138H99ZM105 139H106V138H105ZM107 139H106V140H107ZM147 139H149V138H147ZM153 139H152V142H149V146H150V148H151V145H152L153 142H154ZM206 139H205V141H206ZM220 139H221V138H220ZM0 140H4V139H0ZM18 140H19V142H18ZM29 140H30V139H29ZM33 140H32V141H33ZM52 140H53V139H52ZM60 140H61V139H60ZM92 140H93V139H92ZM115 140H117V139H115V137H114L113 141L115 142ZM166 140H167V139H166ZM168 140H167V141H168ZM182 140H183V139L180 138V141H179V142H180L181 146L183 147L184 144H186V143H184V141H182ZM189 140L191 141V139H189ZM199 140H200L199 143L204 142V139H203V141H202V139H199ZM199 140H198V141H199ZM263 140H264V139H262V146L264 145V144H263V143H264ZM4 141H5V140H4ZM6 141H7V140H6ZM8 141H9V139H8ZM8 141H7V142H8ZM23 141H24V139H23ZM23 141H21L19 144L21 145V143H25V142H23ZM27 141H28V140H27ZM30 141H31V140H30ZM32 141H31V142H32ZM36 141H37V140H36ZM41 141H42V139H41ZM41 141H40V142H41ZM70 141H71V140H70ZM82 141H84L83 138H82ZM82 141H80V142H82ZM113 141H111V142L114 143ZM119 141L121 142L122 140H119ZM148 141H149V140H148ZM156 141H157V139H156ZM156 141L154 142V144H155V143L157 144ZM164 141H165V140H164ZM167 141H166V143H167ZM170 141H169V142H170ZM0 142H1V141H0ZM12 142H13V144H15L14 141H12ZM38 142H39V141H38ZM54 142H55V141H54ZM60 142H61V141H60ZM60 142H59V143H60ZM64 142H65V141H64ZM93 142H97V141L94 140ZM100 142H99V140H98V143H100ZM129 142H130V141H129ZM135 142H136V141H135ZM139 142L141 143L140 145L143 144L142 140H140ZM145 142H147V141H145ZM145 142H144V143H145ZM158 142H159V141H158ZM162 142H163V140H162ZM169 142H168V143H169ZM173 142H170L169 144L172 146L171 143H173ZM181 142H182L183 144H182ZM215 142H217V143H215ZM228 142H229V144H228ZM10 143H11V142H10ZM32 143H33V142H32ZM32 143H31V144H32ZM34 143H35V141H34ZM52 143H53V142H52ZM70 143H71V142H70ZM102 143L104 144V143H106V141L104 140ZM121 143H123V142H121ZM125 143L127 144V142H125ZM125 143H124V144H125ZM151 143H152V144H151ZM163 143H164V142H163ZM163 143H162V144H163ZM189 143H190V142H189ZM193 143H194V141H193ZM205 143H203V144H205ZM213 143L216 144V145L214 144V145H215V148H213V147H214ZM251 143H253V144L251 145ZM2 144H3V141L0 143V145H2ZM6 144H8V143H6ZM19 144H18V145H19ZM26 144L28 145V144H30V143L27 142ZM48 144H50V143H48ZM57 144H58V143L56 142V145H57ZM80 144H81V146H82V144H85V145H86L85 142L80 143ZM132 144H133V143H132ZM138 144H139V143H138ZM146 144H148V143H146ZM150 144H151V145H150ZM162 144H161V145H162ZM175 144H173L174 147H176V145H177V144H176V145H175ZM178 144H179V143H178ZM180 144H179V145H180ZM194 144H195V143H194ZM10 145H11V144H10ZM18 145H17V146H18ZM20 145H19V146H20ZM38 145H39V144H38ZM45 145H46V143H45ZM54 145H55V144H54ZM60 145H62V144H60ZM60 145L58 144V146H60ZM65 145H66V144H65ZM68 145H69V144H68ZM72 145H73V144H72ZM163 145H164V147L166 146V144H163ZM170 145H169V146H170ZM195 145H196V144H195ZM197 145H198V144H197ZM197 145H196V146H197ZM199 145H200V144H199ZM12 146H13V145H12ZM17 146H15V147H17ZM19 146H18V147H19ZM29 146H30V145H28V148H27V149L25 148V144H24L23 147H22V145L20 146V149L23 150V155H22L21 157H19V158L22 159V157H24V155H25L27 158H29V155H30L32 152H34V150L37 151V149H34V150H31V152H30L29 150L32 149V148H29ZM33 146H34V144H33ZM39 146H40V145H39ZM39 146H38V147H39ZM42 146H43V145H42ZM47 146H48V145H47ZM50 146H53V145H50ZM78 146H79V145H78ZM112 146H113V145H112ZM112 146H111V147H112ZM120 146H121V145H120ZM127 146H128V144H127ZM127 146H124V149H125V147L127 148ZM129 146H130V143H129ZM132 146H134V145H132ZM132 146L130 147V149L132 148ZM143 146H145V145L143 144ZM153 146H154V145H153ZM167 146H168V144H167ZM187 146H188V145H187ZM190 146H191V145H190ZM193 146H194V145H193ZM193 146H192V147H193ZM196 146H194V148H195ZM203 146H205L203 149H206V145H203ZM218 146H219V145H218ZM228 146H227V147H228ZM230 146H229V147H230ZM262 146H261V147H262ZM3 147H4V146H3ZM7 147H8V146H7ZM18 147H17V148H18ZM21 147H22L23 149H22ZM31 147H32V146H31ZM65 147H67V146H65ZM97 147H99V145H98ZM118 147H119V146H118ZM135 147L138 148L137 145H136ZM140 147H141V146H140ZM140 147H139V150H141L142 154H141L140 152H138V150H137L136 155H135V154L132 155V156H134V157H133L134 159L136 158L135 161H131V163H134V164H131V163H130V165H127V166H126L125 164H128V163H124V165H125L124 167L120 166V168H122V169L120 170V175H121L122 179H127V178H129L128 176L130 175L131 171H132L133 169H134V171H135V168L138 166V165H135V164H138V163L136 162L138 154H139V156H138V157H139V160L142 159V160H140L141 162L144 160V161L142 162V164H140L141 166H138V168L141 169V168L145 167V166L143 165V163H145L146 166H147L148 163H149V165H151V164H150L151 162H148V163H147V161L145 162V160H146L145 157L147 156V155H146V154H147L146 152H148V150H146V149H144V148H142V147L140 148ZM145 147H148V145L145 146ZM155 147H159V146H158V145H157V146L155 145ZM185 147H186V146H185ZM197 147L200 148V146H197ZM229 147H228V148H229ZM233 147H235V148L233 149ZM236 147H237V150H236ZM254 147H255V145H254ZM258 147H260L259 144H258ZM258 147H257L258 150L261 149V147H260V148H258ZM17 148H16V150H15V148L13 147L14 150H12L13 155H14V154H15L14 156L17 155V157H16L17 159H15V162H10L11 165H8V164H7V165H8V167L12 166V167H11V168H12V171H13L14 169L17 170V171L14 170L15 172H14V171L11 172V171L9 170L11 173H13L12 175H13L14 177L20 175V177L18 178V181H19L20 183H19L18 181H15V179H13L14 177H10L11 180H12V179L14 180V181H12V182L10 181V183L13 184L12 187L15 188V185L17 186L18 184H19V186L22 187L21 189H18V188L16 189V188H15V191H14V192H18V190H22V191H19V193H22V192H23L24 194H23V193H22V194H23L24 196H23V195H22V196H21V195L19 196V193H18V195H16V194H14V192H13V194L15 195V196H13V197L19 196V197H17V198H19V200H18L17 198H14V199H13V202H11V206H13V204H14L15 206H17L16 204H18V203H19V205H20L21 203H23V201H25L26 204H25V203L23 204L24 207L26 206L25 209L28 210V209H27V208H28L27 206H29V210H28V211L31 210V211L33 212L34 209H37V208H38V207H35V204H37V203L40 204L41 202H39V201H41V200L44 201V200H45V199H43V198H42V199L40 198L41 200H39V199H37V198H39V196H40L39 194H40L41 192L44 191V190H43V189H44L43 187L47 188V185H45V186H44V185H37L39 182L37 183L36 181H39L40 178H37V179H38V180H37V179H34V178H30L29 175H30V173H31V175L33 176L34 174H32V173H34V171H32V169H35L36 166H38V168H39V166H41L44 162H41V161H40V163H42L41 165H40L39 163H37V164H39V165H35L36 163H35V164L33 163V164H34L33 166H35V168L33 167L32 169L29 167V166H30V165H29L28 167L30 168V171H32V172H30V171H28L29 168H28L26 165L30 164L31 162L29 163V161L27 160V161H28V164H26V162H27V161H25L26 158H23V159H25V160H22V161L20 160L19 163H18V166H21L20 163H21L22 165L26 164V165H25V169H26V167H27V169H26L27 171H26V175H25V174L22 172L23 170H25V169H24V166H23V167L21 166L22 168L19 167L20 169H19L17 166H13V163L16 165V163L18 162V161H17V160H18V156L20 155V154H17V153L20 152V151H19V152L17 151ZM24 148H25L26 150H25ZM33 148H34V147H33ZM52 148H53V147H52ZM60 148H62V147H60ZM85 148H86V147H85ZM99 148H100V147H99ZM150 148L148 147L147 149H150ZM168 148H169V147H168ZM176 148H177L176 151H179V149H180L181 147L177 145ZM189 148H190V147H189ZM189 148H187V149H189ZM198 148H197V149H198ZM238 148H239V149H238ZM263 148H264V147H263ZM263 148H262L261 150L264 152ZM0 149H1V148H0ZM5 149H6V148L4 147L3 150H5ZM18 149H19V148H18ZM28 149H29V150H28ZM72 149H73V148H72ZM75 149H76V148H75ZM87 149H88V148H87ZM128 149H129V148H128ZM130 149H129V150H130ZM163 149H164V148H163ZM165 149H166V147H165ZM169 149H170V148H169ZM195 149H196V148H195ZM200 149H202V148H200ZM216 149H217V150H216ZM9 150H10V149H6V152L8 151V154H6V155H8V157H9V158L5 157V158H7V160L10 159V157H11V158L13 157V155L10 154L11 151H10V153H9ZM27 150H28V151H27ZM53 150H54V149H53ZM56 150H57V149H56ZM69 150H71V149H69ZM80 150H81V149H80ZM94 150H95V149H94ZM129 150H128V151H129ZM153 150H155V148H154ZM180 150H181V149H180ZM208 150H203L204 152H203L202 150L200 151L202 155H203V153H205L204 155H206V156H204V155H203V156L199 155V156H201V159H203L204 157H206V158H207V157L211 158L210 156H208V155H211V154H210V150H209V153H206V152H205V151H208ZM224 150H225V148H224ZM224 150H223V151H224ZM252 150H255V149L252 148ZM261 150H259V151H261ZM15 151H17V152L14 153ZM24 151H26L27 154H26ZM41 151H42V150H41ZM46 151H47V149H46ZM50 151H51V150H50ZM66 151H67V150H66ZM77 151H78V150H77ZM131 151H132V150H131ZM131 151H130V152H131ZM161 151H162V148H161ZM191 151H192V150H191ZM216 151H217L218 153H217ZM226 151H224V153H226ZM235 151H233V152H235ZM256 151H257V150H256ZM28 152H29V155H28ZM47 152H48V151H47ZM51 152H52V151H51ZM60 152H61V151H60ZM83 152H84V151H83ZM130 152H129V154H130ZM132 152H133V151H132ZM149 152H150V151H149ZM152 152H154V151H151V156H152V155L154 156V154L159 153V152L156 151V152H154V154H152ZM168 152L170 153V151H168ZM186 152H189V153H190L189 150H188V151L186 150ZM254 152H255V151H254ZM41 153H42V152H41ZM43 153H44V151H43ZM58 153H59V152H58ZM70 153H71V152H70ZM70 153H69V154H70ZM85 153H87L86 150H85ZM97 153H98V151H97ZM143 153H145V154H143ZM178 153H179V152H177V154H178ZM224 153L222 154V155H223L222 158H224ZM9 154H10V156H9ZM59 154H60V153H59ZM90 154H91V152H90ZM95 154H96V153H95ZM104 154H105V152H104ZM116 154H118V153H116ZM162 154H164V152H162V153L160 152L159 155H162ZM177 154H176V155H173V156H174V157L176 156V157L178 158V160H177L176 158H174V157H173V158L176 159L177 161H179L180 164H181L182 160H179V159H181V156H177ZM179 154H180V153H179ZM182 154H184V153H182ZM191 154H192V153H191ZM193 154H194V153H193ZM197 154H198V153H197ZM229 154H230V155H229ZM6 155H5V156H6ZM32 155L34 156V154H31V155H30L31 158H32ZM47 155H48V154H47ZM51 155L54 156V154H51ZM71 155H72V153H71ZM85 155H86V154H85ZM87 155H88V154H87ZM106 155H107V154H106ZM140 155H141V156H140ZM145 155H146V156H145ZM159 155H157V156L155 155V157L152 156V158H151V156L149 155V157L151 158V160L154 161V164H153L152 166H155V163L157 162V160L155 161V160H153V158H154V159H158V158H159V160H160V158L162 157V156H159ZM164 155H165V154H164ZM167 155H169V154H167ZM188 155H189V154H188ZM256 155H257V154H256ZM1 156H2V155H1ZM43 156H44V155H43ZM48 156H49V158H50V155H48ZM63 156H64V155H63ZM72 156H73V155H72ZM99 156H100V155H99ZM117 156H118V155H116V158H117ZM130 156H131V154H130ZM135 156H136V157H135ZM143 156H144V157H143ZM158 156H159V157H158ZM189 156H191V155H189ZM218 156L216 157L217 159H218ZM227 156H225L226 159H229V158H227ZM239 156H240V158H239ZM251 156H253L252 159H251ZM37 157L39 158L38 155H37ZM44 157H45V156H44ZM46 157H47V156H46ZM54 157H56V156H54ZM66 157H68V155H67ZM66 157H61V156L57 157V158H58V163H61V162H59L60 160H62L61 158L64 159V164L62 163L63 165H65V162H67L66 165H67L68 163H70V162L68 161L69 159H68V160H65V159H67ZM87 157H88V156H87ZM141 157H143V158H141ZM165 157H167V156H165ZM165 157H162L161 159H166ZM168 157H169V156H168ZM168 157H167V158H168ZM170 157H172V155H171ZM170 157H169V159H171ZM179 157H180V158H179ZM186 157H187V156H186ZM192 157H193V156H192ZM5 158H3V159H5ZM13 158H14V157H13ZM13 158H12V159H13ZM83 158H84V157H83ZM128 158H129V157H128ZM133 158H132L131 160H134ZM147 158H148V157H147ZM188 158H189V157H188ZM216 158H215V160L217 161L216 164H214V160H213V162H212L214 165H211L212 163L210 162V163H211L210 166H211V167L214 166V167L210 168V166H209V168L213 170V171H211V172H214V174L216 173L217 170H219V172H220V169H221V173H222V171H223L222 168H220V169L217 168L216 171L213 169V168H216V165H217V163H218V160H217ZM222 158H221V160L224 161L225 158H224V159H222ZM230 158H231V157H230ZM234 158H236V159L234 160ZM253 158H254V159H253ZM261 158H263V157H261ZM33 159H34V158H32V160H33ZM40 159H41V158H40ZM42 159H43V158H42ZM59 159H60V160H59ZM117 159H121V158L118 157ZM129 159H130V158H129ZM192 159H193V158H192ZM258 159H257V161H258ZM0 160H1V159H0ZM32 160H30V161H32ZM38 160H39V159H37V162H38ZM46 160H47V159H46ZM51 160H52V159H51ZM74 160H75V159H74ZM107 160H108V163H110V162L113 161L114 159L112 160V158H111V161H110V159H107ZM123 160H124V159H123ZM147 160H150V159H147ZM151 160H150V161H151ZM166 160H167V163H168V161H169V163L172 164V165H171L172 167H171L170 169H167V170H168V173H170V174L172 175V172H169V170L172 171V168L175 167V166H173L174 163H176L175 165H179V163H178V162H174L175 160H173V161H172V160H168V159H166ZM186 160H187V159H186ZM189 160H190V159H189ZM196 160H197V157H196ZM199 160H200V159L198 158V161H199ZM260 160L262 161V159H259V162H260L259 165H262V166L264 167V165L261 163ZM1 161L4 162L3 160H1ZM8 161H9V160H8ZM10 161H11V159H10ZM12 161H14V159H13ZM16 161H17V162H16ZM23 161H24V163H23ZM42 161H43V160H42ZM56 161H57V159H56ZM56 161H53L52 163H50L51 165L48 164V166L50 165V166L52 167V164H53V163H54V164H55V163L57 164ZM62 161H63V160H62ZM70 161H73V160L70 159ZM82 161H83V160H82ZM88 161H90V160H88ZM88 161L86 160V162H85V161L80 162V163H82L80 166H83L85 163L87 164ZM93 161H94V160H93ZM93 161H92V157H91V164H92ZM101 161H102V158H101ZM103 161H104V164H105V163L107 164V162H105V158H104ZM103 161H102L101 163H103ZM109 161H110V162H109ZM114 161H115V160H114ZM129 161H130V160H129ZM137 161H138V160H137ZM160 161H161V160H160ZM163 161L166 162L165 160H163ZM209 161H210V159H209ZM211 161H212V158H211ZM229 161H230V159H229ZM2 162H1V163H2ZM33 162H34V161H33ZM47 162H48V160H47ZM73 162H74V161H73ZM119 162H120V161H119ZM121 162H123V161H121ZM158 162H159V161H158ZM158 162H157V163H158ZM164 162H163V163H164ZM173 162H174V163H173ZM194 162H195V161H194ZM199 162H201V160H200ZM205 162H206V161H205ZM205 162H202V163H198V162H197L198 164H202V167H199V168H198V167H197V164H196L195 167L198 168V170L200 171V170L204 167L203 164H205V165L209 164V163L206 164ZM220 162H221V161H220ZM226 162H227V161L225 160L224 162H222L221 165H225ZM1 163H0V165H1L2 167L0 166V169L3 170V169L6 167V166L3 167L4 164L6 163V161H5L4 164H1ZM71 163H72V162H71ZM71 163H70V165H71ZM80 163H78V164H76V162L72 163L73 165L75 164L74 169H75ZM89 163H90V162H89ZM93 163H95V162H93ZM101 163L98 164V166L101 165ZM152 163H153V162H152ZM159 163H160V162H159ZM177 163H178V164H177ZM182 163H183V162H182ZM244 163H245V161H244ZM244 163L242 162V164H244ZM247 163H248V162H247ZM54 164H53V166H55ZM91 164H89V165H91ZM104 164H102L103 167H104ZM114 164L117 165V161L114 162ZM121 164L123 165V163H121ZM121 164H119V165H121ZM170 164H169V165H170ZM183 164H184V163H183ZM183 164H182V165H183ZM188 164H189V163H188ZM219 164H220V163H219ZM228 164H229V163L226 164V165H227L226 167H228ZM242 164H241V167L244 166V165L242 166ZM251 164H253V163H251ZM46 165H47V164H43V165H42V167H45V168H44L45 170H46V168L48 167V166H46ZM58 165H59V164H58ZM58 165H57V166H58ZM68 165H69V164H68ZM70 165H69V167H71V171H73V170H72L73 165H72V166H70ZM76 165H77V166H76ZM133 165H134V166H133ZM157 165H158V164H157ZM166 165L168 166V164H166ZM182 165H180V166H182ZM233 165H234V164H232L231 166H233ZM236 165H234V166H236ZM257 165H258L257 163H256V164H255V163L253 164V166H255L256 168H257ZM259 165H258V168H259V169L257 168L258 170H257V169H254L255 171L257 170L256 172H258V171L260 170V166H259ZM80 166H78V168H79ZM85 166H86V165H85ZM91 166H92V165H91ZM91 166H89V167L91 168ZM106 166H107V165H106ZM109 166H110V165H109ZM142 166H143V167H142ZM152 166H150V168H149L150 170H153V168L151 169ZM158 166H159V165H158ZM180 166H179V168H180ZM184 166H186V164H185ZM187 166H188V165H187ZM200 166H201V165H200ZM237 166H239V165H237ZM237 166H236V168H234V169H233V167H231V168H232V171H235V174H236V175H237L236 171H238V167H237ZM253 166H252V167H253ZM14 167H16V168H14ZM42 167H41V168H42ZM51 167H48V168H47V169H48V170H47V173H48V174H49V173H53L52 175L55 176V174H54L55 169H58L57 171H59V168H60L61 166H60V167L58 166V167L55 168V169H52ZM55 167H56V166H55ZM69 167L67 166L66 169L69 168ZM103 167H102V168H103ZM117 167H119V166H117ZM147 167H148V166H147ZM164 167H166V166H164ZM168 167H169V166H168ZM217 167H218V166H217ZM220 167H223V166H220ZM229 167H230V166H229ZM252 167L249 168V169L252 170V169H253ZM255 167H254V168H255ZM263 167H261V168H263ZM17 168H18V169H17ZM49 168L52 169L54 172H53L52 170H51V172H50ZM61 168H62V167H61ZM61 168H60V169H61ZM81 168H82V167H81ZM81 168H80V170L77 169V172L79 171V174H81V173L83 172V173L81 174V176H82V175L84 176V174H86V173L88 172L89 168L87 169V167H84V166H83V168H86V170L83 169V171H81V170H82ZM104 168H105V167H104ZM104 168H103V169H104ZM107 168H108V167H107ZM107 168H106V169H107ZM157 168H158V167H157ZM161 168H163V167H161ZM182 168H183V167H182ZM204 168H206L205 171H207V169H209L207 166L204 167ZM204 168H203V169H204ZM239 168H240V166H239ZM245 168H247L246 164H245ZM6 169H7V168H6ZM21 169H22V171H20ZM36 169H37V168H36ZM62 169H63V168H62ZM69 169H70V168H69ZM93 169H94V168L92 167L91 171L89 170V171H90V174H91V172H93ZM154 169H156V166H155ZM159 169H160V168H159ZM165 169H166V168H165ZM174 169H175V168H174ZM176 169H178V168H176ZM210 169H209V170H210ZM229 169H230V168H229ZM229 169H228V170H229ZM236 169H237V170H236ZM242 169H243V168H242ZM242 169H241V170H242ZM41 170H42V173H43V175H44L46 171L43 172V169H41ZM64 170H65V168H64ZM84 170H85L86 173H84ZM104 170H105V169H104ZM104 170H103L102 172L99 171V174H100V173H104ZM136 170H137V169H136ZM141 170H142V172H144L143 169H141ZM141 170H140V171H141ZM144 170L147 171V168H146V169L144 168ZM178 170H179V169H178ZM178 170H177V171H178ZM191 170H193V168H192ZM198 170H195V169H194L195 172L198 171ZM230 170H231V169H230ZM19 171L22 172V173L17 174V172H19ZM35 171H36V170H35ZM48 171H49V172H48ZM71 171L68 172L69 181L66 179V180L68 181V184H69V182H70V185H69L70 187H72V186H71V183H73V182L75 183V181H74V177H73V176H74V173H73V175H72V174H71V173H72ZM105 171H106V170H105ZM110 171H111V170H110ZM164 171H165V170H163V172H164ZM173 171H174V170H173ZM188 171H190V168H189ZM194 171H193V172H194ZM243 171H247V170H243ZM261 171H262V170H261ZM263 171H264V170H263ZM0 172H1V170H0ZM4 172H6V171H4ZM4 172H2V173H4ZM24 172H25V171H24ZM28 172H29V173H28ZM38 172L41 173L40 170H39ZM73 172H74V171H73ZM95 172H96V171H95ZM132 172H133V171H132ZM161 172H162V170H161ZM191 172H192V171H191ZM195 172H194V173H195ZM200 172H201V171H200ZM219 172L217 173V176H220V175H221L220 178L222 179V175L224 174V172H223L222 174L220 173V175H218ZM230 172H231V171H230ZM248 172H249V171H248ZM248 172H246V173L248 174ZM14 173L17 174V175H15ZM39 173H37V174L35 173V175H37V177H38V176H39ZM42 173H41V174H42ZM47 173H46L45 175H48ZM75 173H76V172H75ZM116 173H117V172H116ZM135 173H136V172H135ZM144 173H145V172H144ZM147 173H148V171H147ZM166 173H167V171L165 172L164 180H167L166 182H167V185H168L169 182H170V181L168 182V179H169L170 177H172V176L174 177V174L171 176V175H168V173H167V174H166ZM173 173H174V172H173ZM209 173H210V172H209ZM209 173H208V172H207V173L204 172V174H202V175H206V174H209ZM239 173H240V172H239ZM246 173H244V174H246ZM250 173H253L252 175H256V173L254 174V172H251V171H250ZM260 173H262V172H260ZM260 173H259V174H260ZM263 173H264V172H263ZM263 173H262V174H263ZM23 174H24V175H23ZM27 174H29V175H27ZM60 174H61V173H60ZM79 174H78V173L75 174V175H76V178L79 177V178H77V179H78V180H77L78 182L76 181V183H80V181H81V183H83L84 179L82 178L83 181L80 180L81 178H80V175H79ZM88 174H89V173H87V174L85 175L86 177H85V176H84V177H85V178H88L89 181L91 180L90 182L93 184L92 186H93L94 188H96L95 184H99L100 187H103L104 189L107 188L106 190L109 191V188H110V187H104V186H108V184H104V183H110V180H109V182H108V180H107L105 177H102V178H101L102 174H100V175L98 174V175H99L98 177H93L92 175H94V174L92 173V175H89V176L87 177ZM104 174H106V173H104ZM104 174H103V176H104ZM136 174H137V173H136ZM141 174H142V173H141ZM141 174L139 173V174H138L139 177H138V175H137L136 177L141 178V177H143V176H145V175L147 176V174H143V175H141ZM161 174H163V173H161ZM175 174H176V173H175ZM177 174H178V177H177V176H176V177H177V178L181 177L182 179H181V178H179V179L183 180V177H184V176H183L182 174H181V176H180V175H179L180 172H177ZM185 174H187V173H185ZM200 174H201V173H200ZM212 174H213V173H212ZM212 174H211V175H212ZM229 174H230V173H229ZM231 174H232V173H231ZM235 174H234V175H235ZM257 174H258V173H257ZM262 174H261V175H262ZM3 175H4V174H3ZM21 175H22V176H21ZM52 175H50V176H51V178H53V180L48 179L49 181L46 180L45 178H43V177L40 176L43 180H40V181H42V182L39 183V184H45V183L47 184V181H48V184H49V183H53V181H54V177H53ZM120 175H119V176H120ZM131 175H132V174H131ZM133 175H134V174H133ZM133 175H132V178H133ZM140 175H141V177H140ZM149 175H150V174L148 173V176H149ZM155 175H157V174H155ZM195 175H196V174H195ZM234 175L232 176V179L235 178ZM248 175H250V174H248ZM0 176H1V174H0ZM9 176H10V175H9ZM32 176H31V177H32ZM50 176H46V177H47V178H50ZM56 176H57V174H56ZM66 176H67V175H65L64 177H62L63 179L61 178V179H62V180H61L62 183H63V180L65 179ZM96 176H97V174H96ZM106 176H107V175H106ZM159 176H160V175H159ZM159 176H158V177H159ZM196 176H197V175H196ZM207 176L209 177V175H206L205 178H207ZM217 176L215 177V179H214V175H213V176H210L209 179H210V180L212 179L211 181H212V182H215V181H213V180H216ZM5 177H6L5 179H4V177H3L4 180L1 178V183H3V182H4V183H7L5 186H7V188H8L9 190H11V189H12L11 186L8 187V183H9V182H8V179H9V178L7 177V175H6ZM33 177H35V176H33ZM91 177H93V179H91ZM156 177H157V176H156ZM165 177H166V178H165ZM167 177H168V179H167ZM200 177L202 178V176H200ZM211 177H213V178H211ZM245 177H246V179H249L247 176H245ZM251 177H252V176H251ZM251 177H250V178H251ZM256 177H257V176H254V178H252V180L249 179V180H251L250 182L253 181L250 185H252L253 183L261 182V181H262V180H259V179H260V175H259V179H258V181H256V180H257ZM7 178H8V179H7ZM95 178H96V180H97V178H99V180H100V178H101L103 181H102V180H100V181L97 180L98 182H97V183H94V182H95V180H94ZM130 178H131V177H130ZM177 178H175L176 181L178 180ZM190 178H191V176H190ZM192 178H194V176H193ZM197 178L199 179V177H197ZM197 178H196V179H197ZM205 178H203V179H205ZM224 178H225V177H224ZM228 178H229V177H228ZM228 178H226V180H228ZM31 179H34V180H31ZM44 179H45L46 181H45ZM104 179H105L106 181H105ZM142 179H143V178H141V181H140L141 183H139V185L142 184L141 187L146 183V182H145V183L143 184ZM146 179H147L146 181L150 180V178L148 179V177H146ZM152 179H153V178H152ZM170 179L174 180L173 178H170ZM185 179H186V177H185ZM217 179H219V177H218ZM242 179H244V178H242ZM242 179H241V180H242ZM253 179L255 180V182H254ZM261 179H262V178H261ZM2 180H3V182H2ZM6 180H7V182H6ZM29 180H31L32 182H35L36 187H34V183L31 184V181L29 182ZM35 180H36V181H35ZM79 180H80V181H79ZM139 180H140V179H139ZM159 180H160V179H159ZM159 180H158L157 183H159ZM164 180H163V181H164ZM181 180H179V181H181ZM210 180H209V181H210ZM219 180H220V179H219ZM223 180H224V179H223ZM226 180H224V181H226ZM229 180L232 182L231 178H230ZM238 180H239V179H238ZM249 180H248V181H249ZM43 181H44V183H43ZM50 181H51V182H50ZM57 181H58V180L54 181L53 185L56 184V183H58ZM92 181H93V182H92ZM104 181H105V182H104ZM156 181H157V180H156ZM176 181H175V182H176ZM186 181H189V179L186 180ZM186 181L184 180V182H186ZM193 181H194V180H193ZM196 181H197V180H196ZM196 181H195V182H196ZM198 181H199V180H198ZM200 181H201V179H200ZM200 181H199V182H200ZM202 181H204V180H202ZM216 181L218 182V180H216ZM263 181H264V180H263ZM16 182H17L18 184H16ZM28 182H29L30 184H29ZM59 182H60V180H59ZM85 182H87V179H85ZM85 182H84V183H85ZM100 182H101V183H100ZM102 182H103V184H102ZM137 182H138V181H137ZM173 182H174V181L171 182L172 184H169V186H167V187H169V191H170V192H168V194H171V192H172V194L170 195L171 197H172V195H177L178 193H176V192H179V191H180V188L183 187V185L186 187V190H190L189 186H191V184H190L189 182H188V183H189L190 185H188L187 183H184L182 186L180 185L181 187L178 186L179 183H181V182H178V185L176 184V186H178V187H175V188L172 187ZM182 182H183V181H182ZM220 182H222V180H221ZM241 182H242V181H241ZM241 182H240V183H241ZM1 183H0V184H1ZM10 183H9V184H10ZM60 183H61V182H60ZM66 183H67V182H66ZM66 183H65V180H64V184H66ZM87 183H88V182H87ZM87 183H85V184H87ZM91 183H89L90 185L87 184L88 186H90V188H91ZM148 183H149V187H150V182L148 181ZM176 183H177V182H176ZM191 183H192V182H191ZM206 183H208V182H206ZM206 183H205V184H206ZM223 183H224V182H222V183H220V184H223ZM245 183H246V181H245ZM20 184H21V185H20ZM28 184H29V185H28ZM68 184H67V185H68ZM85 184H83V185L86 186ZM101 184L104 185V186H102ZM181 184H182V183H181ZM185 184H186L188 187H187ZM205 184H204V185H205ZM209 184H210V183H209ZM216 184L218 185L219 182H218V183H214L215 187L217 188ZM220 184H219V185H220ZM228 184H229V182H228ZM228 184H227V182H226V186H227ZM30 185H31L32 189H31V187H29ZM32 185H33V186H32ZM49 185H51V184H49ZM53 185H52V187H53ZM60 185L62 186V184H60ZM72 185H73V184H72ZM81 185H82V184H81ZM163 185H165V183H164ZM170 185H171V186H170ZM174 185H175V184H174ZM199 185H200V184H199ZM201 185H202V184H201ZM207 185H208V184H207ZM238 185H239V184H238ZM247 185H248V184H247ZM247 185H246V186H247ZM253 185H254V187H257L255 184H253ZM253 185H252V186H253ZM257 185H258V184H257ZM262 185H264V184H262ZM2 186L5 187L3 184H2ZM25 186H28L27 188H28V189H31V191H30V190L28 191L27 188H26L27 190L25 189L26 191L23 190V188H25ZM38 186H41V187L43 186V187H42V188L39 187V188H40V189H39V188H37ZM54 186H56V185H54ZM109 186H110V185H109ZM146 186H147V185L145 184V187H146ZM158 186H159V185H158ZM193 186H194V185H193ZM211 186H212V183H211ZM222 186H224V184H223ZM230 186H232V185H228L227 187L230 188ZM252 186H250V187L252 188ZM259 186H261V185H259ZM0 187H1V185H0ZM17 187H18V186H17ZM62 187H63V186H62ZM62 187H58V189H61ZM74 187H76V186H74ZM79 187H80V184H79ZM93 187H92V188H93ZM145 187L143 186L142 188H145ZM152 187H153V186H152ZM170 187H172V189H170ZM205 187H206V186H205ZM212 187H214V186H212ZM215 187H214V188H215ZM224 187H225V186H224ZM227 187H225V190H227V189H226ZM236 187H239V186H236ZM10 188H11V189H10ZM33 188L36 189V190L33 191V190H34ZM50 188H51V187H50ZM76 188H77V187H76ZM76 188H75V189H76ZM80 188H82V187H80ZM84 188H87V187H84ZM84 188H83V189H84ZM88 188H89V187H88ZM90 188H89V189H90ZM92 188H91V192H92V190H93V191L95 190L94 188H93V189H92ZM187 188H189V189H187ZM219 188H220V186H218V188L215 189V190H217V191H215V193H217V196H219V195H218V192H220L219 194H221L222 190H224L223 188H220L221 191H219V190H218ZM232 188H233V187H232ZM244 188H245V187H244ZM244 188H243V189H244ZM262 188H263V187H262ZM0 189H1V194L4 193L5 191H7L6 188H5V189H4V188H0ZM2 189H4L3 192H2ZM53 189H54V188H53ZM53 189H51V190L53 191ZM75 189L73 188V191H76V193H77V190H75ZM97 189H98V186H97V188H96V190H95L96 192L98 191ZM165 189L167 190V188H165ZM178 189H179V190H178ZM183 189H185V188H181V190H183ZM195 189H196V188H195ZM208 189H209V188H208ZM208 189H207V190H208ZM212 189H213V188H212ZM254 189H255V188H254ZM263 189H264V188H263ZM9 190H8V191H9ZM13 190H14V189H13ZM16 190H17V191H16ZM37 190H38V191H37ZM39 190H41V191H40V193L38 194L37 192H39ZM45 190H46V189H45ZM48 190L50 191V189L47 188L46 191H48ZM62 190H63V189H62ZM81 190H82V189H81ZM99 190H100V191H98L97 195H98V194H99V195H102V193H104V192H102L103 189H100V188H99ZM145 190H148L150 193H151V191H152V190L149 189V188H146ZM161 190H163V189H161ZM176 190H178V191H176ZM225 190H224V191H225ZM229 190L231 191L232 189H229ZM233 190H234V189H233ZM245 190H247V189H245ZM250 190H252V189H250ZM255 190H256V189H255ZM258 190H259V189H258ZM261 190H262V189H261ZM27 191H28V193H27ZM36 191H37V192H36ZM46 191L43 192V195L47 193ZM57 191H58V190H56V192H57ZM78 191H80V190H78ZM95 191H94V193L92 192V196H93V198H92V196H90L89 198H87V196L91 194V192L87 191V192H89L90 194H88V195L86 196V198H87L88 200L90 199V201L93 199V201H95V204H97L99 201H101V198H102V197H101V196H100L101 198H100V197H97V201H98V202L96 201V199L94 200V197L97 196ZM163 191H164V190H163ZM167 191H168V190H167ZM167 191H166V192L164 191L163 194H164V193H167ZM191 191H192V189H191ZM209 191H210V190H209ZM224 191H223V192H224ZM227 191H228V190H227ZM230 191H228V192L230 193ZM235 191H236V190H235ZM235 191L232 192V193H235ZM248 191H249V186H248ZM248 191H247V192H248ZM253 191H254V190H253ZM30 192H31V193H30ZM33 192H35L36 194H38V197H37V196L35 195V193H33ZM100 192H102V193L100 194ZM105 192H107V191H105ZM146 192H147V191H146ZM181 192H182V191H181ZM186 192H188V191H186ZM228 192H227V194H228ZM237 192H238V191H237ZM237 192H236V193H237ZM242 192H244V191L242 190ZM251 192H252V191H251ZM251 192H249L250 195H251ZM6 193H7V195H8V194L10 195V193H12V192H10V193L5 192V194H6ZM51 193H53V192H51ZM54 193H55V192H54ZM59 193H60V190H59ZM59 193H58V194H59ZM142 193H143V192H142ZM184 193H185V192H184ZM190 193H191V192H190ZM203 193H205V192H203ZM207 193H208V192H207ZM209 193H210V192H209ZM236 193H235V194H236ZM239 193H240V192H239ZM260 193H262V192H260V190H259V193H258V194H259V197H260ZM263 193H264V191H263ZM263 193H262L261 195H263ZM1 194H0V196H2ZM27 194H28V196H27ZM48 194H50V192H48ZM78 194H79V193H77V196H76V197H78V198H79V197H80V198L84 197V196H79V195H81V194H79V195H78ZM86 194H87V193H86ZM93 194H95L96 196L93 195ZM108 194H109V193H108ZM144 194H145L146 197H147V195H148L149 193H147V194L144 193ZM151 194H153V193H151ZM151 194H149V195H151ZM155 194H159V193H155ZM155 194H154V198L156 197ZM179 194H180V192H179ZM185 194H186V193H185ZM187 194H188V193H187ZM197 194H198V193H197ZM223 194H224V195H223ZM235 194H233V196H234ZM244 194H247V193L244 192ZM255 194H256V193H255ZM255 194H253V195H255ZM7 195H3V196H7ZM11 195H12V194H11ZM11 195H10V196H11ZM25 195H26V196H25ZM34 195H35L36 197H35ZM43 195H42V197H43ZM83 195H85V194H83ZM99 195H98V196H99ZM145 195H144V196H145ZM165 195H167V194H165ZM165 195H164V196H165ZM182 195H183V194H182ZM189 195H190V194H188L187 196H189ZM203 195H204V194H203ZM215 195H216V194H215ZM225 195H226V193H222V194H221V197L219 196V198H220V199H223V197H224ZM236 195H237V194H236ZM247 195H249V194H247ZM3 196H2V198L7 199L6 197H3ZM30 196L33 197V198H32L33 200L36 198V199L39 200V201H35V202H37V203H35L34 201H31V200H30V199H31ZM46 196H47V195H46ZM53 196H54L53 194H52V196H50V197L48 196V197H47L48 199L45 200V201H46V202L48 201V204H49L50 202H52V201H56V202H57L56 199H59V198H56V199L53 200ZM64 196H65V195H64ZM110 196H111V195H110ZM152 196H153V195H152ZM152 196H151V197H152ZM177 196H178V195H177ZM191 196H192V195H191ZM207 196H208V195H207ZM209 196H210V195H209ZM217 196H215L214 199H215ZM226 196H227V195H226ZM228 196L231 197L232 194H231V195H228ZM233 196H232V197H233ZM7 197H8V196H7ZM13 197L11 196V198H13ZM20 197H21V199H20ZM28 197L30 198V199H27V200H30L29 205H28V202H26L27 200H25V199L28 198ZM55 197H56V196H55ZM55 197H54V198H55ZM57 197H58V195H57ZM60 197H61V196H60ZM166 197H167V196H166ZM179 197H180V196H179ZM183 197H184V195H183ZM201 197H203V196H201ZM205 197H206V196H205ZM229 197H228V198H229ZM241 197H242V195H241ZM244 197H245V195H243L242 199H243ZM8 198H10V197H8ZM11 198H10V199H11ZM22 198H23L24 200H23ZM45 198H46V197H45ZM49 198H52V200L49 199ZM78 198H77V199H78ZM91 198H92V199H91ZM99 198H100V199H99ZM147 198H148V197H147ZM181 198H182V197H181ZM184 198H185V197H184ZM184 198H182V199H184ZM188 198H189V197H188ZM192 198H193V197H192ZM197 198H198V196H197ZM199 198H200V197H199ZM199 198H198V201H199ZM203 198H204V197H203ZM212 198H213V197H212ZM217 198H218V197H217ZM219 198H218V200L215 199V200H216L215 202L217 203V201H218L217 204H218V205H221V203L219 204V202H222V200L220 201ZM15 199H16V201H15ZM69 199H70V198H68V200H69ZM168 199H169V197H168ZM168 199H166V200L168 201ZM171 199H172V198H171ZM190 199H191V197H190ZM210 199H211V198H210ZM226 199H227V197H225V198L223 199V201H227ZM245 199H246V198H245ZM260 199H261V198H260ZM22 200H23V201H22ZM49 200H51V201H49ZM68 200H66V202H67ZM81 200H83V198L80 199V201H81ZM106 200H107V199H106ZM148 200H149V201H148ZM148 200H147L148 202H146V203H148V204H147V207H149V203H151V202H152L153 204H156L155 200L157 201V200H159V198H158V199L156 198L155 200H154V199L152 200V199H149V198H148ZM150 200H152V201H150ZM160 200H161V199H160ZM160 200H159V201H160ZM178 200H179V198H178ZM180 200H181V199H180ZM263 200H264V199H263ZM11 201H12V200H11ZM61 201L63 202V200H61ZM61 201H60V203H62ZM69 201H70V200H69ZM69 201H68V202H69ZM90 201H88V202H90ZM93 201H92V203H93ZM108 201H109V200H108ZM115 201H116V200H115ZM145 201H146V200H145ZM159 201H158V202H159ZM173 201H174V200H173ZM182 201L184 202V200H182ZM185 201H189V200H187V197H186V200H185ZM191 201H192V200H191ZM194 201H195V200H194ZM213 201H214V200H212V203H214L215 205H217V204H216L215 202H213ZM235 201H236V199H235ZM235 201H234V202H235ZM258 201H259V200H258ZM7 202H8V199H7ZM56 202H55V204H59V205H60L59 201H58L57 203H56ZM64 202H65V201H64ZM104 202H105V201H104ZM116 202H117V201H116ZM116 202H115V203L113 202V203L116 204ZM121 202H122V201H121ZM121 202L119 201L120 205L122 206L123 204H121ZM124 202H125V205L128 204L126 201H124ZM168 202H169V201H168ZM179 202H180V201H179ZM209 202H210V201L208 200V202H207L206 204H208ZM240 202H241V201H240ZM8 203H10V200H9ZM8 203H7V204H8ZM32 203H33V204H32ZM42 203H43V202H42ZM52 203H53V202H52ZM99 203H100V202H99ZM99 203H98V204H99ZM113 203H112V205H113ZM126 203H127V204H126ZM191 203H192V202H191ZM212 203H210V204H212ZM227 203H228V201H227ZM252 203H253V201H252ZM0 204H1V203H0ZM2 204H3V203H2ZM2 204H1V205H2ZM31 204L34 205V206H32ZM44 204H45V203H44ZM50 204H51V203H50ZM55 204H54V205H55ZM62 204H63V203H62ZM64 204H65V203H64ZM64 204H63V205H64ZM80 204H83V203H80ZM85 204H86V203H85ZM93 204H94V203H93ZM95 204H94V205H95ZM98 204H97V205H98ZM100 204H101V203H100ZM100 204H99V205H100ZM108 204H111V202L108 203ZM130 204H132V203L130 202ZM153 204H152V205H153ZM158 204H159V203H158ZM210 204H209L208 206H210ZM223 204L226 205L225 203H223ZM229 204H230V203H229ZM229 204H227V205H229ZM231 204H234V203H231ZM244 204H245V203H244ZM9 205H10V204H8V206H9ZM19 205H18V206H19ZM45 205H47V204H45ZM65 205H66V204H65ZM78 205H79V204H78ZM86 205H87V204H86ZM90 205H92V204H90ZM94 205H93V206H94ZM99 205H98V206H99ZM101 205H102V204H101ZM112 205H111V206H112ZM156 205H157V204H156ZM177 205H178V204H177ZM183 205H184L186 208L188 207V205H187V206H186L185 204H183ZM197 205H198V204H197ZM215 205H214V206H215ZM18 206L16 207L17 210H19V209H18ZM36 206H38V205H36ZM42 206H43V205H42ZM42 206H40V208H41ZM56 206H58V205H56ZM56 206L50 205L51 208H52V207H55V208H56ZM68 206H71V204H69ZM115 206H116V205H115ZM115 206H114V207H111L112 210H113V209H117V210H118V208H116ZM130 206H131V205H130ZM130 206H129V207H130ZM132 206H133V205H132ZM153 206H154V205H153ZM153 206H152V207H153ZM159 206H160V208H161V205H159ZM162 206H163V205H162ZM189 206H190V205H189ZM199 206H200V205H199ZM222 206H223V205H222ZM244 206H245V205H244ZM5 207H7V206H4V208H5ZM32 207H35V208H32ZM59 207H60V206H59ZM59 207H58V210H57V208H56L55 210L52 208V209H53V210L51 209L52 212H53V213H58V212H60L59 210H60L62 207H61L60 209H59ZM63 207H65V206H63ZM117 207H118V205H117ZM127 207H128V205H127ZM136 207H137V206H136ZM157 207H158V206H157ZM164 207H165V206H163V208H164ZM193 207H194V206H192V208H193ZM196 207H197V206H196ZM228 207H229V206H228ZM232 207H233V206H232ZM258 207H259V206H258ZM260 207H261V206H260ZM9 208H10V210H11V207H7V209H9ZM16 208L13 207L12 209H16ZM22 208H23V207H22V205H21L19 212H17V210H16V212L19 213V214H16V215H15L14 213L12 214V213H11L12 211H11V212H10V211L8 212V214H9V213L12 214V215L10 216V218H11V217L14 218V222H15V217H13V216H16V217H17V216H19L20 214H21V216H22V215H23L22 213H23V212L25 213V211L22 212V210H23ZM30 208H32V209H30ZM69 208H70V207H69ZM72 208H73V206H72ZM160 208H158L159 211H161V210L163 209V208H161V210H160ZM182 208H183V206H182ZM189 208H190V207H189ZM197 208H199V207H197ZM204 208H205V207H204ZM224 208L226 209L227 206L224 207ZM241 208H242V207H241ZM48 209H49V212H50V208H47L46 211L48 212ZM107 209H108V208H107ZM122 209H123V207H122ZM124 209H125V211L127 212V210H126V209H127L126 206H124ZM129 209H130V208H129ZM138 209H139V208H138ZM158 209H157L155 212H157ZM164 209H166V208H164ZM164 209H163V210H164ZM178 209H179V208H178ZM187 209H188V208H187ZM187 209H185V210L187 211V215H188V214H189V215H188V216L186 215V216H187L188 218H190V215H191V214H192L191 216H193V212H192V209H191V210L188 209L189 211H188ZM202 209H203V208H202ZM211 209H212V208H211ZM213 209H214V208H213ZM216 209H217V208H215V210H216ZM232 209H233V208H232ZM251 209L253 210V208H251ZM77 210H78V209H77ZM87 210H88V209H87ZM112 210L110 211V209H109V212H110L109 217L112 218L111 220H113V219L115 218V217H112L113 215H115V214H114V210H113V211H112ZM117 210H115V211L117 212ZM132 210H133V209H132ZM132 210L130 209V212H131ZM147 210H148V209H147ZM175 210H176V209H175ZM182 210H183V209H182ZM220 210H221V208H220ZM254 210H255V209H254ZM256 210H257V209H256ZM7 211H8V210H7ZM14 211H15V210H13V212H14ZM20 211H21L22 213H20ZM28 211H27V212H28ZM31 211H30V212H31ZM38 211H39V210H37V212H38ZM46 211L44 210V213H45V214H46ZM55 211H57V212H55ZM62 211H63V208H62ZM64 211H65V210H64ZM66 211H67V209H66ZM66 211H65V212H66ZM106 211H108V210H106ZM118 211H119V213L117 212V214L120 215V210H118ZM135 211H136V210H135ZM153 211H154V210H153ZM159 211H158V212H159ZM166 211H167V210H166ZM171 211H172V210H171ZM180 211H181V210H180ZM193 211H194V210H193ZM200 211H201V210H200ZM245 211H246V210H245ZM42 212H43V211H42ZM52 212H50V213H51L50 218H52V215H54V214H52ZM70 212H71V210H70ZM74 212H75V211H74ZM76 212H77V211H76ZM76 212H75V214H76ZM78 212H79V211H78ZM78 212H77V213H78ZM111 212H113V213H111ZM123 212H124V211H123ZM139 212H140V211H139ZM139 212H137V211H136V212H131V213L129 214L130 216H127V217L125 216V215H126L125 212H124V213L121 212V213H122L121 215H122V217L124 216L125 223H126L127 220H128V219L126 220V218L130 217V218H129V221H131V220H133V221L136 220V222H134V223L136 224L139 220H140V221L144 220V219H142V220L139 219V218H141L140 215H139V214H140ZM150 212H151V209H150ZM177 212H178V211H176V215L174 214V216H177ZM191 212H192V213H191ZM209 212H210V211H209ZM217 212H218V211H217ZM235 212H237V211H235ZM253 212H254V211H253ZM253 212H252V213H253ZM256 212H258V211H256ZM87 213H88V212H87ZM151 213H152V212H151ZM161 213H162V212H161ZM164 213L167 214V212H164ZM173 213H175V211H174ZM190 213H191V214H190ZM206 213H207V211H206ZM215 213H216V212H215ZM230 213H231L232 215H234L232 212H230ZM248 213H249V212H248ZM254 213H255V212H254ZM10 214H9V215H10ZM25 214H26V213H25ZM33 214L35 215V213H33ZM48 214H49V213H48ZM65 214H66V213H65ZM65 214H64V215H65ZM111 214H112V216H111ZM124 214H125V215H124ZM203 214H204V213H203ZM203 214H202V215H203ZM235 214H236V213H235ZM246 214H247V212H246ZM255 214H256V213H255ZM255 214H254V215H255ZM4 215H5V213L3 214L2 218L4 217ZM9 215L7 216V214H6L7 217H4L5 219H3V220H6V222H5V221L3 222V223H6V225H8V223H7L8 220H7V219H9V218H8ZM29 215H30V214H28V217H29ZM39 215H40V214H39ZM58 215H59V214H58ZM60 215H62V214H60ZM151 215H154V214H151ZM172 215H173V214H172ZM197 215H198V214H197ZM204 215H205V214H204ZM0 216H1V215H0ZM36 216H37V213H36ZM178 216H179V214H178ZM180 216H181V215H180ZM200 216H201V214H200ZM255 216H256V215H255ZM262 216H263V215H262ZM28 217H27V218H28ZM31 217H33V215H32ZM37 217H38V216H37ZM39 217H40V216H39ZM39 217H38V218H39ZM54 217H55V216H54ZM69 217H70V216H69ZM74 217H75V216H74ZM80 217H81V216H80ZM87 217H88V215H87ZM91 217H92V216H91ZM91 217L89 216V218H91ZM116 217L118 218V217H120V216H116ZM122 217H120V218L123 219ZM155 217H156V216H155ZM158 217H159V216H158ZM161 217H162V216H161ZM161 217H159L160 219H162V221H161L160 224H159L160 220H158L159 222H157L156 224L152 225L153 222H154V221H153L154 219H153V220H152L153 222H151L152 224H150L149 222H147V223H145V225H142L141 227H139V230H140V228H142V230H140V231H141L140 233L143 232V235H144V234H145L146 236L148 235L147 237L150 238L151 236L153 237L154 235H156V232H155V231L157 230V228H158L159 226H161V228L163 227V228L166 229L165 225L167 224L166 220H168V219H167V218H166V220L164 219V222H163V217H162V218H161ZM237 217H238V216H237ZM6 218H7V219H6ZM12 218H11V219H12ZM17 218H19V217H17ZM22 218H23V217H22ZM41 218H44V217H41ZM45 218H47V216H45ZM48 218H49V217H48ZM117 218H116V219H117ZM131 218H132V219H131ZM152 218H154V216H153ZM152 218H150V219H152ZM173 218L175 219V217H173ZM173 218H172V219H173ZM180 218H181V217H180ZM185 218H186V217H185ZM11 219H10V221H11ZM25 219H26V218H25ZM30 219H31V218L29 217L27 220L30 221ZM34 219H35V216L32 218V220L34 221ZM54 219H55V218H54ZM130 219H131V220H130ZM170 219H171V218H170ZM186 219H187V218H186ZM231 219H235V217H233V218H231ZM260 219H261V218H260ZM0 220H1V218H0ZM32 220L30 221V226L32 225L31 227L33 228V231H35L36 228L33 227L34 224H31ZM36 220H37V219H36ZM85 220H86V219H85ZM105 220L107 221V219H105ZM148 220H149V219H148ZM180 220H181V219H180ZM188 220H191V221H192V219H188ZM236 220H238L237 223L240 222L239 219H236ZM250 220H251V219H250ZM12 221H13V219H12ZM20 221H22V220H20ZM20 221H19V222H20ZM43 221H45V220H43ZM43 221H42V222H43ZM51 221H52V220H51ZM55 221H57V220H55ZM133 221H132V222H133ZM140 221H139V222H140ZM173 221H174V220H173ZM177 221H178V219H177ZM177 221H175V225H177L178 227H181L182 222L180 221V222H181V223H180V222H177ZM232 221H233V220H232ZM8 222H9V221H8ZM14 222H12V223L9 222V224H12V225H13ZM38 222H39V220H38ZM108 222H109V220L107 221V223H108ZM111 222H112V221H111ZM111 222H110V223H111ZM165 222H166V223H165ZM176 222H177L178 224L180 223V226H179ZM188 222H189V221H188ZM223 222H224V221H223ZM233 222L235 223L236 221L234 220ZM233 222H232V225H234ZM249 222H250V221H249ZM256 222H257V221L254 220L253 223H255V225H256ZM259 222H260V221H259ZM0 223H1V222H0ZM33 223H34V222H33ZM61 223H62V221H61ZM72 223H73V222H72ZM82 223H84V222H82ZM103 223H104V221H103ZM120 223H121V221H120ZM122 223L124 224V222H122ZM142 223L144 224V222H142ZM163 223H165V224H163ZM184 223H185V222H184ZM193 223H194V222H193ZM195 223H196V222H195ZM250 223H251V222H250ZM257 223H258V222H257ZM1 224H2V223H1ZM15 224L19 226V224L14 223V225H15ZM23 224H24V223H23ZM36 224H37V223H36ZM111 224H112V223H111ZM137 224H138V223H137ZM171 224H172V223H170V226H171ZM219 224H220V223H219ZM221 224H222V223H221ZM223 224H224V223H223ZM238 224L240 225V223H238ZM244 224H245V223H244ZM244 224L242 223L243 226H244ZM39 225H40V224H39ZM41 225H42V224H41ZM41 225H40V226H41ZM46 225L48 226L49 224H46ZM50 225H51V224H50ZM53 225H54V223H53ZM58 225H59V224H58ZM60 225H61V224H60ZM70 225H71V224H70ZM70 225H69V226H70ZM75 225H76V223H75ZM75 225H72V226L74 227ZM81 225H82V224H81ZM116 225H117V223H116ZM163 225H164V226H163ZM175 225H174V222H173L172 226H175ZM185 225H186V224H185ZM185 225H183V226L185 227ZM187 225H188V223H187ZM197 225H198V224H197ZM225 225H226V223H225ZM248 225H249V224H248ZM18 226H17V227H18ZM22 226H23V225H22ZM24 226H25V225H24ZM26 226H27V225H26ZM26 226H25V227H26ZM54 226H55V225H54ZM61 226H62L61 229H63V225H61ZM64 226H65V224H64ZM78 226H79V225H78ZM103 226H104V225H103ZM107 226L109 227V226H111V225H110V224H109V225L107 224ZM112 226H113V224H112ZM128 226H129V225H128ZM136 226H140V223H139V225H136ZM166 226H167V225H166ZM190 226H191V225H190ZM199 226H200V225H199ZM220 226H221V225H220ZM227 226H228V225H227ZM227 226H226V227H227ZM235 226H236V225H235ZM235 226H234V227H235ZM243 226H242V228H243ZM245 226H246V225H245ZM0 227H1V226H0ZM31 227H27V228H31ZM36 227H38V226H36ZM48 227H49V226H48ZM70 227H71V226H70ZM108 227H106V230L104 229L105 232L107 231V228H108ZM117 227H118V226H117ZM124 227H125V225H124ZM175 227H176V226H175ZM194 227H195V226H194ZM205 227H206V225H205ZM221 227H225V226L222 225ZM256 227L258 228V226H256ZM1 228H2V227H1ZM1 228H0L1 232L4 233V231H2L3 229H1ZM7 228H8L7 231L9 232V230H10L9 228H11V227L8 226ZM32 228L29 230L28 233H30V231L32 230ZM39 228H40V227H39ZM43 228H44V227H43ZM53 228H54V227H53ZM56 228H57V227H55V229H56ZM59 228H60V227H58L57 230H59ZM76 228H78V227L76 226ZM102 228H103V227H102ZM163 228H162L161 230H163V232H164L165 230H164ZM186 228H189V227L186 226ZM251 228H254V230H255V227L252 226ZM257 228H256V230H257ZM4 229H5V233H7V231H6V227H5ZM20 229H21V227L19 228V230H20ZM72 229H73V228H72ZM72 229H71V230H72ZM89 229H90V228H89ZM91 229H92V228H91ZM96 229H97V228H96ZM121 229H123V228H121ZM124 229H125V228H124ZM158 229H159V228H158ZM173 229H174V228H171V231H174V233H172V232L170 231V229H169L168 231L172 233V234H171L172 237L175 235L176 243H177V244L184 245V246H188V248L191 249V251H190V253H189L190 257H192V258H193V257L197 258L198 253H196V251H195L194 243H192V242H188V241H186V240L183 238V237L185 236L184 233H181V232H183V231L179 232V231H178L179 229H178V230H177V228H175L174 230H173ZM195 229H196V228H195ZM203 229H204V228H203ZM214 229H215V226H214ZM216 229H217V227H216ZM219 229H220V228H219ZM219 229H218V230H219ZM221 229H222V228H221ZM247 229H248V227H247ZM11 230H14V229L12 228ZM43 230H45V229H43ZM64 230H65V229H64ZM118 230H119L118 232H120V229H119V228H118ZM137 230H138V229H137ZM137 230H136V231H137ZM188 230H190V229H188ZM212 230H213V229H212ZM242 230H243V229H242ZM244 230H246V229H244ZM249 230H250V229H249ZM251 230H252V229H251ZM256 230H255V232L258 233L257 231H260L261 229H260V227H259L258 230H257V231H256ZM14 231H15V230H14ZM21 231H22V230H21ZM38 231H39V230H38ZM50 231H51V229H50ZM84 231H85V230H84ZM93 231H94V229H93ZM98 231H99V230H98ZM122 231H124V230H122ZM134 231H135V230H134ZM168 231H167V233H168ZM198 231H199V233H200V230H198ZM223 231H224V230H223ZM17 232H19V231H17ZM23 232H24V227H23V231L21 232V235H22ZM31 232H32V231H31ZM45 232H46V231H45ZM52 232H53V230H52ZM52 232H51V233H52ZM56 232H57V231H55L54 234H55ZM59 232H60V230H59ZM61 232H62V231H61ZM126 232H127V231H126ZM205 232H207V231H205ZM225 232H226V231H224V234H226ZM263 232H264V230H263ZM13 233H14V232H13ZM15 233H16V232H15ZM15 233H14V234H15ZM33 233H34V232H32V233H30V234H33ZM38 233H39V232H38ZM38 233H37V234H38ZM43 233H44V232H43ZM86 233H87V232H86ZM86 233H83V234H85V235L87 236ZM95 233H96V231H95ZM100 233L103 234V232H100ZM106 233H107V232H106ZM135 233H136V232H135ZM138 233H139V232H138ZM192 233H193V232H192ZM196 233H198V232L196 231ZM196 233H195V234H196ZM199 233H198V236H199ZM203 233H204V232H203ZM238 233H240V232L238 231ZM238 233H237V234H238ZM246 233L249 234L248 232H246ZM256 233L254 234V232H253L254 235H261L262 230H261V233H259V234H256ZM11 234H12V233H10V235H11ZM16 234H18V233H16ZM16 234H15V235H16ZM24 234H27V233L24 232ZM30 234H29V235H30ZM46 234H47V233H46ZM49 234H50V233H49ZM54 234L52 233L51 235H54ZM58 234H59V233H58ZM88 234H89V236L91 235L89 232H88ZM183 234H184V236H183ZM189 234H190V232H189ZM215 234H217V233H215ZM222 234H223V233H222ZM229 234H230V233H229ZM241 234H242V233H241ZM250 234H251V233H250ZM250 234H249V235H250ZM0 235H1V234H0ZM3 235H4L5 237H4ZM7 235L9 236V234H7ZM12 235H13V234H12ZM15 235H13L12 237H14ZM29 235H27V236H29ZM41 235L43 236V234H40V236H41ZM47 235H48V234H47ZM73 235H74V233H73ZM85 235H84V236H85ZM108 235H109V237H110V234H108V233H107L106 237H107ZM118 235H119V234H118ZM138 235H139V234H137V237H138ZM158 235H159V233H158ZM186 235H187V234H186ZM226 235H227V234H226ZM234 235H235V234H234ZM238 235H239V234H238ZM243 235H244V234L241 235V238L243 237V240H239L238 242H243V241H244V245H245L246 247L248 246V247L251 248V249L249 248V249L251 250V254H250V257H249V259H248V264H264V238H263V240H262V238H261L262 236H261V237H260V236L255 237L254 235H253L252 237H251V235H250V236L248 235V236H249V238H248V236L245 234V235L247 236V238H246L245 235H244V236H243ZM23 236H24L23 238H26V237H27V236L25 237V235H23ZM34 236H36V233L34 234ZM34 236L31 235L32 240L35 239ZM38 236H39V235H38ZM42 236H41V238L39 237V239H43V238L45 237V235H44L43 238H42ZM55 236H56V235H55ZM61 236H64V235L62 234ZM61 236H60V237H61ZM76 236H77V235H76ZM86 236H85V238H83V240L86 239L85 241L88 243V241H89L90 239L87 241ZM111 236H112V235H111ZM120 236H121V235H120ZM134 236H135V235H134ZM146 236H145V238H146ZM187 236H188V235H187ZM194 236H195V235H194ZM203 236H204V235H203ZM211 236H212V235H211ZM220 236H221V235H220ZM0 237H1V236H0ZM2 237H3V239H4V238H7L5 234H2ZM2 237H1L0 239H2ZM16 237H17V236H15V238H16ZM29 237H30V236H29ZM36 237H37V236H36ZM80 237H81V236H80ZM87 237H88V236H87ZM98 237H99V236H98ZM109 237H108V238H109ZM112 237H113V236H112ZM139 237H140V235H139ZM141 237H142V235H141ZM155 237H156V236H155ZM155 237H153V238H155ZM201 237H202V236H201ZM206 237H208V235H206ZM238 237H239V236H238ZM258 237L261 238V240H260V239H257ZM9 238H11V236H9ZM15 238H14V239H15ZM31 238H29V239H31ZM33 238H34V239H33ZM37 238H38V237H37ZM37 238L35 239V241H37ZM52 238H55V237L52 236ZM52 238H51V239H52ZM63 238H65V237H62L61 240H63ZM70 238H71V237H70ZM70 238H69V239H70ZM74 238H76V239H74ZM88 238H89V237H88ZM90 238L93 239L92 237H90ZM96 238H97V237H96ZM103 238H104V237H103ZM153 238H151V240H152ZM188 238H189V237H188ZM195 238H196V237H195ZM230 238H231V237H230ZM232 238H233V237H232ZM241 238H240V239H241ZM11 239H13V238H11ZM14 239H13L12 241H14ZM48 239H49V238H48ZM56 239H57V238H56ZM66 239H67V237H66ZM66 239H65V240H66ZM72 239H74V241L72 240L73 243H74L76 240L79 239V236H78V238H77V237H73ZM81 239H82V238H81ZM113 239H114V238H113ZM113 239H111V241H112ZM139 239H140V238H139ZM142 239H143V238H142ZM157 239H158V237H157ZM238 239H239V238H238ZM238 239H237V240H238ZM44 240H45V238H44ZM49 240H50V239H49ZM52 240H53V239H52ZM54 240H55V239H54ZM65 240H64V241H65ZM95 240H96V239H95ZM101 240H102V238H101ZM105 240H106V239H105ZM108 240H109V239H108ZM154 240H155V239H154ZM228 240H229V241H225V239H224V241H222V240H219V239L217 238L216 241H222V243H221V244L217 243V244H215V245H209V244H208V245L206 246V250H207V251H212V250H213V251L218 252V254L223 255L222 252L225 253V251H228L229 249H231V246H230L229 242L232 241V240H230V239H228ZM0 241H1V240H0ZM4 241H6V240H4ZM47 241H48V240H47ZM67 241H68V240H66L65 242H67ZM85 241H84V243H85ZM92 241H93V240H92ZM103 241H104V240H103ZM115 241H116V240H115ZM115 241H114L113 243H115ZM211 241H212V240H211ZM213 241H214V240H213ZM233 241H234V240H233ZM8 242L10 243V244H8V245H12V244H11L12 242H10V241H8ZM37 242H38V241H37ZM44 242H45V241H44ZM51 242H52V241H51ZM54 242H55V244H56V241H54ZM61 242H62V241H61ZM70 242H71V240L69 241V243H70ZM77 242L79 243L80 241H77ZM82 242H83V241H82ZM98 242H99V241H98ZM120 242H122V241H120ZM120 242H119V240H118L117 243H120ZM197 242H198V240H197ZM235 242H236V241H235ZM0 243L4 245V243H2V242H0ZM5 243H7V241H6ZM18 243L20 244L21 242L17 240V244H18ZM39 243H40V242H39ZM62 243H63V242H62ZM69 243H68V244H69ZM75 243H76V242H75ZM78 243H76V244H77L76 247L78 246ZM87 243H86V244H87ZM89 243H90V242H89ZM96 243H97V242H96ZM101 243H102V242H101ZM117 243H116V244H117ZM127 243H128V242H127ZM233 243H234V242H233ZM245 243H246V244H245ZM1 244H0V245H1ZM15 244H16V241H15ZM21 244H22V243H21ZM60 244H61V243H60ZM82 244H83V243H82ZM103 244H104V243H103ZM110 244H111V243H110ZM120 244H124V243H120ZM235 244H236V243H235ZM238 244H240V243H238ZM247 244H248V245H247ZM24 245H25V244H23V246H24ZM30 245H31V243H30ZM30 245H29V247H34V245H33V246H32V245L30 246ZM70 245L72 246V244H69V246H70ZM79 245L81 246V244H79ZM83 245H84V244H83ZM16 246H18V245H16ZM54 246H55V245H54ZM54 246H53V247H54ZM69 246H68V247H69ZM73 246H75V245H73ZM115 246H116V245H115ZM240 246H241V245H240ZM3 247H4V249H5V246H3ZM10 247H11V246H10ZM18 247H19V246H18ZM18 247L15 249V251L17 252V254H18V251L20 250V249H18ZM20 247H21V246H20ZM26 247H27V246L22 247V250H23V251L26 250V249H24V248H26ZM51 247H52V246H51ZM53 247H52L51 250H54ZM59 247H60V245H59ZM59 247H58V248H59ZM1 248H2V247H1ZM1 248H0V250H1ZM27 248H28V247H27ZM43 248H44V247H42V249H43ZM55 248H56V247H55ZM78 248H79V247H77V249H78ZM82 248H83V246H82ZM4 249H3V250H4ZM29 249H32V248H29ZM39 249H41L40 246H39ZM42 249L40 250V253H41V251L45 250L46 248H44L43 250H42ZM47 250H48V249H47ZM55 250H57V248H56ZM55 250H54V251H55ZM60 250H61V251H60ZM80 250H81V249H80ZM80 250H79V251H80ZM83 250H84V248H83ZM9 251H11V250H9ZM30 251H31V250H30ZM32 251H33V249H32ZM38 251H39V250H38ZM38 251L35 250L36 253H37ZM54 251H53V252H54ZM81 251H82V250H81ZM170 251H171V250H170ZM170 251H168V253H171ZM1 252H2V251H0V254H3L2 256H4V255L6 254V253H5L6 251H5V252L3 251L4 253H1ZM12 252H13V251H12ZM25 252H26V251H25ZM43 252H44V251H43ZM48 252H51V251H50V248H49V250L46 251L45 253H48ZM53 252H52L51 254H53ZM59 252H62V249H61V248H60V249L58 250V252H57V255H58L59 258H60V254H58ZM172 252H173V251H172ZM31 253H32V252H31ZM33 253H34V252H33ZM33 253L31 254V257H34V258H35V256H33ZM36 253H35V254H36ZM45 253L40 254V255L42 256V258H43V256L45 257ZM86 253H87V250H86ZM101 253H102V252H101ZM106 253H107V254H118V253H120V249H116V247H112V248L109 249V251H107ZM175 253H176V252H175ZM175 253H174V254H175ZM231 253L233 254V252H230V250H229V253H228V254H231ZM13 254H14V253H13ZM22 254H23V253H22ZM22 254H21V255H22ZM38 254H39V253H38ZM43 254H44V255H43ZM49 254H50V253H49ZM103 254H105V253H103ZM103 254H102V256H103ZM171 254H173V253H171ZM174 254H173V255H174ZM14 255H15V254H14ZM19 255H20V252H19L18 256H19ZM27 255L30 256V254H27ZM54 255H55V254H54ZM129 255H130V254H129ZM196 255H197V256H196ZM0 256H1V255H0ZM25 256H26V255H25ZM36 256H37V255H36ZM38 256H39V255H38ZM38 256H37V258H38ZM49 256H51V255H49ZM86 256H87V255H86ZM97 256H98V257L96 258V260H98L99 258H101V255L98 254ZM106 256H107V255H106ZM165 256H166V254H165ZM186 256H187V254H186ZM47 257H48V254H47ZM47 257H46V258H47ZM135 257H136V256H135ZM170 257H171V255H170ZM170 257H168V258H170ZM174 257H175V260H176V261L178 260V258H179V260H181V258H182V256L180 257V254H178V256H177V254H176V256L174 255ZM176 257H178V258H176ZM187 257H188V256H187ZM187 257H186V258H187ZM198 257H199L201 260L197 259V262H198V261H199V262L202 261V262L205 263V260L203 259V258H205L204 256H198ZM213 257H214V256H213ZM216 257H217V256H216ZM218 257H219V256H218ZM222 257H223V256H221V258H222ZM10 258H11V257H10ZM22 258H25V257L23 256ZM42 258H41V259H42ZM46 258H44V259H46ZM52 258L54 259L55 257H52ZM57 258H58V257H57ZM59 258H58V260H59ZM103 258H105V257H103ZM107 258H109V257H107ZM120 258L122 259L123 256H122V257L120 256ZM120 258H118V259H120ZM133 258H134V257H133ZM138 258H139V257H138ZM165 258L167 259V257H165ZM188 258H189V257H188ZM211 258H212V257H211ZM8 259H9V257H8ZM13 259H14V257H13ZM15 259H16V258H15ZM15 259H14V260H15ZM31 259H32V258H31ZM39 259H40V257H39ZM44 259H43V260H44ZM50 259H51V258H50ZM61 259H62V258H61ZM121 259H120V260H121ZM127 259H128V258H127ZM131 259H132V258H131ZM142 259H143V258H142ZM166 259H165V260H166ZM172 259H173V256H172ZM190 259H191V258H190ZM190 259H189V261H190ZM214 259H215V258H214ZM222 259H224V262H223L224 264H226V263H227V264H228V263H229V264H232V263H233V261L230 260V257H225V258H222ZM222 259H221V262L223 261ZM9 260H10V259H9ZM11 260H12V259H11ZM20 260H21V258H20ZM29 260H30V259H29ZM91 260H93V259H91ZM114 260L116 261L117 258H116V259L114 258ZM134 260H135V259H134ZM145 260H146V259H145ZM212 260H213V259H212ZM215 260H216V259H215ZM218 260H219V259H218ZM0 261H1V258H0ZM16 261H17V259H16ZM16 261H11V262H16ZM30 261H31V262H32V261H34V262L36 261V262H37L38 259H36V260L34 259V260H30ZM30 261H29L28 263H30ZM41 261H42V260H40V262H41ZM63 261H65V260H63ZM117 261H118V260H117ZM117 261H116V263H117ZM121 261H122V260H121ZM126 261H127V260H126ZM135 261H136V260H135ZM170 261H171V259H170ZM185 261H186V259H185ZM195 261H196V260H195ZM216 261H217V260H216ZM219 261H220V260H219ZM225 261H226V262H225ZM236 261H237V260H236ZM21 262H22V261H21ZM34 262H32V264H33ZM43 262H44V261H43ZM43 262H41L40 264H43ZM45 262H46V261H45ZM53 262H54V261H53ZM56 262H57V261H56ZM58 262H59V261H58ZM128 262H129V261H128ZM140 262H142V261H140ZM140 262H139V263H140ZM165 262H166V261H165ZM173 262H174V261H173ZM177 262H179V261H177ZM190 262H191V261H190ZM230 262H232V263H230ZM241 262H242V261H240V263H241ZM8 263H10V262H8ZM17 263H18V262H17ZM17 263H16V264H17ZM105 263H106V261L103 262V263H101V264H105ZM133 263H134V262H132V264H133ZM137 263H138V262H137ZM144 263H145V261H144ZM192 263H193V262H192ZM206 263H207V261H206ZM206 263H205V264H206ZM223 263H222V264H223ZM234 263H236V262L234 261ZM234 263H233V264H234ZM242 263H243V262H242ZM242 263H241V264H242ZM244 263L247 264V261H245ZM244 263H243V264H244ZM1 264H3V263H1ZM4 264H6V263H4ZM30 264H31V263H30ZM34 264H36V263H34ZM44 264H46V263H44ZM56 264H57V263H56ZM118 264H119V261H118ZM134 264H135V263H134ZM148 264H149V263H148ZM167 264H169L168 261H167ZM175 264H177V263H175ZM190 264H191V263H190ZM198 264H199V263H198ZM218 264H219V263H218Z\"/></svg>",
  "mask_w": 264,
  "mask_h": 264
}]
</instances>
